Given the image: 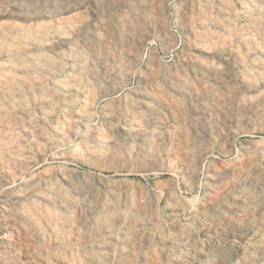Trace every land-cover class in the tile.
I'll list each match as a JSON object with an SVG mask.
<instances>
[{"label":"rangeland","instance_id":"1","mask_svg":"<svg viewBox=\"0 0 264 264\" xmlns=\"http://www.w3.org/2000/svg\"><path fill=\"white\" fill-rule=\"evenodd\" d=\"M4 1V3H3ZM16 2V3H13ZM0 0V25H4L8 27L3 33V38L0 36V69L3 68V75L0 74V110H3L2 113L0 111V175H1V169H2V175L0 176V264H162L163 261L166 264H198V260H200L199 264H264V154L263 148L264 147V77L262 75L264 69V45L262 46V43L264 44V30L263 26L264 24V0H135V4H133L134 0ZM24 1V2H22ZM73 1V2H72ZM94 1V2H93ZM97 1V2H96ZM140 1V2H139ZM198 1V2H197ZM220 1V2H219ZM225 1V2H224ZM238 1V2H237ZM248 1V2H247ZM8 2V3H7ZM44 2V3H43ZM47 2V3H46ZM57 2V3H56ZM67 2V3H66ZM70 4H69V3ZM90 2V3H89ZM96 2V4H95ZM124 2V3H123ZM144 2V3H143ZM146 2V4H145ZM190 4H189V3ZM212 2L209 5L206 3ZM222 2V3H221ZM228 2V3H227ZM232 2V3H230ZM237 2V3H236ZM244 2V3H243ZM255 4L252 6V4ZM260 2V4H259ZM23 3V4H21ZM54 3V4H53ZM60 3V4H59ZM62 3V4H61ZM138 3V4H137ZM192 3V4H191ZM247 7L245 10L244 6H241V4ZM258 3V4H257ZM29 4V5H28ZM33 4V5H32ZM44 7H43V5ZM47 4V5H46ZM56 4V5H55ZM73 4V5H72ZM129 4V6H128ZM141 4V5H140ZM206 4V5H205ZM225 4V6H224ZM228 4V5H226ZM234 6H231L233 5ZM238 4V5H236ZM240 4V5H239ZM28 7L26 9V6ZM42 5V7H41ZM80 5V6H79ZM85 5V6H84ZM138 5V6H137ZM189 7H188V6ZM197 5L199 6V9ZM212 5V6H211ZM230 5V7H229ZM258 5V6H257ZM16 6V7H15ZM18 6V7H17ZM25 6V7H24ZM32 6V7H31ZM34 6V7H33ZM46 6V8H45ZM56 8H54V7ZM58 6V7H57ZM61 6V7H60ZM64 6V7H63ZM95 6V7H94ZM106 6V7H105ZM124 6V7H123ZM132 6V7H131ZM187 6V8H186ZM191 6V7H190ZM205 6V7H204ZM207 6V7H206ZM210 6V7H209ZM219 6V7H218ZM221 6V8H220ZM240 6V7H239ZM262 6V7H261ZM14 9H13V8ZM24 7V8H23ZM36 7V8H35ZM40 7V8H39ZM53 7V8H52ZM68 7V8H67ZM84 7V8H83ZM131 7V8H130ZM137 7V8H136ZM142 7V8H141ZM213 7V8H212ZM235 7V8H233ZM243 7V8H242ZM261 7V8H260ZM22 8V9H21ZM32 8V9H31ZM65 8V9H63ZM73 10H72V9ZM75 8V9H74ZM81 8V10H80ZM83 8V9H82ZM130 8V9H129ZM135 8V9H132ZM182 8V9H181ZM185 8V9H183ZM189 8V9H188ZM212 8V9H211ZM221 9L222 11H219L218 9ZM231 13L230 12V10ZM233 8V9H232ZM258 8V9H257ZM263 8V9H262ZM7 9V10H6ZM19 9V10H18ZM21 9V10H20ZM43 9V10H41ZM79 9V10H78ZM181 9V10H180ZM204 9V10H202ZM211 9V10H208ZM226 11H225V10ZM239 9V10H238ZM257 9V11H256ZM260 9L262 11H260ZM46 10V11H45ZM51 12H50V11ZM56 10V11H54ZM127 10V11H126ZM186 10V11H185ZM189 10V11H188ZM200 10V11H199ZM236 10H238L236 12ZM244 10V11H243ZM255 10V11H254ZM6 11V12H5ZM45 11V12H43ZM53 11V14H52ZM58 11V13H57ZM129 11V12H128ZM182 11V12H181ZM212 11V13L210 12ZM216 11V12H215ZM228 11V12H227ZM235 11V12H234ZM243 11V12H242ZM11 12V15H10ZM20 12V13H17ZM26 12V13H25ZM43 12V13H42ZM50 12V13H49ZM68 12V13H67ZM136 12V13H135ZM198 12H200L198 14ZM225 14H224V13ZM249 12V13H248ZM258 12V14H257ZM3 13V15H1ZM24 14V16L22 15ZM78 13V14H76ZM187 13V16H183ZM202 13V14H201ZM213 15L212 17L208 15ZM215 13V14H214ZM230 13V14H229ZM238 13V14H237ZM242 13H246V15H242ZM248 13V14H247ZM254 16H252L253 14ZM260 13V14H259ZM6 14V16H5ZM9 14V16H7ZM28 14V15H27ZM34 16H33V15ZM38 14V15H37ZM42 14V16H41ZM48 14V15H47ZM72 14V16H71ZM138 14V15H137ZM140 14V15H139ZM177 14V15H176ZM201 14V15H200ZM205 14V15H204ZM235 14H237L236 18ZM251 14V15H250ZM14 15V16H13ZM19 18H18V16ZM30 15V16H29ZM68 15V16H67ZM70 15V16H69ZM147 15V16H146ZM181 15V16H180ZM190 15V17H189ZM194 15V17H193ZM198 15V17H197ZM217 15V16H214ZM222 15V16H221ZM230 15V16H229ZM232 22L229 19L232 18ZM259 17H258V16ZM3 16V17H2ZM12 16V17H11ZM27 16V17H26ZM37 16V17H36ZM39 16V17H38ZM127 16V17H126ZM196 16V17H195ZM208 18H207V17ZM219 16V19L217 18ZM227 18H225V17ZM229 16V17H228ZM245 16V17H242ZM260 16H263L262 18ZM68 17V18H65ZM116 17V18H115ZM136 19H135V18ZM185 17V18H184ZM189 17V18H188ZM204 17V18H203ZM206 17V18H205ZM257 17V18H255ZM57 18V19H56ZM101 18V19H100ZM128 18V19H127ZM145 18V19H144ZM159 22H158V20ZM184 18V19H183ZM188 18V20H186ZM192 18V19H191ZM204 19V23H202V20ZM212 18V19H211ZM214 18V19H213ZM223 18V19H222ZM229 18V19H228ZM246 20H245V19ZM259 18V19H258ZM61 19V20H60ZM118 19V20H117ZM144 21L142 22L141 21ZM241 19L243 22H241ZM251 19V21H250ZM263 19V20H261ZM4 20V21H3ZM13 20V21H12ZM32 23H31V21ZM52 20V21H51ZM58 20V21H56ZM64 20V21H62ZM66 20V21H65ZM84 20V21H83ZM146 20V21H145ZM152 20V21H151ZM186 20V21H185ZM190 20V21H189ZM192 20V21H191ZM210 20H216L219 25H216V21L210 22ZM226 20V21H224ZM7 21V22H6ZM11 21V22H10ZM21 21V23H20ZM35 21V22H34ZM39 21V22H38ZM50 21V22H49ZM55 21V22H54ZM60 21V23H59ZM62 21V22H61ZM70 21V22H68ZM127 21V22H126ZM150 23H149V22ZM185 21V22H184ZM194 21V22H193ZM200 23H199V22ZM246 21V25H245ZM249 21V22H248ZM258 21V22H256ZM261 21V22H260ZM5 22V23H2ZM91 22V23H90ZM105 24H104V23ZM121 22V23H120ZM132 24H130V23ZM147 22V23H146ZM158 22V23H157ZM183 24H182V23ZM198 22V23H197ZM219 22H222L221 24ZM226 24H225V23ZM236 22V23H235ZM238 22V23H237ZM251 22V23H250ZM8 23V26H7ZM29 24L27 26V24ZM38 23V24H36ZM47 23V24H46ZM48 23H51L48 24ZM76 23V24H74ZM143 23V24H142ZM180 23V24H179ZM188 23V24H187ZM207 23V24H206ZM216 23V24H215ZM231 23V26H229ZM258 23L260 24L258 26ZM12 24V25H11ZM17 28L16 30H10L9 27L13 26ZM20 24V27L17 25ZM36 24V27H34ZM48 25L46 28H44V25ZM67 24V25H66ZM74 24V25H73ZM88 24V25H87ZM116 24V25H115ZM139 24V25H138ZM146 26H145V25ZM148 24V25H147ZM159 24V25H158ZM162 24V25H161ZM200 24V25H199ZM202 24V26H201ZM209 24V25H208ZM216 27H215V25ZM233 24V25H232ZM235 24V25H234ZM238 24V25H237ZM252 24V25H251ZM255 24V25H254ZM16 25V26H15ZM25 25V26H24ZM40 25V26H38ZM45 25V26H46ZM79 27H76V26ZM102 25V26H101ZM105 27H104V26ZM135 25V26H134ZM156 26L155 27H152ZM188 25H190L188 27ZM251 25V27L249 26ZM54 26V27H53ZM72 26V27H71ZM82 26V27H81ZM88 26V27H87ZM98 26V28H97ZM118 26V27H117ZM140 26V27H139ZM149 26V27H148ZM159 26V27H158ZM163 26V28H162ZM212 28H211V27ZM229 26V27H228ZM250 27V31L247 29ZM255 26V27H253ZM25 27V28H23ZM41 30L43 29V32ZM56 27V28H55ZM69 27V28H68ZM76 27V28H74ZM131 27V30H129ZM143 27V28H142ZM183 27V28H182ZM186 27H188L186 29ZM228 27V28H227ZM238 27V29L234 28ZM242 27V31H241ZM257 27V28H256ZM259 27V28H258ZM19 28H23V30L20 31ZM37 28V29H36ZM62 32H61L58 30ZM73 30H70L72 29ZM211 28V29H210ZM216 28V29H215ZM228 30H227V29ZM236 29L230 31L231 29ZM240 28V30H239ZM244 28V29H243ZM252 28V29H251ZM262 28V30H261ZM52 29V30H51ZM65 29V30H63ZM69 29V30H68ZM81 29V30H78ZM118 29V30H117ZM145 31H144V30ZM154 29V30H153ZM160 31H159V30ZM184 29V30H183ZM196 29V32H195ZM206 29V30H205ZM215 29V33L212 31ZM224 29V30H223ZM260 29V31L258 30ZM34 30V31H33ZM38 32H36V31ZM57 30V31H56ZM75 30V32H74ZM113 30V31H112ZM138 30V31H137ZM147 30V31H146ZM157 30V31H156ZM162 30V31H161ZM187 30V31H186ZM192 30V31H191ZM194 30V31H193ZM202 32L206 38V36L209 35L206 39L204 38L203 34H197ZM201 30V31H200ZM203 30V31H202ZM211 30V31H209ZM244 30V31H243ZM247 30V31H246ZM256 30V31H255ZM10 31V34L8 33ZM24 31V32H23ZM30 31V32H29ZM32 31V32H31ZM56 31L55 33H53ZM77 31V32H76ZM80 31H83V33H80ZM92 31V32H91ZM136 31V32H135ZM154 31V32H153ZM165 31V32H164ZM169 31V32H168ZM235 31V33H234ZM239 31V32H237ZM258 31V32H257ZM263 31V32H262ZM26 35L21 36L23 34ZM34 32V33H33ZM58 32V34H57ZM65 32V33H64ZM73 32V33H72ZM94 32V33H93ZM104 32V33H103ZM112 32V34H111ZM118 32V33H117ZM121 32V33H120ZM158 32V33H157ZM167 32V33H166ZM187 32V33H186ZM220 32V35L218 34ZM222 32V33H221ZM228 32V33H226ZM237 32V33H236ZM253 32V33H252ZM255 32V33H254ZM260 32V33H259ZM15 33V34H14ZM21 35H20V34ZM23 33V34H22ZM36 33V34H35ZM47 33L52 35V37H46ZM92 33V34H91ZM98 33V34H97ZM107 33V34H106ZM139 33V34H138ZM164 33V34H163ZM194 35H193V34ZM211 33H214L211 35ZM240 33V36H239ZM250 35H249V34ZM253 35H252V34ZM260 36H259V34ZM14 34V35H13ZM19 34V36H17ZM40 36H36L39 35ZM61 34V35H60ZM64 34V35H63ZM101 34V35H100ZM120 34V35H119ZM147 34V35H146ZM200 35V39L198 40V36ZM219 36V37H217ZM248 34V35H246ZM255 34V35H254ZM258 34V35H257ZM263 36H262V35ZM11 35V36H10ZM16 35V36H15ZM35 35V36H34ZM42 35V37H41ZM54 35V36H53ZM58 35V36H57ZM111 35V36H110ZM132 35V36H131ZM141 35V36H140ZM163 37H162V36ZM166 35V37L164 36ZM211 35V36H210ZM226 38H225V36ZM233 35V37H232ZM237 35V36H236ZM253 37H252V36ZM14 37L11 38V37ZM45 36V37H44ZM59 38H57V37ZM62 36L65 38H62ZM74 36V37H73ZM97 36V37H96ZM190 36V37H189ZM223 38H221V37ZM245 36V37H244ZM251 36V37H250ZM27 37V38H26ZM29 37V38H28ZM40 37V38H39ZM69 37V39H68ZM89 37V39H88ZM148 37V38H147ZM170 37V39H169ZM196 37V38H195ZM216 37V38H215ZM240 39H239V38ZM38 38V39H37ZM47 39V41H40L39 39ZM51 38V39H50ZM67 38V40H66ZM71 38V39H70ZM73 38V39H72ZM85 38V39H84ZM97 38V39H94ZM107 38V39H106ZM110 38V39H108ZM214 38V41H213ZM225 38V39H224ZM248 38V39H247ZM260 40H259V39ZM262 38V39H261ZM24 41H21L23 40ZM35 39L36 41H33ZM62 39V40H61ZM81 39V40H80ZM88 39V40H87ZM91 39V41H89ZM139 39V40H138ZM211 39V40H210ZM230 39V40H229ZM237 39V40H236ZM254 39V40H253ZM3 40V42H2ZM31 40V41H29ZM38 40V41H37ZM55 40V41H53ZM63 40H66L65 42ZM71 40V41H70ZM83 40V41H82ZM85 40V41H84ZM93 40V41H92ZM95 40V41H94ZM101 40V41H100ZM105 40V42H104ZM142 40V41H141ZM166 40V41H165ZM168 40V41H167ZM190 40V41H189ZM203 40V41H202ZM221 40V42H220ZM226 40V41H225ZM228 40V41H227ZM242 40V42H241ZM258 40V41H257ZM5 41V42H4ZM8 41V42H7ZM14 41H17V47L19 52L21 54L19 55V60L14 62H8L7 54L9 50L13 47L12 43ZM52 45H50L49 43ZM51 41V42H50ZM63 41V42H62ZM77 41V42H76ZM87 41V42H86ZM99 41V42H98ZM103 41V42H102ZM108 41V42H107ZM115 41V42H114ZM214 43L213 45L210 44ZM230 41V42H229ZM237 41V42H236ZM256 42L255 44L253 42ZM261 41V42H259ZM7 42V43H6ZM30 42V43H29ZM35 44H34V43ZM41 44H39V43ZM61 42V43H60ZM74 44H72V43ZM92 42V44H91ZM94 42V43H93ZM99 43V45L97 44ZM117 42V43H116ZM168 42V43H167ZM187 42V43H186ZM216 42V44H215ZM218 42L220 44H218ZM224 42V43H223ZM228 42V43H226ZM11 45H10V44ZM44 43V44H42ZM46 43V45H45ZM87 43V44H86ZM101 43V44H100ZM110 43V44H108ZM186 43V44H185ZM206 43V44H204ZM232 43V44H231ZM258 43V44H257ZM262 46H260L259 45ZM7 44V45H6ZM14 44V43H13ZM66 44V45H65ZM68 44V45H67ZM70 44V45H69ZM83 44V45H82ZM90 44V45H89ZM96 44V45H94ZM105 44V45H104ZM121 44V46H120ZM190 44V45H189ZM192 44V45H191ZM202 46L200 47L199 46ZM209 44V45H208ZM218 44V45H217ZM231 44V45H230ZM248 44V46H247ZM250 44V45H249ZM23 45V46H21ZM28 45V46H27ZM40 45V46H39ZM48 45V46H47ZM72 45V46H71ZM75 45V46H73ZM91 46V47H88ZM95 49H94V46ZM103 45V46H102ZM110 45V46H109ZM123 45V46H122ZM130 45V46H129ZM132 45V47H131ZM197 45V47H196ZM216 45V46H215ZM221 45V46H220ZM225 45V47H224ZM239 45V48L234 47ZM246 45V47L244 46ZM259 45V47H258ZM5 46V47H4ZM10 48H9V47ZM12 46V47H11ZM66 46V47H65ZM73 47V49L71 47ZM193 46V47H192ZM205 46V47H203ZM206 46L209 48H206ZM242 46V47H241ZM258 48H257V47ZM8 47V49H7ZM27 47V48H25ZM30 50H29V48ZM49 49H48V48ZM54 47L56 49H54ZM60 47V48H59ZM77 47V48H76ZM88 49H87V48ZM98 47V48H97ZM116 47V48H115ZM135 47V48H134ZM213 47H215V51L213 50ZM220 47H224L223 49ZM232 47H234L232 49ZM256 47V48H254ZM6 48V49H5ZM62 48V49H61ZM64 48V49H63ZM93 48V49H92ZM134 48V49H133ZM165 48V49H164ZM207 49L209 53H205V50ZM244 48V51L242 50ZM5 49V50H4ZM27 49V51H26ZM36 49V50H34ZM40 49V50H39ZM52 49V50H51ZM59 51H58V50ZM61 49V50H60ZM72 50L69 52V50ZM79 49V50H78ZM83 53L81 52L82 50ZM97 49V51H95ZM99 49V50H98ZM123 49V50H122ZM192 49L194 51H192ZM201 49V50H199ZM218 51H217V50ZM242 51H241V50ZM250 51H249V50ZM42 50V52H40ZM45 50V52H43ZM53 52H51V51ZM68 50V51H67ZM128 50V51H127ZM133 50V51H132ZM189 50V51H188ZM232 52H230V51ZM239 53H236L237 51ZM252 50V51H251ZM5 51V52H4ZM7 51V54H6ZM30 51V52H29ZM37 51L35 54L34 52ZM67 51V52H66ZM77 51V52H76ZM94 51V52H92ZM101 51V52H99ZM114 51V52H113ZM136 51V52H135ZM211 51V52H210ZM226 51H228L226 53ZM236 51V52H235ZM259 51V52H258ZM40 52V53H39ZM49 55H47V53ZM60 52V53H59ZM62 52V54H61ZM75 52V53H74ZM84 52H86L84 54ZM92 52V53H91ZM96 52V53H95ZM132 52V53H131ZM136 55H135V53ZM213 52V53H212ZM225 52V53H224ZM243 52V53H242ZM254 52V53H253ZM23 53H27L26 55ZM30 53H32L30 55ZM57 53V55H56ZM104 53V55H103ZM126 53V54H125ZM193 53V56L192 54ZM198 53V56H197ZM201 53V54H200ZM221 55H220V54ZM250 53V54H249ZM263 53V54H262ZM4 54V55H3ZM37 54V55H36ZM45 54V58L44 57ZM61 54V55H60ZM79 54V55H77ZM91 54V55H90ZM122 54V55H120ZM189 54V56H188ZM204 54V55H202ZM207 54V55H206ZM209 54V55H208ZM231 54V55H230ZM240 54V55H239ZM258 54V55H257ZM22 55V56H21ZM24 55V56H23ZM30 55V56H29ZM40 56L38 59L33 56ZM64 55V56H63ZM70 55V58H68ZM82 55H84L82 57ZM88 55V56H87ZM94 55V56H93ZM119 55V56H118ZM128 57H127V56ZM135 55V56H134ZM186 55V56H185ZM195 55V56H194ZM207 57H206V56ZM236 55V56H235ZM243 57H242V56ZM250 57H249V56ZM257 55V56H256ZM4 56V57H3ZM26 56V57H25ZM29 56V57H28ZM43 56V57H42ZM49 59H47L48 57ZM89 60H87V58ZM103 56V57H102ZM107 56V58H106ZM112 56V57H111ZM134 56V57H133ZM184 56V57H182ZM197 58H194L196 57ZM234 56V57H233ZM248 56V57H247ZM259 56V60H258ZM25 57V58H24ZM59 57V58H58ZM78 57V58H77ZM82 57V58H81ZM85 57V58H84ZM102 57V58H101ZM119 57V59H117ZM186 57V59H185ZM201 57H203L201 59ZM240 61H239V58ZM254 57V58H252ZM6 59L4 61V59ZM43 58V61L42 59ZM57 60H56V59ZM65 58V59H64ZM77 58V59H76ZM80 58V59H79ZM94 58V59H93ZM101 58V59H99ZM104 58V61L102 60ZM112 58H115L112 60ZM130 58V59H128ZM208 58V60H207ZM224 60H222V59ZM230 58V59H229ZM233 58V59H231ZM28 59V60H26ZM29 59H33L32 61ZM72 59V60H71ZM74 59V61H73ZM79 59V60H78ZM82 59V60H81ZM85 59L88 61H85ZM92 59V60H90ZM106 59V60H105ZM110 59V60H109ZM117 59V60H116ZM134 59V60H133ZM185 59V60H184ZM212 59V60H211ZM237 59V60H236ZM252 59V60H251ZM45 60V61H44ZM72 62H71V61ZM85 62H84V61ZM100 60V61H99ZM136 60V61H135ZM182 60V61H181ZM193 60V61H192ZM195 60V61H194ZM219 60V61H218ZM226 60L227 63L225 62ZM233 60V61H232ZM244 60V62H243ZM258 60V61H257ZM25 61V63H24ZM31 61V63H30ZM34 61V63H33ZM37 61V62H36ZM40 61V62H38ZM55 61V62H54ZM62 61V63H61ZM70 61V62H69ZM77 61V62H76ZM80 61V62H79ZM95 61V62H92ZM99 61V62H98ZM118 61V62H117ZM127 61V64L125 65ZM199 61V62H198ZM214 63H213V62ZM237 61H239L237 63ZM252 61H256V64H253ZM3 62V63H2ZM23 62V63H22ZM48 62L50 64H48ZM67 62V63H66ZM82 62V63H81ZM88 67H87V63ZM101 62V64H100ZM104 62V63H103ZM110 62V64L108 63ZM191 62V63H190ZM208 62V63H207ZM219 62V63H217ZM222 62V63H221ZM263 62V64H261ZM7 65L5 66V64ZM20 63V64H18ZM25 64L24 66L22 64ZM53 63L56 65H53ZM57 63V64H56ZM61 65H60V64ZM72 63V64H71ZM75 63V64H74ZM77 63V64H76ZM81 63V64H80ZM85 63V64H84ZM90 63V65H89ZM122 63V64H121ZM125 63V64H124ZM134 63V64H133ZM163 63V64H161ZM179 63V64H178ZM184 63V64H183ZM187 63V65H186ZM199 63V64H198ZM201 63V64H200ZM206 63V64H204ZM214 65H213V64ZM231 63V64H230ZM234 63V64H233ZM243 63V64H241ZM252 63V65H251ZM12 64V65H11ZM34 64V65H33ZM38 64V65H37ZM45 64V65H44ZM47 64V65H46ZM52 64V65H51ZM64 64L65 68H64ZM67 64V65H66ZM79 64V66H78ZM83 64V65H82ZM93 64V66L91 65ZM104 64V65H103ZM106 64V65H105ZM109 64V66H107ZM165 64V65H164ZM181 64V65H180ZM209 64V65H208ZM218 64V65H215ZM225 65L221 68L220 65ZM227 64H229L227 66ZM235 66H233V65ZM246 64V65H244ZM261 64V66H260ZM4 65V66H3ZM21 66V68L19 67ZM38 67H36V66ZM40 65V67H39ZM69 65V66H68ZM74 65V66H70ZM85 65V66H84ZM103 65V66H102ZM122 65V67H121ZM124 65V66H123ZM131 65V66H130ZM211 65V66H210ZM241 65V66H240ZM250 65V66H249ZM3 66V67H2ZM46 68H45V67ZM48 66V67H47ZM58 67L55 68V67ZM63 68H62V67ZM93 68H91V67ZM109 69H106V67ZM111 66V68H110ZM130 66V67H128ZM134 66V67H132ZM148 66V67H147ZM154 68H153V67ZM165 66V69L164 67ZM170 66V67H169ZM187 66V67H186ZM211 68H210V67ZM240 66V67H239ZM249 66V67H248ZM255 66V67H253ZM8 67V68H6ZM20 69H19V68ZM60 67V68H59ZM82 69H81V68ZM84 67V68H83ZM120 67V68H118ZM125 69H124V68ZM167 67V68H166ZM191 67V69L189 68ZM209 67V68H207ZM221 69H219V68ZM247 69H246V68ZM251 67V68H250ZM257 67V69H256ZM262 67V68H261ZM6 68V69H5ZM10 68V70H9ZM26 69L24 71V69ZM49 68V69H48ZM75 68V69H74ZM79 71H78V69ZM86 68V71H85ZM129 68V69H127ZM163 68V69H162ZM177 70H176V69ZM205 68V69H204ZM207 68V69H206ZM214 68V69H213ZM231 68V70H229ZM238 68V69H237ZM256 70H255V69ZM259 68V69H258ZM18 69V70H17ZM34 69V70H33ZM43 71H42V70ZM47 69V71L45 70ZM51 69V70H50ZM61 69V70H60ZM100 70L99 73L95 70ZM104 69V71H103ZM118 69V70H117ZM124 69V70H123ZM152 69V70H151ZM160 69H162L160 71ZM182 69V70H181ZM185 69V70H184ZM211 71H210V70ZM236 69V70H233ZM240 69V70H239ZM244 69V70H243ZM250 71H249V70ZM252 69V70H251ZM263 69V70H262ZM5 70V71H4ZM29 70V71H28ZM36 70V71H35ZM41 70V71H40ZM45 70V71H44ZM64 70V71H63ZM76 70V71H75ZM82 70V71H81ZM88 70V71H87ZM90 70V71H89ZM106 70H110L108 74L103 73ZM115 70V71H114ZM121 70V71H120ZM128 72H126V71ZM130 70V71H129ZM155 70V71H154ZM167 72H166V71ZM175 70V71H174ZM195 70V72H194ZM209 70V73H208ZM218 70V71H216ZM223 70V71H221ZM242 70V71H241ZM255 70V71H254ZM259 70V71H257ZM19 71V72H18ZM60 71V73H59ZM85 71V73H84ZM94 72L91 73L90 72ZM102 71V73H100ZM119 71V72H118ZM125 71V72H124ZM187 71V72H186ZM193 74H191V72ZM218 74H216V72ZM226 71V72H224ZM238 71V72H237ZM241 71V72H239ZM248 71V72H247ZM251 71L253 72V76L251 75ZM262 71V72H261ZM7 72V73H6ZM14 72V73H13ZM23 72V73H22ZM32 72V73H30ZM44 72V73H43ZM48 72H51L50 74ZM81 72V73H80ZM88 74H87V73ZM114 72V73H112ZM141 72V74H140ZM155 73V74H152ZM180 74H179V73ZM186 72V73H185ZM201 72V75H200ZM230 72V73H229ZM234 72V73H233ZM10 73V74H9ZM37 73V74H36ZM42 73V75H41ZM55 73V74H54ZM58 73V74H57ZM151 73V74H150ZM160 73V74H159ZM173 73V74H172ZM175 73V74H174ZM177 73V74H176ZM197 75H196V74ZM224 75H223V74ZM248 73V74H247ZM258 73L259 77H258ZM12 74V75H11ZM17 74V75H15ZM33 74V75H32ZM36 74V75H35ZM98 74V75H97ZM105 74V76L103 75ZM127 75L126 78L123 75ZM130 74V75H129ZM171 74L173 76H171ZM179 74V75H178ZM185 74V75H184ZM216 74V75H215ZM222 74V76H221ZM232 74L234 76H232ZM256 74V75H254ZM264 74V73H263ZM11 75L14 80L9 79L7 76ZM15 75V76H14ZM22 75V77H21ZM27 77H26V76ZM46 75V76H44ZM49 75V76H47ZM70 77H69V76ZM80 75V76H79ZM95 75V76H91ZM97 75V76H96ZM103 75V76H102ZM107 75H110L107 77ZM123 77H122V76ZM142 75V76H140ZM144 75V76H143ZM154 75V76H152ZM162 75V76H159ZM168 75V76H167ZM207 79L205 78V76ZM212 75V76H210ZM220 75V76H219ZM3 76V77H2ZM16 78H14V77ZM52 76V77H51ZM76 76H79L76 78ZM85 79L88 81L84 80ZM116 76V77H115ZM151 76V77H150ZM159 76V77H158ZM167 76V77H166ZM193 76V77H192ZM200 76L202 77L200 79ZM219 76V77H217ZM230 78H229V77ZM243 76V80L242 79ZM248 76V77H247ZM251 76V77H250ZM262 76V77H261ZM6 77V78H5ZM81 77V78H80ZM93 77V78H91ZM104 77V78H102ZM113 77V78H112ZM128 77V78H127ZM156 77V78H155ZM165 77V79H164ZM185 77V78H184ZM188 77V78H187ZM191 77V78H190ZM218 79H217V78ZM226 79H223L225 78ZM236 77V78H235ZM256 77V78H252ZM21 78V79H20ZM23 78V79H22ZM25 78V79H24ZM33 78V79H32ZM36 78V79H35ZM48 78V79H46ZM59 78V79H58ZM67 78V79H66ZM71 78V79H70ZM73 78L74 82H73ZM89 80H88V79ZM106 78V79H105ZM122 78V79H120ZM162 78V79H160ZM180 78V79H178ZM184 78V79H183ZM204 78V79H203ZM246 78V79H245ZM248 78V79H247ZM261 78V80H259ZM7 79V81L5 80ZM38 79V80H37ZM66 79V80H65ZM80 79H82L80 81ZM102 79V80H101ZM114 81H111L113 80ZM120 79V80H119ZM127 79V80H125ZM143 79V80H142ZM192 80V82L190 81ZM198 79V80H197ZM205 81H203V80ZM235 79V80H234ZM238 79V80H237ZM9 80V82H8ZM27 80V81H26ZM34 80V82H32ZM43 80L46 82H43ZM63 80V81H62ZM76 80V82H75ZM92 80V81H91ZM119 80V81H118ZM125 80V81H124ZM152 80V81H151ZM173 82V83H171ZM184 80V81H181ZM196 82H195V81ZM212 80V81H211ZM217 84H215L214 82ZM228 80V81H227ZM230 80V81H229ZM250 80V81H247ZM13 81V82H12ZM24 81V82H23ZM40 81V82H37ZM59 81V84H58ZM62 81V84L61 82ZM81 82V84L79 82ZM96 81V82H95ZM202 83H201V82ZM209 81V82H208ZM226 81V82H225ZM233 81V82H232ZM238 81V82H237ZM244 81V82H243ZM252 81V82H251ZM258 81H262L261 83ZM3 82V84H1ZM31 82V83H30ZM55 84H54V83ZM67 82L68 85H65ZM72 82V83H71ZM98 82V83H97ZM108 82V83H107ZM114 82V84H113ZM119 82V83H118ZM121 82V83H120ZM125 82V84H124ZM128 82V83H127ZM145 82V83H143ZM151 82V83H150ZM153 82V84H152ZM158 84H157V83ZM242 82V83H241ZM247 82V83H246ZM254 82L256 84H254ZM30 83V84H29ZM34 83V85H33ZM38 83V84H37ZM40 83V84H39ZM57 83V84H56ZM64 83V84H63ZM89 83H93L89 86ZM101 83V84H100ZM106 83V84H105ZM150 83V84H149ZM206 86H203V84ZM220 83V84H219ZM224 83V84H223ZM231 83V84H230ZM8 84H13L8 85ZM29 84V85H28ZM43 84V86H42ZM83 84V85H82ZM85 84V85H84ZM87 84V85H86ZM97 84V85H96ZM114 88H113V86ZM124 84V85H123ZM162 84V85H161ZM172 84V85H171ZM189 84V85H188ZM214 84V85H213ZM228 84V85H227ZM259 84V85H258ZM6 87V89L3 87ZM8 85L10 86L7 88ZM16 85L22 89L23 87V100L22 98L17 99L16 98V90L13 87H16ZM23 85V86H21ZM28 85V86H27ZM40 85L41 88L38 86ZM46 85V86H45ZM57 85V86H56ZM71 85V88L69 87ZM77 86L76 89H74V86ZM80 85V86H79ZM82 85V86H81ZM93 85V86H92ZM95 85V88H94ZM100 85V86H99ZM111 85V86H110ZM194 87H193V86ZM222 85V86H221ZM229 86L230 90H227ZM237 85V86H236ZM254 85V86H253ZM256 85V86H255ZM263 85V86H262ZM28 88H27V87ZM32 86V87H31ZM59 86V87H58ZM69 87V89L67 87ZM73 86V87H72ZM83 86H87L83 88ZM106 86V87H105ZM119 88H118V87ZM150 86V89L148 88ZM175 86V87H174ZM182 86V87H181ZM199 86V87H198ZM203 88H202V87ZM213 86V87H212ZM249 86V87H248ZM26 87V88H24ZM29 87H31L29 90ZM36 87V88H35ZM48 87V89H46ZM61 87V88H60ZM103 87V88H102ZM162 87V88H160ZM174 87V88H173ZM178 87V88H177ZM181 87V88H180ZM211 87V88H210ZM220 89H219V88ZM224 87V88H223ZM245 89H244V88ZM252 87V88H251ZM262 87V88H261ZM5 90H4V89ZM52 88V89H51ZM82 88V90H80ZM89 91H88V89ZM92 88V89H91ZM111 88V89H110ZM140 88V89H139ZM155 88V89H154ZM165 88V90H164ZM173 88V89H172ZM180 88V89H179ZM191 88V89H190ZM202 88V89H201ZM210 88V89H209ZM213 88V89H212ZM227 88V89H226ZM232 88V89H231ZM238 88V89H237ZM261 88V89H260ZM14 89L12 92L11 90ZM36 89V90H35ZM38 89V90H37ZM39 89L41 91H39ZM54 89V90H53ZM67 91H66V90ZM73 89V90H72ZM78 89V90H77ZM95 89H97L95 91ZM99 89V91H98ZM117 89V90H116ZM120 89V90H119ZM133 89V90H132ZM146 89V90H145ZM159 89V90H158ZM163 91H162V90ZM176 89V90H175ZM182 89V91H181ZM193 89V90H192ZM206 89V90H205ZM215 89V90H214ZM219 89V91H218ZM237 89V90H236ZM244 89V90H243ZM253 89V90H252ZM258 89V90H256ZM260 89V91H259ZM65 90V91H64ZM86 90L89 94L86 93ZM91 90V91H90ZM137 90V92H136ZM150 90V91H149ZM176 92H175V91ZM187 90V91H186ZM199 92H198V91ZM213 90V91H211ZM223 90V92H222ZM225 90H227L225 92ZM233 90V91H232ZM249 90V91H248ZM252 90V91H251ZM28 91V92H27ZM52 91V92H50ZM57 91V92H56ZM85 91V92H82ZM92 91L93 94H92ZM108 93H107V92ZM130 91V92H129ZM134 91V92H133ZM143 91V92H142ZM149 91V92H148ZM153 93H152V92ZM161 91V92H160ZM174 91V92H173ZM216 91V92H214ZM221 91V93H220ZM229 91V92H228ZM256 93H255V92ZM8 92V93H7ZM12 92V93H11ZM36 92L38 94H36ZM46 92V94L44 93ZM55 92V94H53ZM61 92V93H60ZM98 92V93H97ZM156 92V93H155ZM168 92V93H166ZM179 94H178V93ZM207 92V93H206ZM232 92V93H231ZM235 92V93H234ZM240 92V93H239ZM247 92V93H246ZM249 92V93H248ZM254 92V93H252ZM10 93V94H9ZM51 93V94H50ZM57 93V94H56ZM64 93V94H63ZM94 93H97L94 94ZM126 93V94H125ZM133 93V94H132ZM141 93H144L143 95H140ZM160 93V96L157 94ZM162 93V94H161ZM173 93V94H172ZM182 93V94H181ZM194 93V94H192ZM212 93V94H211ZM217 93V94H216ZM238 93V95H236ZM246 93V94H245ZM13 94V95H12ZM43 94V95H42ZM59 94V95H58ZM75 97H73L74 95ZM81 94V95H80ZM85 94V95H83ZM87 94V96H86ZM101 94V95H100ZM106 94V95H105ZM108 94V95H107ZM138 94L140 96H138ZM157 94V95H155ZM207 94V95H206ZM211 94V97H210ZM220 94V95H219ZM232 99H230L229 95ZM241 94V95H240ZM248 94H251L248 95ZM10 97L8 98L7 97ZM11 95V96H10ZM38 95H40L38 97ZM48 97L46 98V96ZM54 95V96H53ZM62 95V97H60ZM98 95H100L98 97ZM124 95V96H123ZM137 95V96H136ZM148 95L151 96L148 97ZM164 96L162 98V96ZM177 95V97H176ZM185 95V96H184ZM191 95V96H190ZM193 95V96H192ZM245 95V96H243ZM254 95V96H253ZM262 95V96H261ZM29 96V97H28ZM36 99H35V97ZM45 98H44V97ZM51 96V97H50ZM58 96V97H56ZM67 96V97H66ZM71 96V97H70ZM82 98H81V97ZM85 96V97H84ZM127 96V97H126ZM130 96V97H129ZM143 96V97H142ZM167 96V97H166ZM171 96V97H169ZM174 96V97H173ZM188 96V97H187ZM199 96V97H198ZM217 98H216V97ZM226 96V97H225ZM235 96V97H234ZM240 96V97H238ZM242 96V97H241ZM14 97V98H13ZM27 97V98H26ZM41 97V98H40ZM51 100H50V98ZM53 97V99H52ZM87 97V98H86ZM93 97V98H92ZM95 97V98H94ZM116 97V98H115ZM122 97V98H121ZM154 97V98H153ZM161 97V99H160ZM167 100H166V98ZM186 97V99H185ZM213 97V98H212ZM248 97L247 98H244ZM250 97V98H249ZM255 97V99L253 98ZM8 99V103H6L4 100ZM14 100H13V99ZM44 98V99H43ZM55 98V99H54ZM59 98V99H57ZM63 98V99H62ZM66 98V99H64ZM70 98L73 99V101L69 100ZM90 98L93 100L90 101ZM102 98V99H101ZM115 98V99H114ZM125 98V99H124ZM147 98V99H146ZM150 98V99H149ZM159 98V99H158ZM208 98V99H207ZM236 98V99H235ZM258 98V100L256 99ZM261 98V99H260ZM4 99V100H3ZM17 99V100H16ZM25 99L28 101L25 102ZM33 100V101H30ZM43 100H50L53 103L50 108H41L38 107V103ZM57 99V100H56ZM99 99V100H98ZM117 99V100H116ZM128 99V100H127ZM135 101H134V100ZM146 99V100H145ZM156 99V100H155ZM173 99V100H172ZM188 99H190L188 101ZM200 99V100H199ZM205 99V100H204ZM211 99V100H210ZM214 99V100H213ZM239 99V100H238ZM242 101H241V100ZM252 99V100H250ZM16 100V101H15ZM19 100V101H18ZM36 100V101H35ZM40 100V101H39ZM53 100V101H52ZM56 100V101H54ZM63 100H65L63 102ZM68 100V101H67ZM83 100V101H82ZM86 102H85V101ZM97 100V101H96ZM111 100V101H110ZM122 100V101H121ZM127 100V101H126ZM131 100V101H129ZM142 102H140V101ZM145 100V101H144ZM157 100H159L157 102ZM177 102H176V101ZM235 100H238L236 102ZM250 104H249V101ZM262 100V101H261ZM7 101V100H6ZM35 101V103H34ZM39 101V102H38ZM49 101V102H50ZM89 103H88V102ZM152 101V102H151ZM161 101V102H160ZM172 103H170V102ZM213 101V102H212ZM217 101V102H216ZM221 101V104L219 105L218 102ZM246 101V102H245ZM253 101V102H251ZM261 101V102H260ZM4 102V103H3ZM50 102V103H51ZM56 102V103H55ZM84 104H83V103ZM108 102V103H107ZM115 102V103H113ZM129 102L130 107H129ZM147 102V104H146ZM169 102V104L167 103ZM201 102V103H200ZM228 102V103H226ZM236 102V103H235ZM257 102V104H255ZM260 102V103H258ZM12 103L14 106H12ZM65 103V104H64ZM67 103V104H66ZM95 103V104H94ZM119 103V104H118ZM127 103V104H126ZM137 103V104H134ZM156 103V104H155ZM163 105H161V104ZM167 103V104H166ZM190 107H189V104ZM208 105H207V104ZM225 103V106H224ZM230 103V104H229ZM234 103L236 105H234ZM247 103V104H246ZM253 103V104H252ZM4 104V105H3ZM25 104V106H24ZM32 104V105H31ZM52 104V103H51ZM64 104V105H63ZM88 106H87V105ZM118 104V105H117ZM126 104V105H125ZM146 104V105H145ZM149 104V106H147ZM160 104V105H159ZM177 104V106H175ZM217 104V107L215 106ZM237 104H239L237 106ZM255 104V105H254ZM2 105V107H1ZM8 105V106H7ZM22 105V106H21ZM29 105V106H28ZM58 105V106H56ZM66 105V106H65ZM91 105V106H90ZM110 105V106H109ZM122 105V107H121ZM125 105V106H124ZM144 105V106H143ZM150 105L151 108H150ZM160 107H159V106ZM170 105H174L173 107ZM203 105V106H202ZM206 105V107H205ZM230 105V106H229ZM263 105V106H262ZM6 110H5V108ZM25 108H24V107ZM31 110L27 113L25 109ZM95 106V109H94ZM109 106V107H106ZM143 106V107H142ZM154 106V107H153ZM156 106V108H155ZM161 106H164L161 108ZM169 106V107H168ZM198 106V107H196ZM212 106V107H211ZM222 106V107H221ZM237 106V107H236ZM249 106V107H248ZM261 106V107H260ZM11 107L12 109H10ZM14 107V108H13ZM22 107V108H20ZM38 107V109H37ZM83 107V108H82ZM85 107V108H84ZM119 107V108H117ZM129 107V108H125ZM136 109L134 110V108ZM148 107V109H147ZM165 107H168V109ZM177 107V108H176ZM185 107V108H184ZM194 107V108H193ZM206 110H205V108ZM224 107V108H223ZM227 107V108H226ZM234 107V108H233ZM263 107V108H262ZM15 108H17L15 110ZM93 110H92V109ZM104 110H103V109ZM108 108V109H107ZM109 108H112L111 110ZM145 110H143V109ZM155 110H154V109ZM158 108V111L156 110ZM161 108V109H160ZM176 108V109H175ZM183 108V109H182ZM202 108V109H201ZM209 108V109H208ZM215 108V109H214ZM218 108V109H217ZM221 108V111L219 110ZM245 108V109H244ZM255 108V109H254ZM263 110H262V109ZM41 109V110H40ZM78 109V110H77ZM82 109V110H81ZM85 109V110H84ZM100 109V110H99ZM106 109V110H105ZM118 109V110H116ZM132 109V110H131ZM141 109V110H140ZM153 109V110H152ZM161 111H160V110ZM187 109V110H186ZM193 109V110H190ZM215 110V112L213 111ZM217 109V111H216ZM233 109V110H232ZM240 109V110H239ZM242 109V110H241ZM10 110V112H9ZM12 110V112H11ZM13 110L15 112H13ZM23 110V111H22ZM40 110V111H38ZM79 112H77V111ZM89 110V112H88ZM91 110V111H90ZM95 110V111H94ZM104 112H102V111ZM128 110V111H127ZM140 110V111H139ZM176 110V111H175ZM223 110V111H222ZM230 110V111H229ZM236 112H235V111ZM256 110V111H255ZM4 111L6 114H4ZM56 111V112H55ZM85 111V113L83 112ZM95 113L94 116L91 115L92 113ZM119 111V113H118ZM131 111V112H130ZM153 111V112H152ZM157 113H156V112ZM167 111V112H166ZM169 111L171 113H169ZM175 111V112H174ZM182 113L180 114L179 113ZM184 111H187L186 113ZM192 111V112H191ZM197 111V112H196ZM209 111V112H208ZM250 111V113H249ZM33 114H32V113ZM37 112V113H36ZM66 112V113H64ZM77 112V113H76ZM84 114H83V113ZM107 112V113H106ZM126 112V113H125ZM140 112H142V115ZM145 112V113H144ZM151 112V113H149ZM161 112V113H160ZM184 112V113H183ZM196 112V113H195ZM213 112V113H212ZM226 112L228 113L227 115ZM233 112V113H232ZM252 112V113H251ZM13 113V114H12ZM21 113V114H20ZM23 113V115H22ZM26 113V114H25ZM36 113V114H34ZM57 113V114H56ZM73 113V115H72ZM121 113V114H120ZM125 113V114H123ZM133 113L134 116H131ZM137 113V117H136ZM174 115H173V114ZM220 113V114H219ZM223 113V114H222ZM225 113V114H224ZM236 113V114H235ZM244 113V114H243ZM259 113V114H258ZM8 114V115H7ZM11 114V115H9ZM30 114H32L30 116ZM49 114V115H48ZM55 114V122L53 121L54 118H52ZM66 114V115H65ZM69 114V115H67ZM81 114V115H80ZM88 114V115H87ZM98 114V115H97ZM101 114V115H100ZM118 114V115H117ZM130 114V115H129ZM147 114V115H145ZM150 114V115H149ZM154 114V115H153ZM158 114V115H157ZM172 114V115H170ZM178 114V115H177ZM194 116H192V115ZM208 114V116H206ZM213 114V115H212ZM216 114V115H215ZM235 114V116H234ZM242 114V115H240ZM249 114V115H248ZM255 114L257 116H255ZM263 114V116H261ZM7 115V117H6ZM26 115V117H25ZM52 117H51V116ZM62 115L66 118H63ZM77 115V117H76ZM80 115V116H79ZM117 115V116H116ZM142 115V117H141ZM153 115V116H152ZM160 115V116H159ZM191 115V116H190ZM237 115V116H236ZM9 116V117H8ZM17 116V117H16ZM36 116V118H35ZM72 116V118H71ZM74 116V117H73ZM85 118H84V117ZM103 116V117H102ZM115 116V117H113ZM127 116V117H126ZM147 116V117H145ZM204 116V117H203ZM210 116V117H209ZM250 116V117H249ZM5 117V119H4ZM22 117V118H21ZM31 117V118H28ZM111 117V118H110ZM117 117V118H116ZM131 117V118H128ZM154 117V118H153ZM165 117V118H164ZM179 117V118H178ZM183 117V119L181 118ZM190 120H188L189 118ZM192 117V118H191ZM197 117V118H196ZM249 119H246L248 118ZM14 118V119H13ZM17 118V120H16ZM21 118V120L19 119ZM27 118V119H26ZM35 118V119H33ZM77 118V119H76ZM120 118V119H119ZM128 118V119H127ZM133 118V119H132ZM135 118V119H134ZM137 118V119H136ZM139 118V119H138ZM148 118V119H147ZM159 118V119H158ZM181 118V119H180ZM242 118V120L240 119ZM255 118V119H254ZM8 122H7V120ZM71 121H68V120ZM75 121H74V120ZM101 119V120H100ZM125 119L127 122L125 124ZM142 123L140 125H136V121ZM146 119V120H144ZM168 119V121H167ZM195 119V120H194ZM246 119V120H245ZM255 121H254V120ZM257 119V121H256ZM260 120V122L258 121ZM12 123H10L11 121ZM35 120V121H34ZM64 120V121H63ZM67 120V121H66ZM83 120V121H82ZM87 120V122L85 121ZM92 120V121H91ZM121 120V121H119ZM130 120V121H129ZM158 120V121H157ZM162 120V121H161ZM179 122H178V121ZM200 120V121H199ZM205 122H204V121ZM245 120V121H244ZM250 120V121H249ZM61 121V122H60ZM66 121V122H65ZM79 121V122H76ZM124 121V122H123ZM146 123L144 124L143 123ZM155 121V122H154ZM161 121V122H160ZM184 121V122H183ZM187 121V122H186ZM190 121V122H189ZM199 121V125L196 123ZM227 121V122H226ZM230 121V122H228ZM251 121L253 123H251ZM6 124L4 125L3 124ZM8 124H7V123ZM21 122V123H19ZM32 122V123H31ZM75 124H74V123ZM91 122V123H90ZM136 122V123H135ZM149 126L152 127L150 128ZM153 122V123H152ZM170 122V123H169ZM204 122V123H203ZM235 122V123H234ZM240 122V123H239ZM255 122V123H254ZM258 122V124H257ZM13 123H16L13 125ZM18 123V125H17ZM48 123V124H47ZM61 123V124H60ZM72 123V124H71ZM77 123V124H76ZM120 123V124H119ZM152 123V124H151ZM167 123V124H166ZM185 123H188L185 125ZM195 123V124H194ZM203 123V124H202ZM206 123V124H205ZM227 123V124H226ZM231 123V125H230ZM3 124V125H1ZM56 124V125H55ZM74 124V125H73ZM79 124V125H78ZM83 125V128L82 125ZM86 124V125H85ZM89 124V125H88ZM93 124V125H92ZM99 124V125H98ZM101 124V125H100ZM111 124V125H110ZM128 124V125H127ZM151 124V125H150ZM156 124V125H155ZM170 124V125H169ZM185 126H182V125ZM192 124V125H191ZM225 124V125H224ZM235 124V125H234ZM239 124V125H238ZM243 124V125H241ZM249 124V126H248ZM13 125V126H12ZM22 127H21V126ZM34 125V126H33ZM47 125V126H45ZM49 125V127H48ZM55 125V127H54ZM66 125V126H65ZM70 125V126H69ZM72 125L74 127H72ZM81 125V126H80ZM85 125V127H84ZM121 125V126H120ZM159 125V126H158ZM179 127H178V126ZM238 125V126H236ZM247 125L248 128H245ZM8 126V128H7ZM12 126V127H11ZM65 126V127H64ZM76 126V128H75ZM80 126V127H79ZM88 126V127H87ZM90 126V127H89ZM101 126V127H100ZM110 126V127H109ZM114 126V127H112ZM125 127V131L123 128ZM138 126V127H137ZM141 126V127H140ZM168 126H170L168 128ZM173 126V127H172ZM201 126V127H198ZM204 126V128H203ZM236 126V127H235ZM240 126V127H239ZM242 126V127H241ZM244 126V127H243ZM251 126H253L251 128ZM4 127V128H3ZM19 127V128H18ZM32 127V128H31ZM49 129H48V128ZM64 127V128H62ZM66 127H71L66 129ZM92 127V128H91ZM97 127V128H95ZM104 127V128H103ZM120 127V129H119ZM130 127V128H129ZM135 127V128H134ZM145 127V128H143ZM164 127V128H163ZM186 127V129H185ZM195 127V128H194ZM238 127V131L237 128ZM17 128V129H16ZM36 128V129H34ZM38 128V129H37ZM73 128V129H72ZM75 128V130H74ZM85 128V129H84ZM88 128V129H87ZM90 128V129H89ZM106 128V129H105ZM115 128V129H114ZM129 128V130H127ZM132 128V129H131ZM137 128V129H136ZM168 128V129H167ZM173 128V129H172ZM175 128V130H174ZM180 128V129H179ZM189 128V129H188ZM231 128V129H230ZM27 129H31L30 131ZM53 129V130H52ZM61 131L63 132H60ZM64 129V130H63ZM82 130H88L81 131ZM94 129V130H93ZM108 129V131H107ZM136 129V130H135ZM147 129V130H146ZM151 129V130H149ZM166 129V130H165ZM179 131H178V130ZM188 129V130H187ZM195 129V130H193ZM235 129V131H234ZM17 130V131H16ZM24 130V131H22ZM27 130V131H25ZM52 130V131H51ZM58 130V131H56ZM74 130V131H73ZM93 130V131H92ZM101 131V133L99 131ZM110 130V131H109ZM134 130V131H133ZM141 130V131H139ZM145 130V131H144ZM171 130V131H170ZM193 130V131H192ZM241 130V131H240ZM16 131V132H15ZM22 131V132H21ZM36 131V132H35ZM42 131V132H41ZM51 131V132H50ZM73 131V132H72ZM120 131V132H118ZM122 131V132H121ZM132 131V132H130ZM144 131V132H143ZM154 131V132H153ZM184 131V133L182 132ZM188 131H190L188 133ZM199 131V132H198ZM206 131V132H205ZM231 131V132H230ZM28 132V133H27ZM45 132V133H44ZM99 132V133H98ZM116 135H114L113 134ZM126 132V134H124ZM137 132V134H135ZM140 132V133H139ZM168 132V133H166ZM2 133V135H1ZM31 133V134H30ZM37 133H40L37 134ZM43 133V134H41ZM54 133V134H53ZM56 133V134H55ZM61 135L59 136L58 135ZM63 135H62V134ZM69 136H67V134ZM70 133V134H69ZM74 133V134H73ZM95 133V134H94ZM123 133V134H122ZM128 133V134H127ZM130 133L133 135L131 136ZM143 133V134H142ZM147 135H146V134ZM157 133V134H156ZM188 133V134H187ZM196 133V134H195ZM226 133V134H224ZM7 136H6V135ZM10 134V135H9ZM48 136L45 138V135ZM73 134V136H72ZM82 135V136H79ZM87 134V135H86ZM149 134V135H148ZM161 134V135H160ZM182 134V135H181ZM206 134V136H204ZM35 135V136H34ZM78 135V136H77ZM105 135V136H104ZM112 135V137H111ZM118 135V136H117ZM159 135V136H158ZM168 138H166L167 136ZM187 135V137H186ZM196 135V136H195ZM234 135V136H233ZM5 136V137H4ZM10 136V137H9ZM13 136V137H12ZM15 136V138H14ZM22 138L20 139V137ZM42 136H44V140H42ZM72 136V137H71ZM99 136V137H97ZM123 136V137H122ZM128 136V138H127ZM149 136V137H148ZM176 136V137H175ZM199 136V137H198ZM230 136V137H229ZM3 137V138H2ZM18 137V138H17ZM25 137V138H24ZM31 137L32 139H28ZM63 137V138H61ZM69 137V138H68ZM80 137V138H77ZM113 137L114 140H113ZM117 137V138H116ZM125 137V138H124ZM134 137V138H133ZM172 137V138H170ZM174 137V138H173ZM6 138H9L6 140ZM11 138V139H10ZM41 140H40V139ZM58 138V139H57ZM67 138V139H66ZM83 138V139H82ZM86 138V139H85ZM89 138V139H88ZM94 140H93V139ZM122 138V139H121ZM124 138V139H123ZM145 138V139H144ZM177 138V139H175ZM181 141H180V139ZM189 138V139H188ZM224 138V140H223ZM226 138V141H225ZM16 139V140H15ZM23 139V140H22ZM69 139V140H68ZM91 139V140H90ZM98 139H100L99 143ZM118 139V140H117ZM133 139V140H132ZM144 139V140H143ZM148 141H147V140ZM161 139V140H160ZM184 139V140H182ZM187 139V140H185ZM192 139V142L191 140ZM5 140V141H4ZM11 140L17 144L11 142ZM21 140V141H20ZM25 140V141H24ZM40 140V142H39ZM63 140V142H62ZM68 140V141H66ZM75 140V141H74ZM90 140V141H89ZM128 142H127V141ZM141 140V141H140ZM151 140V141H150ZM164 140V141H163ZM166 140V142H165ZM170 140V141H169ZM176 140V141H175ZM179 140V142H178ZM200 140V141H199ZM35 141V144L34 142ZM51 141V143H50ZM56 141H58L56 143ZM71 141V143H70ZM74 141V142H73ZM80 141V142H79ZM83 141V143H82ZM96 141V142H95ZM127 143H126V142ZM140 141V142H139ZM163 141V142H162ZM203 141V142H202ZM223 141V142H222ZM10 142V143H8ZM25 142V143H24ZM60 142V144H59ZM79 143V144H76ZM85 142V143H84ZM95 142V143H94ZM102 142H104L102 144ZM121 142V144H119ZM125 142V143H124ZM145 142V144H143ZM170 142V143H169ZM177 142V143H174ZM186 142V143H185ZM198 142V143H197ZM8 143V144H7ZM15 145H12V144ZM38 143L40 145H38ZM43 145H42V144ZM57 145H56V144ZM91 143V144H90ZM111 143V144H110ZM113 143V144H112ZM140 143V145H138ZM163 144V146L160 145ZM181 143H183L181 145ZM227 143V144H225ZM253 143V144H252ZM19 144L23 147H20ZM31 144L35 145L33 148ZM76 145V150L73 147ZM90 146H88V145ZM97 144V146L95 145ZM115 144V145H114ZM123 144V145H122ZM125 144V145H124ZM142 144V145H141ZM156 144V145H155ZM174 150H172L173 146ZM178 146H177V145ZM202 144V145H201ZM205 144V145H204ZM251 144V146H250ZM256 144V145H254ZM258 144V145H257ZM261 144V145H259ZM33 145V146H34ZM45 145V147H44ZM81 147H80V146ZM83 145V146H82ZM87 145V146H86ZM94 147H92V146ZM120 145V146H119ZM127 145V146H126ZM151 147H149V146ZM159 147H158V146ZM173 145V146H172ZM188 145V146H187ZM198 145V146H196ZM207 147L205 148V146ZM4 146V148H3ZM11 150H10V148ZM12 146L14 147V153L12 152ZM79 146V147H78ZM103 146V148H100ZM131 146V147H130ZM143 146V147H142ZM171 146V147H170ZM177 146V147H176ZM191 146V147H189ZM193 146V147H192ZM196 146V147H195ZM209 146V147H208ZM247 146V147H246ZM256 146V147H255ZM260 146V147H259ZM8 147V148H7ZM18 149L21 148V150ZM84 147V148H83ZM87 147V148H85ZM91 147V148H90ZM99 151H98V149ZM114 147V148H113ZM115 147L117 149H115ZM164 147V148H162ZM183 147V148H182ZM204 150V154L202 153L201 149ZM243 147V148H242ZM245 147V148H244ZM255 147V148H254ZM38 148V149H37ZM40 148V149H39ZM43 148V149H42ZM50 148V149H49ZM56 150H55V149ZM106 148V149H105ZM121 148V149H120ZM123 148V149H122ZM171 148V149H170ZM209 148V149H207ZM242 148V149H241ZM26 149V150H24ZM35 149V150H34ZM43 151H42V150ZM54 149V151H53ZM79 149V151H78ZM87 149V150H86ZM130 151L131 153L129 154ZM130 149V150H129ZM148 151H147V150ZM155 149V150H154ZM168 149V151H167ZM172 151H170V150ZM180 155L178 154V151ZM191 149H193L191 151ZM223 149V150H222ZM246 149V151H244ZM258 149V150H257ZM10 150V151H9ZM17 150V152H16ZM29 152H26V151ZM38 152H37V151ZM82 150L85 152H82ZM93 150V151H92ZM101 150V151H100ZM120 150V151H119ZM141 152H139V151ZM146 150V153H145ZM152 150V153H151ZM158 150L161 151V154ZM181 150V151H180ZM244 151V153L242 152ZM254 150V151H253ZM4 151V152H3ZM9 151V152H7ZM43 153H41V152ZM104 151V153H103ZM154 151V152H153ZM156 151V152H155ZM162 151H164L162 153ZM188 151V152H187ZM198 151V152H197ZM237 151V152H236ZM261 151V152H260ZM3 152V153H2ZM6 152V154H5ZM19 152V153H18ZM68 152V153H67ZM72 152V153H71ZM78 152V153H77ZM108 152V153H107ZM135 152V153H134ZM167 154H166V153ZM169 152V153H168ZM173 152V153H172ZM187 152V153H186ZM202 154H201V153ZM255 152V153H254ZM37 153V154H36ZM76 155H75V154ZM84 153V154H81ZM107 153V154H105ZM116 153V154H115ZM140 153V154H139ZM145 153V156H144ZM154 153V154H153ZM172 153V154H171ZM184 153V154H183ZM191 153V154H190ZM238 153V154H237ZM248 153V155H247ZM251 155H250V154ZM9 154V155H7ZM12 154V156H10ZM41 154V155H39ZM43 154V155H42ZM79 154V155H78ZM87 154V155H85ZM94 154V155H93ZM115 154V155H114ZM118 154V155H117ZM121 154V156H120ZM133 154V155H131ZM139 154V155H138ZM142 154V155H141ZM150 154V155H148ZM153 154V155H152ZM164 154V155H162ZM171 154V155H170ZM242 154V155H240ZM244 154V155H243ZM69 155V156H68ZM90 155V157L88 156ZM127 155V156H126ZM156 155V156H155ZM181 157V160L178 159ZM196 155V156H195ZM199 155V156H198ZM246 155V156H245ZM254 155V156H253ZM15 156V157H14ZM42 156V157H41ZM58 156V157H57ZM68 156V157H67ZM82 156V157H80ZM112 156V157H111ZM119 158H117V157ZM120 156V157H119ZM130 156V157H128ZM134 156V157H133ZM143 158H142V157ZM186 156V157H185ZM201 156V157H200ZM244 156V157H243ZM20 159H19V158ZM40 157V159H39ZM65 157V158H64ZM67 157V158H66ZM71 157V159H70ZM85 157V158H83ZM92 157V158H91ZM99 157V158H98ZM139 157L135 160V158ZM143 159L141 161V159ZM171 160H170V158ZM189 157V158H188ZM239 157V158H237ZM250 157V158H249ZM252 157V158H251ZM69 158V159H68ZM76 158H80L79 160ZM89 158H91L89 160ZM94 158V159H93ZM124 158V159H123ZM154 158V159H153ZM183 158V159H182ZM187 158V160H186ZM201 158V159H200ZM257 158V159H256ZM26 159V160H24ZM29 159V160H27ZM99 159V160H98ZM114 161H113V160ZM133 159V160H132ZM153 159V160H152ZM164 159V160H163ZM170 161H169V160ZM235 159V160H234ZM244 159V160H243ZM246 159V160H245ZM248 159V161H247ZM255 159V160H254ZM9 160V161H8ZM33 160V162H32ZM108 160V161H107ZM121 160V161H120ZM152 160V161H151ZM155 160H157L155 162ZM174 160V161H172ZM179 160V161H178ZM185 160V161H184ZM199 160V161H198ZM42 161V162H41ZM81 161V162H80ZM105 161V162H104ZM116 161V164H115ZM160 163H159V162ZM167 161V162H166ZM189 161V162H188ZM244 161V163H242ZM11 164H9V163ZM36 162V164H35ZM84 162V163H83ZM86 162V163H85ZM93 162V163H92ZM104 162V163H103ZM125 162V163H124ZM131 162V163H130ZM140 162V163H139ZM146 162V163H145ZM172 162V163H171ZM179 162V163H178ZM193 162V163H192ZM197 162V163H196ZM248 162V163H247ZM251 162V163H250ZM263 162V163H262ZM7 163V165H6ZM34 163V164H33ZM89 163V164H88ZM109 165H108V164ZM118 163L120 165H118ZM123 163V164H121ZM142 163V165L139 164ZM154 163V164H153ZM159 163V164H157ZM164 163V164H163ZM176 163V164H175ZM189 163V164H188ZM196 165H195V164ZM235 163V164H234ZM246 163L245 168L244 165ZM253 163V164H252ZM255 163V164H254ZM19 164V165H18ZM99 164V165H98ZM104 164V165H103ZM135 164V165H134ZM145 164V165H144ZM150 166H149V165ZM168 164V165H167ZM170 164V165H169ZM174 165V167H172ZM180 164V165H179ZM243 165L242 167L240 165ZM249 164V165H248ZM2 165L4 168H2ZM31 165V166H30ZM95 165V166H94ZM108 165V166H107ZM129 165L131 169L129 168ZM161 165V167H160ZM194 165V167H193ZM248 165V166H247ZM255 165V166H254ZM115 166V167H114ZM138 166V167H136ZM143 166V167H142ZM159 168H156V167ZM189 166V168H188ZM234 166V167H233ZM263 168H262V167ZM7 167L12 171H9ZM14 167L16 169H14ZM111 167V168H110ZM117 167V168H116ZM124 167V168H122ZM128 167V168H127ZM141 167V168H140ZM149 167V168H148ZM169 167V168H168ZM172 167V168H170ZM228 167V168H227ZM231 167V168H230ZM256 167V168H255ZM28 168V169H27ZM69 168V169H68ZM106 168V169H105ZM174 168V169H173ZM188 168V169H186ZM196 168V169H195ZM230 168V169H229ZM251 168V169H250ZM261 168V169H260ZM6 169V170H5ZM18 169V170H17ZM50 169V170H49ZM67 172H66V170ZM130 169V170H129ZM153 169V170H152ZM167 169V170H166ZM175 169L177 171H175ZM185 169V170H183ZM224 169V170H223ZM229 169V170H228ZM244 169V170H242ZM6 173H5V171ZM7 170L9 172H7ZM64 170V171H63ZM140 170V171H139ZM195 170V171H194ZM228 170V171H227ZM241 172H240V171ZM251 170V171H250ZM18 171V172H17ZM22 172V174L20 173ZM24 171V172H23ZM27 171V172H26ZM54 171V173H53ZM61 172V174L59 172ZM74 171V172H73ZM139 171V172H137ZM171 171V172H170ZM185 171V172H184ZM233 171V172H232ZM249 172V173H246ZM46 174H45V173ZM48 172V173H47ZM51 172V173H50ZM65 172V173H64ZM70 172V173H69ZM72 172V173H71ZM129 172V173H128ZM134 172V173H133ZM188 172V173H187ZM217 172V173H216ZM221 172V173H220ZM228 172V173H227ZM254 172H258L254 174ZM261 174H260V173ZM9 175H8V174ZM44 173V175H43ZM63 173V174H62ZM79 173V174H78ZM94 173V174H93ZM183 173V174H181ZM186 173V175H184ZM223 173V174H222ZM243 173V174H242ZM16 176H14V175ZM20 174V175H19ZM48 174V175H47ZM51 174V175H50ZM59 174V176H58ZM71 176H69V175ZM73 174V175H72ZM83 174V175H82ZM198 174V175H195ZM237 174V175H236ZM247 174V177H246ZM261 176H260V175ZM8 175V176H6ZM32 175V176H31ZM63 175V176H62ZM67 175V176H65ZM98 177H97V176ZM206 175V176H205ZM219 175V176H216ZM222 175V176H221ZM239 175V176H238ZM241 175V176H240ZM14 176V177H11ZM31 176V177H30ZM35 176V178H34ZM45 176V177H44ZM52 176V177H51ZM69 178H66L68 177ZM76 176V177H75ZM82 177V178H79ZM87 176V178L85 177ZM103 176V178H102ZM110 176V177H109ZM225 178H224V177ZM227 176V177H226ZM245 176V177H244ZM251 176V177H250ZM10 177V178H9ZM28 177V178H27ZM33 177V178H32ZM45 179H44V178ZM49 177V178H48ZM107 177H109L107 179ZM194 177V178H193ZM222 177V178H220ZM239 177V179H238ZM244 177V178H243ZM253 177V178H252ZM263 177V178H262ZM38 178V179H37ZM65 178V180H63ZM71 178V179H70ZM73 178V179H72ZM77 178V179H76ZM92 178V180H91ZM95 178V179H94ZM105 178V179H104ZM117 178V179H116ZM123 178V179H122ZM126 178V179H125ZM186 178V179H185ZM192 178V179H191ZM215 178V180H214ZM220 178V179H219ZM257 178V180H256ZM13 179V181H11ZM24 179V180H22ZM28 181H27V180ZM33 179V181H32ZM47 179V180H46ZM51 181H50V180ZM76 179V180H75ZM100 179V180H98ZM107 179V180H106ZM114 179V181L112 180ZM197 179V180H195ZM221 181L219 182L218 181ZM222 179V180H221ZM241 179V180H240ZM249 181H248V180ZM46 180V181H45ZM58 180V181H57ZM75 180V182H74ZM94 180V182H93ZM190 180V181H187ZM240 180V181H239ZM8 181V182H7ZM21 181V182H20ZM38 181V182H37ZM43 181V182H42ZM45 181V185H44ZM50 181V183H49ZM73 183H70L72 182ZM84 181V182H83ZM86 181V182H85ZM118 181L120 183H118ZM195 181V182H194ZM214 181V182H213ZM240 184L242 181V184ZM246 181V182H245ZM260 183H259V182ZM64 182V183H63ZM109 183V185L107 184ZM116 182V184H115ZM124 182V183H123ZM215 184H213V183ZM224 182V183H223ZM233 185H232V183ZM235 182V183H234ZM2 183V184H1ZM26 183V184H25ZM56 185H54V184ZM60 183V184H58ZM93 183V184H92ZM101 183V184H100ZM104 183V184H103ZM113 183V184H112ZM129 183V184H128ZM173 183V185H172ZM209 183V184H208ZM237 183V184H236ZM10 186H9V185ZM19 184V185H18ZM25 184V185H24ZM52 184V185H49ZM57 184L59 186H57ZM70 184V185H69ZM77 184V185H76ZM79 184V185H78ZM85 184V185H84ZM88 184V185H87ZM92 184V185H91ZM97 184H99L97 186ZM121 184V186H120ZM125 186H124V185ZM127 184V185H126ZM249 184V185H248ZM252 184V185H251ZM260 184V185H258ZM3 185V187H2ZM23 187H21V186ZM27 185V186H26ZM37 187H35V186ZM67 185V186H66ZM84 188H82L83 186ZM91 185V186H89ZM123 185V186H122ZM136 185V186H135ZM193 185V186H191ZM209 185V186H208ZM224 185V187L222 186ZM230 185V187H229ZM239 185V186H238ZM254 185V186H253ZM7 186V187H6ZM32 186V188H31ZM44 188H43V187ZM47 186V187H46ZM51 186V187H49ZM54 186V188L52 187ZM65 189H64V187ZM78 186V187H77ZM86 186H89L86 188ZM127 186V187H126ZM139 186V187H138ZM142 186V187H141ZM170 186V187H169ZM207 186V187H206ZM212 186V188L210 187ZM219 186H221L219 188ZM234 188H233V187ZM253 186V187H252ZM21 187V189H20ZM30 187V188H29ZM46 187V188H45ZM72 187V188H71ZM73 187H76L74 191ZM116 187L118 188L116 190ZM123 187V188H122ZM131 187V188H130ZM141 187V188H140ZM146 187V189H145ZM168 187V188H167ZM238 187V188H237ZM251 187V188H250ZM255 187V188H254ZM258 187V189H256ZM9 188V189H8ZM11 188V189H10ZM27 188V189H26ZM34 188V189H33ZM35 188H39L38 190ZM43 188V189H42ZM50 188L49 191H47ZM59 190H56V189ZM81 188V189H79ZM100 188V189H99ZM102 188V189H101ZM115 188V189H114ZM167 188V190H165ZM169 188L171 190H169ZM216 188V189H214ZM218 188V189H217ZM228 188V191H227ZM254 188V189H253ZM260 188V190H259ZM263 188V189H262ZM17 189V190H16ZM29 189V190H28ZM46 189V190H45ZM52 189V191H51ZM55 189V190H54ZM62 189V190H61ZM96 189V190H95ZM107 191H105V190ZM111 189V190H108ZM133 189V190H131ZM174 189V190H173ZM211 189V190H210ZM213 189V190H212ZM242 189V190H241ZM16 190V191H15ZM26 190V191H25ZM32 190V191H31ZM35 190V191H34ZM38 191V194L35 192ZM42 190V193H41ZM80 192H79V191ZM84 190V193H82ZM113 190V191H112ZM123 190V191H122ZM142 190V191H141ZM144 190V191H143ZM150 190V191H149ZM208 190V191H207ZM231 190V191H230ZM236 190V191H235ZM247 190V191H246ZM250 190V192H249ZM9 191V192H8ZM15 191V192H14ZM30 191L32 193H30ZM40 191V192H39ZM60 193H59V192ZM68 191V196L65 195ZM73 191V192H72ZM77 191V192H76ZM82 191V192H81ZM87 191V192H86ZM98 191V193L95 192ZM104 191V192H103ZM119 191V192H118ZM125 191V193H124ZM127 191V192H126ZM131 191V192H130ZM154 191V192H153ZM174 191V195H173ZM176 191V192H175ZM238 191H241L238 193ZM257 191H259V194ZM261 191V192H260ZM6 192V193H5ZM14 192V193H13ZM19 192V193H18ZM45 192V193H44ZM53 192V193H52ZM56 192H58V196L62 199H60ZM91 192V193H90ZM129 192V193H128ZM142 192V194H141ZM152 192V193H151ZM170 192V193H169ZM215 192V193H214ZM223 192V193H222ZM263 192V193H262ZM5 193V194H4ZM11 193V195H10ZM24 193V195H23ZM28 193V194H27ZM41 193V194H40ZM56 195H55V194ZM64 193V195H63ZM74 193V194H73ZM82 193V194H81ZM112 193V194H111ZM115 193V194H114ZM123 193V194H122ZM130 193H132L130 195ZM139 193V194H138ZM147 193V194H145ZM149 193V194H148ZM172 193V194H171ZM214 193V194H213ZM238 193V194H237ZM246 193V194H245ZM40 194V195H39ZM46 194V195H45ZM85 194V196L83 195ZM99 196H98V195ZM110 194V195H109ZM119 194V195H118ZM135 194V196H134ZM171 194V195H169ZM176 194V195H175ZM207 194V195H206ZM209 194V195H208ZM214 196H213V195ZM216 194V195H215ZM220 194V195H219ZM224 194V196H223ZM228 194V195H227ZM234 194V195H233ZM245 194V195H244ZM6 195V196H5ZM9 197H8V196ZM17 195V196H15ZM21 195V198L19 197ZM44 197H43V196ZM49 197H48V196ZM52 195V196H51ZM71 195V196H70ZM73 195V196H72ZM112 195V196H111ZM115 195V196H114ZM118 195V196H117ZM130 195V196H129ZM137 195V196H136ZM140 195V196H139ZM146 195V196H145ZM252 195H254L252 197ZM15 196V198H14ZM39 196V197H37ZM42 196V197H41ZM51 196V197H50ZM69 199H67V197ZM95 200H93V197ZM143 196V197H142ZM169 196H172L170 198ZM247 198H243L246 197ZM250 196V198H249ZM258 196V197H257ZM77 197V198H76ZM111 199H110V198ZM127 199L125 200L124 199ZM127 197V198H126ZM141 197V198H140ZM145 197V198H144ZM148 197V198H147ZM153 197V198H152ZM177 197V198H176ZM213 197V199L211 198ZM215 197V198H214ZM222 197V199L220 198ZM236 197V198H235ZM238 197V199H237ZM241 197V198H240ZM31 198V199H30ZM43 198V199H42ZM46 198V199H45ZM70 198H74V200H71ZM88 198V199H87ZM101 198H104V203ZM144 198V199H143ZM157 198V200H156ZM208 198V199H207ZM218 198V199H217ZM235 198V200H234ZM243 198V199H242ZM254 198V199H253ZM262 198V199H261ZM6 199V200H4ZM10 199V200H9ZM13 199V201H12ZM17 199V200H16ZM34 199V201L32 200ZM39 202H38V200ZM48 201L46 202L45 200ZM77 199V200H76ZM80 199V200H79ZM87 199L89 201L84 200ZM92 199V200H91ZM102 201H99V200ZM115 199V200H114ZM124 199V200H123ZM130 199L131 202L130 203ZM139 199V200H137ZM148 199V200H147ZM169 199V200H168ZM171 199V200H170ZM182 199V200H181ZM215 199V200H214ZM237 199V200H236ZM242 199V200H241ZM259 199V203L257 201ZM263 200V201H260ZM34 202L31 203L30 202ZM50 200V201H49ZM54 200V201H53ZM68 200V202L66 201ZM114 200V201H113ZM137 200V202H136ZM189 205L191 212L194 213V215L191 212L184 211L182 208H180V201ZM187 200V201H186ZM207 200V202H205ZM230 200V201H229ZM232 200V201H231ZM246 200V201H245ZM251 200V201H249ZM253 200V202H252ZM16 201V202H15ZM56 201V202H55ZM60 203H59V202ZM71 203H70V202ZM76 201V202H75ZM94 201V202H93ZM97 201V202H95ZM99 201V203H98ZM111 201V202H110ZM156 201V202H155ZM168 201V202H167ZM191 201V202H190ZM237 201V202H236ZM243 201V202H241ZM6 202V203H5ZM11 202V203H10ZM20 202V203H19ZM27 202V203H26ZM49 202V204H48ZM55 204H54V203ZM63 204H62V203ZM78 202V203H77ZM126 204H125V203ZM179 204H178V203ZM190 202V204H189ZM227 202V203H226ZM10 203V204H9ZM76 203V206L74 204ZM102 203V205H101ZM117 203V206L115 205ZM224 203V204H222ZM248 203V204H247ZM255 203V206H254ZM2 204V205H1ZM8 206H7V205ZM23 204V205H22ZM35 206H34V205ZM53 204V205H52ZM60 204V205H59ZM65 204V205H64ZM68 204V205H67ZM72 204V205H71ZM86 204V205H85ZM114 204V206H113ZM123 206H122V205ZM129 204V205H128ZM138 204V205H137ZM166 204V205H165ZM199 204V205H198ZM214 204V205H213ZM235 204V205H234ZM248 206H246V205ZM10 205V206H9ZM39 205V206H38ZM56 205V206H54ZM59 205V206H58ZM88 205V206H87ZM96 205L98 207H96ZM127 205V206H126ZM131 205V206H130ZM153 205V206H152ZM212 205V206H211ZM229 205V206H227ZM250 205V207H249ZM252 205V206H251ZM259 205V206H257ZM262 205V206H261ZM18 206V207H17ZM31 208H30V207ZM45 206V207H44ZM82 206V207H80ZM94 206V207H92ZM102 208H101V207ZM144 206V207H143ZM155 206V207H154ZM167 206V208L165 207ZM172 206V207H171ZM178 206V207H177ZM215 206L214 208H212ZM232 206V208H231ZM4 207V208H3ZM10 207L9 211L7 212V208ZM16 207V208H15ZM40 207V208H39ZM59 209H56V208ZM61 207V208H60ZM79 207V209H78ZM90 207V208H89ZM127 207V208H126ZM132 207V209H131ZM138 207V208H137ZM154 207V208H152ZM198 207V208H197ZM207 207V208H206ZM229 207V208H228ZM242 207V208H241ZM253 207V209H252ZM255 207V208H254ZM262 207V208H261ZM23 208V210H22ZM29 208V209H27ZM45 208V209H44ZM64 208V209H63ZM69 208V209H68ZM88 210H90L88 212ZM107 208V211H106ZM148 208V209H145ZM157 208V209H156ZM196 208V209H192ZM212 208V210H211ZM223 208V209H221ZM238 208L240 209L238 211ZM245 208V209H244ZM51 214V216H48V212ZM68 209V210H67ZM103 209V211H100ZM113 209V210H112ZM131 209V210H130ZM174 209V210H173ZM179 209V210H178ZM181 209V210H180ZM200 209V211H199ZM209 209V211H208ZM255 209V210H254ZM260 209V210H259ZM13 210V211H12ZM15 210V211H14ZM28 210V212H27ZM40 211V213L37 212ZM52 210V211H51ZM70 210V215L69 214ZM120 210V211H119ZM146 210V211H145ZM172 210V212L170 211ZM176 210V211H175ZM195 210V211H194ZM214 210V211H213ZM229 210V211H228ZM4 211V212H3ZM31 211V212H30ZM35 211V212H32ZM46 211V212H45ZM64 211V213H63ZM66 211V212H65ZM81 211V212H80ZM84 211V212H83ZM125 211V212H124ZM180 211H184L180 213ZM198 211V212H197ZM202 211V212H201ZM217 211V212H216ZM10 212V213H9ZM62 212V213H61ZM68 212V213H67ZM77 212V213H76ZM118 212V213H117ZM120 212V213H119ZM152 212V216H151ZM208 212V213H207ZM251 212V213H249ZM263 212V213H262ZM16 213V214H15ZM29 213V214H28ZM40 215H38V214ZM56 213H59L55 215ZM66 213V214H65ZM75 213V214H74ZM80 213V214H79ZM83 213V214H82ZM91 213V214H90ZM123 213V214H122ZM155 213V214H154ZM189 213V214H188ZM203 213V214H202ZM211 213V215H210ZM218 213V214H217ZM257 213V214H256ZM259 213V214H258ZM4 214V215H3ZM8 214V215H7ZM21 214V215H20ZM32 214V215H30ZM42 214V215H41ZM47 214V215H46ZM65 216H64V215ZM68 217H66V215ZM77 216H74V215ZM79 214V215H78ZM133 214V216L131 215ZM149 214V215H148ZM185 214V215H184ZM187 214V215H186ZM206 214V215H205ZM208 214V215H207ZM223 214L225 216H223ZM237 216H236V215ZM241 214V215H240ZM248 214V215H247ZM256 214V215H255ZM263 214V215H262ZM37 215V216H36ZM87 215V216H86ZM94 215V216H93ZM101 215V216H99ZM105 217H104V216ZM114 215V216H112ZM128 215V216H127ZM138 215V216H137ZM191 215V216H190ZM197 215V216H196ZM253 215V216H251ZM21 218H20V217ZM28 216V217H27ZM36 217L33 219V217ZM42 216V218H41ZM58 216V217H57ZM86 216V217H85ZM91 216V217H90ZM103 216V218H101ZM110 216V217H108ZM131 216V217H130ZM140 216V217H139ZM171 216V217H170ZM240 216V217H239ZM244 216V218L242 217ZM18 217V218H17ZM26 217V218H23ZM31 217V218H30ZM65 217V218H64ZM71 217V218H70ZM82 219H81V218ZM144 217V218H143ZM212 217V218H211ZM217 217V218H216ZM5 218V219H4ZM12 218V219H11ZM28 218V219H27ZM30 218V219H29ZM53 218L55 220H53ZM73 218V219H72ZM75 218V220H74ZM78 218V219H76ZM88 218V219H87ZM96 220H95V219ZM98 218V219H97ZM101 218V219H100ZM107 218V220H105ZM124 218V219H123ZM132 218V219H131ZM149 218V219H148ZM9 219V220H8ZM33 219V220H32ZM50 221H49V220ZM63 220L62 222H59L57 220ZM67 221H66V220ZM69 219V220H68ZM80 219V220H79ZM87 219V220H86ZM97 221V222H95ZM103 219V220H102ZM137 219V220H136ZM154 219V220H153ZM160 219V220H159ZM167 219V220H166ZM194 219V220H193ZM202 219V222H201ZM224 219V220H223ZM226 219V220H225ZM245 222H244V220ZM5 220V221H4ZM25 220V221H24ZM29 220V221H28ZM32 220V221H31ZM37 222L35 223V221ZM55 222H53V221ZM60 220V221H61ZM81 220L83 222H81ZM86 220V221H84ZM89 220V221H88ZM92 220V222H90ZM120 220V221H118ZM122 220L126 222H122ZM149 220V221H148ZM156 220V221H155ZM173 220V221H172ZM227 220H229L227 222ZM234 220V221H232ZM242 220V222H241ZM247 220V221H246ZM259 220V221H258ZM261 220V221H260ZM10 221V222H9ZM15 221V222H14ZM28 221V224H26ZM44 221V222H43ZM69 221V222H68ZM79 221V222H77ZM94 221V222H93ZM100 221V222H99ZM112 221V222H111ZM138 221V222H137ZM144 221V222H143ZM152 221L154 223H152ZM160 221V222H159ZM216 221V222H215ZM223 221V222H222ZM7 222V223H6ZM19 222V223H18ZM59 222V223H58ZM72 224H71V223ZM99 222V223H98ZM110 222V223H107ZM116 222V224H115ZM136 222V223H135ZM176 222V223H175ZM261 222V223H260ZM32 223V224H31ZM46 225H45V224ZM51 223V224H50ZM62 223V224H61ZM66 223V224H65ZM92 223V224H91ZM121 223L124 226H120ZM132 225H131V224ZM162 223V224H161ZM165 223V224H164ZM215 223V224H214ZM220 223V225H219ZM223 223V224H222ZM227 223V224H226ZM236 223V224H235ZM240 223V224H239ZM254 223V224H252ZM258 223V226L256 224ZM39 224V225H38ZM56 224V225H55ZM60 224V225H59ZM79 224V225H78ZM97 224V225H96ZM100 224V225H99ZM126 224V225H125ZM137 224V227H136ZM139 224V225H138ZM140 224L142 226H140ZM148 224V225H147ZM164 224V225H163ZM172 226H169V225ZM178 224V226H177ZM181 224V226H180ZM187 224V225H186ZM204 224V225H203ZM209 224V225H208ZM212 224V226H210ZM217 224V225H216ZM228 224L230 225L228 227ZM232 224V225H231ZM260 224V226H259ZM20 225V226H19ZM34 225V226H33ZM102 225V226H101ZM105 225V226H104ZM113 227H112V226ZM119 225V226H118ZM135 225V226H134ZM167 225V227L165 226ZM176 225V226H175ZM183 225V226H182ZM215 225V226H214ZM220 227H219V226ZM227 225V226H226ZM235 225V226H234ZM240 225V227H239ZM242 225V226H241ZM251 225V226H250ZM255 225V226H254ZM13 226L14 229L11 227ZM22 226V227H21ZM30 226V227H29ZM34 227V228H31ZM41 226V228H39ZM43 226V227H42ZM50 229H49V227ZM74 226L76 228H74ZM83 226V227H82ZM96 226V227H95ZM108 226V227H107ZM118 226V227H117ZM129 226V227H128ZM156 226V227H155ZM165 226V227H164ZM189 226V229H188ZM224 226V227H223ZM233 226V228H232ZM238 226V227H237ZM19 227V228H18ZM22 229H21V228ZM60 232H58L57 228ZM86 227V228H85ZM124 227V228H123ZM134 227V228H132ZM155 227V229L153 228ZM163 227V228H159ZM172 229H171V228ZM177 227V228H176ZM181 227V228H180ZM11 228V229H10ZM64 228V229H63ZM72 228V229H71ZM103 228V230H102ZM120 228V229H119ZM153 228V229H152ZM166 228V229H165ZM176 228V229H174ZM210 228V229H209ZM212 228V229H211ZM219 228V229H218ZM231 228V229H230ZM242 228V229H241ZM39 229V230H38ZM46 229V230H44ZM62 229V230H61ZM117 229V231H116ZM144 229V231H143ZM161 229L163 232H161ZM179 231H178V230ZM184 229V230H183ZM187 229V230H186ZM204 229V230H203ZM222 229V230H221ZM228 229V230H227ZM239 229V230H238ZM259 229V230H258ZM11 230V231H10ZM14 230V231H13ZM18 230V231H17ZM36 230V231H35ZM69 230V231H68ZM74 230V231H73ZM80 230V231H79ZM99 232H98V231ZM106 230V231H105ZM110 230V231H109ZM112 230V231H111ZM138 231V232H135ZM169 232H168V231ZM177 230V231H176ZM210 230V231H209ZM220 230V231H219ZM226 230V232H225ZM231 230V231H230ZM258 230V231H257ZM25 231V232H24ZM57 231V233H56ZM91 231V232H90ZM94 233H93V232ZM102 231V232H101ZM116 231V233H115ZM150 231V233H149ZM160 231V232H159ZM165 231V232H164ZM172 231V232H171ZM184 231V232H183ZM189 231V232H188ZM215 231V232H214ZM233 231V232H232ZM252 231V232H251ZM15 232V233H14ZM28 232V233H27ZM76 232V233H75ZM85 232V233H84ZM106 232V233H104ZM119 232V234H118ZM156 232V233H155ZM182 234H181V233ZM222 232V233H220ZM230 234H229V233ZM239 232V233H238ZM17 233V234H16ZM26 235H25V234ZM41 233V234H40ZM54 233V235H53ZM62 234V238L61 235ZM81 233V234H80ZM84 233V234H83ZM91 233V234H90ZM98 233V235H97ZM108 233V234H107ZM135 233L137 235H135ZM140 233V234H139ZM142 233V234H141ZM168 233V234H167ZM174 233V234H173ZM228 233V234H227ZM37 234V235H36ZM94 234V235H93ZM113 234V235H112ZM128 234V235H127ZM153 234V235H152ZM160 234V235H158ZM163 234V236H162ZM176 234V235H175ZM178 234V235H177ZM187 234V235H186ZM190 234V235H189ZM246 234V235H245ZM248 234V235H247ZM250 234V235H249ZM15 235V236H14ZM19 235V236H18ZM41 235V236H40ZM47 235V236H46ZM59 235V236H58ZM66 235V237H65ZM68 235V236H67ZM73 235V236H72ZM83 235V236H82ZM87 237H85V236ZM137 237H135V236ZM180 235V237H179ZM185 235L186 238L183 236ZM222 235V236H221ZM227 235V236H226ZM29 236V237H28ZM60 239H58V237ZM89 236V237H88ZM122 236V237H121ZM139 236V238H138ZM150 236V237H149ZM157 236V237H156ZM172 239H171V237ZM221 236V237H220ZM237 236V238H236ZM248 236V237H247ZM17 237V238H15ZM32 237V239H30ZM44 237V239H42ZM46 237V238H45ZM73 237V238H72ZM75 237V238H74ZM127 239H126V238ZM163 242H162V238ZM176 237V238H175ZM178 237V239H177ZM189 237V238H188ZM7 238V239H6ZM19 238V239H18ZM26 238V239H25ZM82 240H81V239ZM86 238V239H83ZM90 238V239H88ZM114 238V240H113ZM135 238V239H134ZM145 238V239H144ZM169 238V239H168ZM224 238V239H223ZM242 238V239H241ZM244 238V239H243ZM246 238V239H245ZM21 239V240H20ZM42 239V240H41ZM49 240V242L47 241ZM148 239V240H147ZM157 239V241H156ZM168 239V240H167ZM221 239V240H220ZM237 239V240H236ZM249 239V240H248ZM254 239V240H253ZM8 240H11L7 242ZM13 243V241H15ZM63 240V241H62ZM81 240V241H80ZM109 240V241H108ZM125 240L127 243H125ZM177 240V241H176ZM187 240V241H186ZM191 240V241H190ZM196 240V242H195ZM205 240V241H204ZM244 240V241H243ZM258 240V241H257ZM260 240V242H259ZM61 241V242H60ZM93 241V243L91 242ZM97 241V242H96ZM120 241H122L120 243ZM131 241V242H130ZM134 241V242H132ZM144 241V242H143ZM147 241V242H146ZM151 241V242H150ZM172 241V242H171ZM175 241V242H174ZM179 241V242H178ZM212 241V242H211ZM254 241L256 243H254ZM11 242V243H10ZM48 242V243H47ZM58 242V243H56ZM60 242V243H59ZM73 242V244H72ZM85 242V243H84ZM96 242V243H95ZM124 242V243H123ZM148 245H146V243ZM168 242H171L170 245ZM178 242V244H177ZM182 242V243H181ZM229 242V243H228ZM250 242V243H249ZM23 243V244H22ZM46 245H45V244ZM105 243V244H104ZM110 243V244H109ZM130 243V245H129ZM166 243V244H165ZM168 243V244H167ZM188 245H187V244ZM208 243V244H207ZM215 243V244H214ZM43 244V245H42ZM98 244V245H97ZM109 244V245H107ZM128 244V245H125ZM162 244V245H161ZM196 244V245H195ZM198 244V248L196 247ZM202 246H200V245ZM214 244V245H213ZM250 244V246H249ZM9 245V246H8ZM18 247H17V246ZM24 245V246H23ZM26 245V246H25ZM52 245V246H51ZM104 245V246H102ZM106 245V246H105ZM116 245V246H114ZM122 247H121V246ZM146 245V246H145ZM155 245V246H154ZM173 245V246H171ZM175 245V247H174ZM182 245V246H181ZM187 245V246H186ZM195 247H194V246ZM253 245V246H252ZM259 245V246H258ZM24 248H23V247ZM36 246L38 248H36ZM44 246V247H43ZM54 246V247H53ZM73 246V247H72ZM145 246V248H144ZM152 246V247H151ZM161 246V247H160ZM163 246V250H162ZM186 246V247H185ZM212 246V247H211ZM219 246V247H217ZM247 246V247H246ZM249 246V247H248ZM35 247V248H34ZM40 247V248H39ZM42 247V248H41ZM64 247V248H63ZM99 247V248H98ZM112 247V248H108ZM121 247V248H120ZM131 247V249H130ZM136 247V248H135ZM185 247V250H184ZM189 247V249H188ZM191 247V248H190ZM207 247V249H206ZM226 247V248H225ZM238 247V249H236ZM243 247V248H242ZM246 247V248H245ZM251 247V248H250ZM258 247V249H257ZM13 248V249H12ZM20 248V249H19ZM29 248V249H28ZM31 248V249H30ZM75 250H74V249ZM80 248V249H79ZM90 248V249H89ZM93 250H92V249ZM108 248V249H107ZM119 248V250H118ZM135 248V249H134ZM139 248V249H138ZM166 248V250H165ZM170 248V249H169ZM194 248V250H193ZM214 248V249H213ZM220 248V249H219ZM228 248V249H227ZM39 249V250H38ZM41 249V250H40ZM59 249V250H58ZM111 249V250H110ZM144 249V250H143ZM169 249V250H168ZM187 249V250H186ZM205 249V250H204ZM219 249V250H218ZM228 250L227 252L224 251ZM241 249V250H240ZM244 249V251H242ZM261 249V250H260ZM5 253H4V251ZM25 250V252H23ZM44 250V251H43ZM56 250V251H55ZM77 250V251H76ZM83 252H82V251ZM85 250V251H84ZM122 252H121V251ZM147 250V251H146ZM190 250V251H189ZM198 250V251H196ZM199 250H202V252ZM209 253H208V251ZM222 250V252H221ZM258 250V251H254ZM42 251V252H41ZM53 253H52V252ZM70 251V252H68ZM91 251V252H90ZM94 251V252H93ZM96 251V252H95ZM100 251V252H99ZM129 251V252H128ZM131 251V252H130ZM159 251V252H158ZM167 251V252H166ZM194 251V252H193ZM207 251V253H206ZM213 251V252H212ZM235 251V252H234ZM248 251V252H247ZM3 252V253H2ZM12 252V253H11ZM19 252V253H18ZM35 252V253H34ZM46 252V253H45ZM60 252V253H59ZM92 252L94 254H92ZM128 252V253H127ZM133 252V253H132ZM136 252V253H135ZM157 252V253H156ZM169 252V253H168ZM193 252V253H192ZM197 252L201 254H197ZM215 252H217L215 254ZM245 252V253H244ZM253 252V253H252ZM257 252V253H256ZM263 252V253H262ZM45 253V255H44ZM59 253V254H58ZM78 253V254H77ZM82 253V254H80ZM85 255H84V254ZM96 253V254H95ZM100 253V254H99ZM104 253V254H103ZM132 253V254H131ZM142 253V254H140ZM144 253V254H143ZM163 253V254H162ZM212 253V254H211ZM235 253V254H234ZM237 253V254H236ZM243 253V254H242ZM262 254V256L260 255ZM29 254V255H28ZM37 254V255H36ZM53 256H52V255ZM77 254V255H76ZM108 254V255H107ZM120 254V255H119ZM136 254V255H135ZM159 254V256H158ZM166 254V255H165ZM175 254V255H174ZM180 254V255H179ZM185 254V256H184ZM211 254V255H210ZM222 254V255H221ZM225 254V255H224ZM251 254V255H249ZM27 255V256H25ZM32 255V256H31ZM57 255V256H56ZM69 255V256H68ZM103 255V256H102ZM145 255V257H144ZM148 255V256H146ZM162 255V258H160ZM171 255V256H170ZM188 257H187V256ZM193 255V257H191ZM200 255V256H197ZM207 255V256H206ZM236 255H240L239 257ZM242 255V256H241ZM244 255V256H243ZM253 255V257H252ZM25 258H24V257ZM55 256V257H54ZM75 256V257H74ZM85 256V257H84ZM89 256V257H88ZM91 256V257H90ZM93 256V257H92ZM105 256V257H104ZM124 256V258H122ZM168 256V257H167ZM220 256V257H219ZM259 256V257H258ZM12 257V258H11ZM16 257V259H15ZM23 257V258H21ZM37 259H36V258ZM58 257V259L56 258ZM74 257V258H73ZM99 258L95 259V258ZM110 259H108V258ZM112 257V258H111ZM159 257V258H158ZM187 257V258H186ZM209 257V258H208ZM213 257V258H212ZM217 257V260H216ZM230 260H229V258ZM235 259H234V258ZM244 259H243V258ZM249 257V258H248ZM258 257V258H257ZM262 257V258H261ZM6 258V259H4ZM42 258V259H40ZM52 258V259H51ZM56 258V259H55ZM73 258V259H72ZM90 258V259H89ZM104 258V259H103ZM106 258V259H105ZM130 258V259H129ZM136 258V260H135ZM145 258V259H144ZM193 258V259H192ZM199 258V259H198ZM211 258V259H210ZM219 258V259H218ZM233 258V260H232ZM249 260H248V259ZM256 258V259H255ZM9 261H8V260ZM32 259V260H31ZM39 259V261H38ZM44 259V260H43ZM47 259V260H45ZM61 259V260H60ZM66 259V260H65ZM72 259V260H71ZM76 259V260H75ZM95 259V260H94ZM103 259V260H102ZM113 259V260H112ZM123 259V260H122ZM149 259V260H148ZM166 259V260H165ZM172 262H171V260ZM176 259V260H175ZM190 259V260H189ZM213 259V260H212ZM223 259V260H222ZM228 259V260H227ZM239 259V260H238ZM242 259V260H241ZM255 259V261L253 260ZM259 259V260H258ZM261 259V261H260ZM263 259V260H262ZM13 260V261H12ZM34 260V261H33ZM45 262H43V261ZM50 260V261H49ZM55 260V261H54ZM58 260V261H56ZM60 260V261H59ZM81 260V261H80ZM88 262H87V261ZM92 262H91V261ZM125 260V262H124ZM140 260V261H139ZM144 260V261H143ZM148 260V261H147ZM156 260V262H155ZM170 262H169V261ZM175 260V261H174ZM197 260V261H196ZM236 260V261H235ZM245 260V261H244ZM3 261V262H2ZM8 261V262H6ZM42 261V262H41ZM80 261V262H79ZM85 263H83V262ZM98 261V262H97ZM143 261V262H142ZM157 261H160L157 263ZM166 261V262H165ZM185 261V262H184ZM203 263H202V262ZM221 261V262H220ZM242 261V262H241ZM260 261V262H259ZM263 261V262H262ZM17 262V263H16ZM58 262V263H57ZM60 262V263H59ZM62 262V263H61ZM69 262V263H68ZM73 262V263H72ZM78 262V263H77ZM96 262V263H94ZM123 262V263H122ZM142 262V263H139ZM184 262V263H183ZM190 262V263H189ZM248 262V263H247ZM163 263V264H164Z\"/></svg>","mask_w":264,"mask_h":264},{"label":"bare ground","instance_id":"2","mask_svg":"<svg viewBox=\"0 0 264 264\" xmlns=\"http://www.w3.org/2000/svg\"><path fill=\"white\" fill-rule=\"evenodd\" d=\"M6 1H7V0H6ZM12 1H13V0H12ZM24 1H25V0H24ZM24 1H22V2H24ZM56 1H57V0H56ZM63 1H65V0H63ZM67 1H69V0H67ZM75 1H76V0H75ZM199 1H200V0H199ZM202 1H203V0H202ZM220 1H222V0H220ZM220 1H219V2H220ZM235 1H236V0H235ZM243 1H244V0H243ZM245 1H246V0H245ZM250 1H252V0H250ZM262 1H263V0H262ZM16 2H17V1H16ZM16 2L13 1V3H16ZM58 2H59V0H58ZM72 2H73V1H72ZM93 2H94V1H93ZM96 2H97V1H96ZM96 2H95V4H96ZM134 2H135V0L133 1V4H135ZM139 2H140V1H139ZM197 2H198V1H197ZM208 2H209V0H208ZM222 2H223V1H222ZM222 2H221V3H222ZM224 2H225V1H224ZM237 2H238V1H237ZM237 2H236V3H237ZM247 2H248V1H247ZM3 3H4V1H3ZM7 3H8V2H7ZM43 3H44V2H43ZM46 3H47V2H46ZM56 3H57V2H56ZM66 3H67V2H66ZM68 3H69V2H68ZM70 3H71V2H70ZM70 3H69V4H70ZM89 3H90V2H89ZM123 3H124V2H123ZM143 3H144V2H143ZM188 3H189V2H188ZM204 3H206V2H204ZM210 3L212 4V2H210ZM210 3H209V4H210ZM227 3H228V2H227ZM230 3H232V2H230ZM243 3H244V2H243ZM249 3H251V2H249ZM21 4H23V3H21ZM24 4H25V2H24ZM53 4H54V3H53ZM59 4H60V3H59ZM61 4H62V3H61ZM137 4H138V3H137ZM145 4H146V2H145ZM189 4H190V3H189ZM191 4H192V3H191ZM206 4H208V3H206ZM206 4H205V5H206ZM209 4H208V5H209ZM240 4H241V3H240ZM240 4H239V5H240ZM251 4H252V6L255 5V4H253V3H251ZM257 4H258V3H257ZM259 4H260V2H259ZM28 5H29V4H28ZM28 5H27V6H28ZM32 5H33V4H32ZM42 5H43V4H42ZM42 5H41V7H42ZM44 5H45V4H44ZM44 5H43V7H44ZM46 5H47V4H46ZM55 5H56V4H55ZM72 5H73V4H72ZM140 5H141V4H140ZM146 5H147V4H146ZM226 5H228V4H226ZM236 5H238V4H236ZM0 6H1V5H0ZM25 6H26V5H25ZM25 6H24V7H25ZM27 6H26V9L28 8ZM79 6H80V5H79ZM84 6H85V5H84ZM128 6H129V4H128ZM135 6H136V4H135ZM137 6H138V5H137ZM187 6H188V5H187ZM187 6H186V8H187ZM197 6H198L197 9H199V6H200V5H197ZM211 6H212V5H211ZM224 6H225V4H224ZM231 6H234V4L231 5ZM241 6H244V5L241 4ZM257 6H258V5H257ZM15 7H16V6H15ZM17 7H18V6H17ZM24 7H23V8H24ZM31 7H32V6H31ZM33 7H34V6H33ZM53 7H54V6H53ZM53 7H52V8H53ZM57 7H58V6H57ZM60 7H61V6H60ZM63 7H64V6H63ZM94 7H95V6H94ZM105 7H106V6H105ZM123 7H124V6H123ZM131 7H132V6H131ZM131 7H130V8H131ZM188 7H189V6H188ZM190 7H191V6H190ZM204 7H205V6H204ZM206 7H207V6H206ZM209 7H210V6H209ZM218 7H219V6H218ZM225 7H226V6H225ZM229 7H230V5H229ZM239 7H240V6H239ZM244 7H245V6H244ZM261 7H262V6H261ZM261 7H260V8H261ZM12 8H13V7H12ZM35 8H36V7H35ZM39 8H40V7H39ZM45 8H46V6H45ZM54 8H56V7H54ZM67 8H68V7H67ZM83 8H84V7H83ZM83 8H82V9H83ZM130 8H129V9H130ZM136 8H137V7H136ZM141 8H142V7H141ZM212 8H213V7H212ZM212 8H211V9H212ZM220 8H221V6H220ZM220 8H219L218 10H219V11H222ZM233 8H235V7H233ZM233 8H232V9H233ZM242 8H243V7H242ZM246 8H247V7H245V10H246V12H247V10H248L249 8H248V9H246ZM253 8H254V6H253ZM13 9H14V8H13ZM21 9H22V8H21ZM21 9H20V10H21ZM31 9H32V8H31ZM63 9H65V8H63ZM71 9H72V8H71ZM74 9H75V8H74ZM132 9H135V8H132ZM181 9H182V8H181ZM181 9H180V10H181ZM183 9H185V8H183ZM188 9H189V8H188ZM211 9H208V10H211ZM228 9H229V8H228ZM257 9H258V8H257ZM257 9H256V11H257ZM262 9H263V8H262ZM6 10H7V9H6ZM18 10H19V9H18ZM41 10H43V9H41ZM72 10H73V9H72ZM78 10H79V9H78ZM80 10H81V8H80ZM202 10H204V9H202ZM224 10H225V9H224ZM229 10H230V9H229ZM238 10H239V9H238ZM238 10H236V12H237ZM45 11H46V10H45ZM45 11H43V12H45ZM49 11H50V10H49ZM54 11H56V10H54ZM126 11H127V10H126ZM185 11H186V10H185ZM188 11H189V10H188ZM199 11H200V10H199ZM225 11H226V10H225ZM243 11H244V10H243ZM243 11H242V12H243ZM254 11H255V10H254ZM260 11H262V10L260 9ZM5 12H6V11H5ZM43 12H42V13H43ZM50 12H51V11H50ZM50 12H49V13H50ZM128 12H129V11H128ZM181 12H182V11H181ZM209 12H210V11H209ZM215 12H216V11H215ZM227 12H228V11H227ZM230 12H231V10H230ZM234 12H235V11H234ZM238 12H239V11H238ZM0 13H1V12H0ZM16 13H17V12H16ZM18 13H20V12H18ZM18 13H17V14H18ZM25 13H26V12H25ZM57 13H58V11H57ZM67 13H68V12H67ZM135 13H136V12H135ZM199 13H200V12H198V14H199ZM210 13H212V11H211ZM223 13H224V12H223ZM225 13H226V12H225ZM225 13H224V14H225ZM231 13H233V12H231ZM239 13H240V12H239ZM248 13H249V12H248ZM248 13H247V14H248ZM52 14H53V11H52ZM76 14H78V13H76ZM201 14H202V13H201ZM201 14H200V15H201ZM214 14H215V13H214ZM229 14H230V13H229ZM237 14H238V13H237ZM237 14H235V17L237 16ZM240 14H241V13H240ZM252 14H253V13H252ZM257 14H258V12H257ZM259 14H260V13H259ZM261 14L263 15L264 13H261ZM1 15H3V13H2ZM10 15H11V12H10ZM22 15L24 16L23 13H22ZM27 15H28V14H27ZM32 15H33V14H32ZM37 15H38V14H37ZM47 15H48V14H47ZM137 15H138V14H137ZM139 15H140V14H139ZM176 15H177V14H176ZM204 15H205V14H204ZM208 15H209V13H208ZM242 15H246V13H242ZM250 15H251V14H250ZM3 16H4V15H3ZM3 16H2V17H3ZM5 16H6V14H5ZM7 16H9V14H8ZM13 16H14V15H13ZM17 16H18V15H17ZM29 16H30V15H29ZM33 16H34V15H33ZM41 16H42V14H41ZM67 16H68V15H67ZM69 16H70V15H69ZM71 16H72V14H71ZM146 16H147V15H146ZM180 16H181V15H180ZM183 16H187V13H186L185 15H183ZM209 16H211V15H209ZM209 16H208V17H209ZM212 16H213V15H212ZM212 16H211V17H212ZM214 16H217V15H214ZM221 16H222V15H221ZM229 16H230V15H229ZM229 16H228V17H229ZM233 16H234V15H232V18H231V19L228 18V19H229V22H230V20H231V22H232V19H235V18H233ZM252 16H254V14H253ZM257 16H258V15H257ZM11 17H12V16H11ZM26 17H27V16H26ZM36 17H37V16H36ZM38 17H39V16H38ZM126 17H127V16H126ZM189 17H190V15H189ZM189 17H188V18H189ZM193 17H194V15H193ZM195 17H196V16H195ZM197 17H198V15H197ZM206 17H207V16H206ZM206 17H205V18H206ZM208 17H207V18H208ZM224 17H225V16H224ZM241 17H242V16H241ZM243 17H245V16H243ZM243 17H242V18H243ZM258 17H259V16H258ZM260 17L262 18L263 16H260ZM18 18H19V16H18ZM65 18H68V17H65ZM115 18H116V17H115ZM134 18H135V17H134ZM184 18H185V17H184ZM184 18H183V19H184ZM188 18H186V20H188ZM203 18H204V17H203ZM203 18H202V19H203ZM209 18H210V17H209ZM217 18L219 19V16H218ZM225 18H227V17H225ZM236 18H238V17H236ZM245 18H247V17H245ZM245 18H244V19H245ZM255 18H257V17H255ZM263 18H264V17H263ZM56 19H57V18H56ZM100 19H101V18H100ZM127 19H128V18H127ZM135 19H136V18H135ZM144 19H145V18H144ZM156 19H157V18H156ZM191 19H192V18H191ZM211 19H212V18H211ZM213 19H214V18H213ZM222 19H223V18H222ZM247 19H249V18H247ZM258 19H259V18H258ZM60 20H61V19H60ZM117 20H118V19H117ZM157 20H158V19H157ZM159 20H160V19H159ZM159 20H158V22H159ZM186 20H185V21H186ZM245 20H246V19H245ZM261 20H263V19H261ZM3 21H4V20H3ZM12 21H13V20H12ZM30 21H31V20H30ZM51 21H52V20H51ZM56 21H58V20H56ZM62 21H64V20H62ZM62 21H61V22H62ZM65 21H66V20H65ZM83 21H84V20H83ZM141 21H142V19H141ZM145 21H146V20H145ZM151 21H152V20H151ZM185 21H184V22H185ZM189 21H190V20H189ZM191 21H192V20H191ZM203 21H204V19L202 20V23H204ZM211 21L214 22V21H216V20H214V21H213V20H210V22H211ZM224 21H226V20H224ZM250 21H251V19H250ZM0 22H1V21H0ZM6 22H7V21H6ZM10 22H11V21H10ZM34 22H35V21H34ZM38 22H39V21H38ZM49 22H50V21H49ZM54 22H55V21H54ZM68 22H70V21H68ZM126 22H127V21H126ZM142 22H144V21H142ZM148 22H149V21H148ZM158 22H157V23H158ZM184 22H183V23H184ZM193 22H194V21H193ZM198 22H199V21H198ZM198 22H197V23H198ZM241 22H243L242 19H241ZM248 22H249V21H248ZM256 22H258V21H256ZM260 22H261V21H260ZM2 23H5V22H2ZM20 23H21V21H20ZM31 23H32V21H31ZM59 23H60V21H59ZM70 23H71V22H70ZM90 23H91V22H90ZM103 23H104V22H103ZM120 23H121V22H120ZM129 23H130V22H129ZM146 23H147V22H146ZM149 23H150V22H149ZM181 23H182V22H181ZM183 23H182V24H183ZM199 23H200V22H199ZM216 23H217V21H216ZM216 23H215V24H216ZM219 23L221 24L222 22H219ZM224 23H225V22H224ZM226 23H227V22H226ZM226 23H225V24H226ZM235 23H236V22H235ZM237 23H238V22H237ZM243 23H244V22H243ZM250 23H251V22H250ZM26 24H27V23H26ZM36 24H38V23H36ZM36 24H34V25H35L34 27H36ZM46 24H47V23H46ZM46 24H45V25H46ZM48 24L51 25V23H48ZM74 24H76V23H74ZM74 24H73V25H74ZM104 24H105V23H104ZM130 24H131V23H130ZM142 24H143V23H142ZM179 24H180V23H179ZM187 24H188V23H187ZM206 24H207V23H206ZM215 24H214V25H215ZM222 24H223V23H222ZM222 24H221V25H222ZM262 24H264V23H262ZM11 25H12V24H11ZM28 25H29V24H27V26H28ZM45 25L43 26L44 28H46V27L48 26V25H46V26H45ZM66 25H67V24H66ZM87 25H88V24H87ZM115 25H116V24H115ZM131 25H132V24H131ZM138 25H139V24H138ZM144 25H145V24H144ZM147 25H148V24H147ZM158 25H159V24H158ZM161 25H162V24H161ZM199 25H200V24H199ZM208 25H209V24H208ZM216 25H219V24L217 23ZM216 25H215V27H216ZM232 25H233V24H232ZM234 25H235V24H234ZM237 25H238V24H237ZM245 25H246V21H245ZM251 25H252V24H251ZM251 25H249V26L251 27ZM254 25H255V24H254ZM259 25H260V24L258 23V26H259ZM7 26H8V23H7ZM15 26H16V25H15ZM18 26L20 27V24L17 25V27H18ZM24 26H25V25H24ZM38 26H40V25H38ZM101 26H102V25H101ZM103 26H104V25H103ZM134 26H135V25H134ZM145 26H146V25H145ZM189 26H190V25H188V27H189ZM201 26H202V24H201ZM229 26H231V23H230ZM229 26H228V27H229ZM53 27H54V26H53ZM71 27H72V26H71ZM76 27H79V26L77 25ZM76 27H74V28H76ZM81 27H82V26H81ZM87 27H88V26H87ZM104 27H105V26H104ZM117 27H118V26H117ZM139 27H140V26H139ZM148 27H149V26H148ZM152 27H155V28H156V26H153V25H152ZM158 27H159V26H158ZM188 27H186V29H187ZM190 27H191V26H190ZM210 27H211V26H210ZM228 27H227V28H228ZM247 27H248V26H247ZM250 27L247 28L249 31H250V29H249ZM253 27H255V26H253ZM263 27H264V26H263ZM9 28H10V30H16V31H17V28L14 27V24H13V26H11V27H9ZM23 28H25V27H23ZM23 28H19L20 31L23 30ZM37 28H38V27H37ZM37 28H36V29H37ZM39 28H40V27H39ZM39 28H38V29H39ZM55 28H56V27H55ZM68 28H69V27H68ZM97 28H98V26H97ZM142 28H143V27H142ZM162 28H163V26H162ZM182 28H183V27H182ZM211 28H212V27H211ZM211 28H210V29H211ZM227 28H226V29H227ZM234 28H236V27H234ZM256 28H257V27H256ZM258 28H259V27H258ZM6 29H8V27H6V26H4V25H2V24L0 25V36L3 35V33H4V31H5ZM46 29H47V28H46ZM215 29H216V28H215ZM215 29H214V31H213V29H212V31H213L214 33L217 31V30L215 31ZM230 29H231L230 31H232V30H235V31H236V29H238V27H237L236 29H233V28H230ZM243 29H244V28H243ZM251 29H252V28H251ZM39 30H40V29H39ZM41 30H42L43 32H47V31H44L43 29H41ZM41 30H40V31H41ZM51 30H52V29H51ZM58 30H59V28H58ZM60 30H61V29H60ZM60 30H59V31H60ZM63 30H65V29H63ZM68 30H69V29H68ZM70 30H73V28L70 29ZM78 30H81V29H78ZM117 30H118V29H117ZM129 30H131V27H130ZM143 30H144V29H143ZM153 30H154V29H153ZM158 30H159V29H158ZM183 30H184V29H183ZM205 30H206V29H205ZM223 30H224V29H223ZM227 30H228V29H227ZM239 30H240V28H239ZM257 30H258V29H257ZM261 30H262V28H261ZM263 30H264V28H263ZM33 31H34V30H33ZM35 31H36V30H35ZM42 31H41V33H42ZM56 31H57V30H56ZM56 31H54L53 33H55ZM112 31H113V30H112ZM137 31H138V30H137ZM144 31H145V30H144ZM146 31H147V30H146ZM156 31H157V30H156ZM159 31H160V30H159ZM161 31H162V30H161ZM186 31H187V30H186ZM191 31H192V30H191ZM193 31H194V30H193ZM200 31H201V30H200ZM202 31H203V30H202ZM209 31H211V30H209ZM212 31H211V32H212ZM235 31H234V33H235ZM241 31H242V27H241ZM243 31H244V30H243ZM246 31H247V30H246ZM255 31H256V30H255ZM258 31H260V29H259ZM258 31H257V32H258ZM23 32H24V31H23ZM29 32H30V31H29ZM31 32H32V31H31ZM36 32H37V31H36ZM60 32H61V31H60ZM74 32H75V30H74ZM76 32H77V31H76ZM91 32H92V31H91ZM135 32H136V31H135ZM153 32H154V31H153ZM164 32H165V31H164ZM168 32H169V31H168ZM195 32H196V29H195ZM237 32H239V31H237ZM237 32H236V33H237ZM262 32H263V31H262ZM8 33L10 34V31H9ZM33 33H34V32H33ZM37 33H38V32H37ZM64 33H65V32H64ZM72 33H73V32H72ZM80 33H83V31H80ZM93 33H94V32H93ZM103 33H104V32H103ZM117 33H118V32H117ZM120 33H121V32H120ZM157 33H158V32H157ZM166 33H167V32H166ZM186 33H187V32H186ZM200 33H202V32H200ZM200 33H198V30H197V34H200ZM214 33H211V35L214 34ZM221 33H222V32H221ZM226 33H228V32H226ZM252 33H253V32H252ZM252 33H251V34H252ZM254 33H255V32H254ZM259 33H260V32H259ZM259 33H258V34H259ZM14 34H15V33H14ZM14 34H13V35H14ZM19 34H20V33H19ZM19 34H18L17 36H19ZM22 34H23V33H22ZM28 34H29V33H28ZM28 34H27V35H28ZM35 34H36V33H35ZM57 34H58V32H57ZM61 34H62V32H61ZM61 34H60V35H61ZM91 34H92V33H91ZM97 34H98V33H97ZM106 34H107V33H106ZM111 34H112V32H111ZM138 34H139V33H138ZM163 34H164V33H163ZM192 34H193V33H192ZM197 34H196V35H197ZM202 34H203V33H202ZM204 34H205V32H204ZM204 34H203V36H204ZM206 34H207V33H206ZM206 34H205V35H206ZM218 34L220 35V32H219ZM248 34H249V33H248ZM248 34H246V35H248ZM258 34H257V35H258ZM20 35H21V34H20ZM24 35H26V32H25V34H23V35H21V36H24ZM27 35H26V36H27ZM31 35H32V34H31ZM31 35H30V36H31ZM45 35H46V33H45ZM47 35H48L49 37H52L51 34L49 35V34L47 33ZM47 35H46V37H48ZM63 35H64V34H63ZM100 35H101V34H100ZM119 35H120V34H119ZM146 35H147V34H146ZM193 35H194V34H193ZM211 35H210V36H211ZM215 35H216V34H215ZM249 35H250V34H249ZM252 35H253V34H252ZM252 35H251V36H252ZM254 35H255V34H254ZM261 35H262V34H261ZM3 36H4V35H3ZM3 36H2V38H3ZM10 36H11V35H10ZM15 36H16V35H15ZM15 36H13V37H11V38L14 39ZM21 36H19V37H21ZM28 36H29V35H28ZM30 36H29V37H30ZM32 36H33V35H32ZM32 36H31V37H32ZM34 36H35V35H34ZM36 36H40V34H39V35H36ZM53 36H54V35H53ZM57 36H58V35H57ZM57 36H56V37H57ZM110 36H111V35H110ZM131 36H132V35H131ZM140 36H141V35H140ZM161 36H162V35H161ZM164 36L166 37V35H164ZM197 36L199 37V38H198V40H199V39H200V35H197ZM216 36H217V35H216ZM224 36H225V35H224ZM236 36H237V35H236ZM239 36H240V33H239ZM251 36H250V37H251ZM259 36H260V34H259ZM262 36H263V35H262ZM29 37H28V38H29ZM41 37H42V35H41ZM44 37H45V36H44ZM73 37H74V36H73ZM96 37H97V36H96ZM162 37H163V36H162ZM189 37H190V36H189ZM207 37H209V35L206 36V38H207ZM217 37H219V36H217ZM220 37H221V36H220ZM232 37H233V35H232ZM244 37H245V36H244ZM252 37H253V36H252ZM24 38H25V36H24ZM26 38H27V37H26ZM39 38H40V37H39ZM57 38H59V37H57ZM62 38H65V36H64V37L62 36ZM147 38H148V37H147ZM166 38H167V37H166ZM195 38H196V37H195ZM204 38H205V36H204ZM206 38H205V39H206ZM215 38H216V37H215ZM221 38H222V37H221ZM225 38H226V36H225ZM225 38H224V39H225ZM238 38H239V37H238ZM37 39H38V38H37ZM50 39H51V38H50ZM68 39H69V37H68ZM70 39H71V38H70ZM72 39H73V38H72ZM84 39H85V38H84ZM88 39H89V37H88ZM88 39H87V40H88ZM94 39H97V38H94ZM106 39H107V38H106ZM108 39H110V38H108ZM169 39H170V37H169ZM222 39H223V38H222ZM239 39H240V38H239ZM247 39H248V38H247ZM258 39H259V38H258ZM261 39H262V38H261ZM32 40H33V39H32ZM43 40H44V41H47V39L45 38V39H42V40L39 39V42H40V41H43ZM61 40H62V39H61ZM66 40H67V38H66ZM66 40H63V41L65 42ZM80 40H81V39H80ZM110 40H111V39H110ZM112 40H113V39H112ZM112 40H111V41H112ZM138 40H139V39H138ZM210 40H211V39H210ZM229 40H230V39H229ZM236 40H237V39H236ZM253 40H254V39H253ZM259 40H260V39H259ZM21 41H24V39L21 40ZM29 41H31V40H29ZM33 41H36V40L34 39ZM37 41H38V40H37ZM53 41H55V40H53ZM63 41H62V42H63ZM70 41H71V40H70ZM82 41H83V40H82ZM84 41H85V40H84ZM89 41H91V39H90ZM92 41H93V40H92ZM94 41H95V40H94ZM100 41H101V40H100ZM141 41H142V40H141ZM165 41H166V40H165ZM167 41H168V40H167ZM189 41H190V40H189ZM202 41H203V40H202ZM213 41H214V38H213ZM225 41H226V40H225ZM227 41H228V40H227ZM257 41H258V40H257ZM2 42H3V40H2ZM4 42H5V41H4ZM7 42H8V41H7ZM7 42H6V43H7ZM31 42H32V41H31ZM39 42H38V43H39ZM50 42H51V41H50ZM76 42H77V41H76ZM86 42H87V41H86ZM98 42H99V41H98ZM98 42H97V44L99 45ZM102 42H103V41H102ZM104 42H105V40H104ZM107 42H108V41H107ZM114 42H115V41H114ZM208 42H210V41H208ZM220 42H221V40H220ZM229 42H230V41H229ZM236 42H237V41H236ZM241 42H242V40H241ZM252 42H253V41H252ZM259 42H261V41H259ZM13 43H14V44H13ZM13 43H12L13 47L11 46L12 48H11L10 50L8 49L9 46L7 47V49L9 50L8 54H7V51H6L7 59H8V62H9V63H10L11 61L14 62L15 60L18 61L19 58H20L19 55L21 54V52H19V50L21 51L22 48L19 49V50H18V48H16V47H17V44H16L17 41H14ZM29 43H30V42H29ZM33 43H34V42H33ZM48 43H49V41H48ZM60 43H61V42H60ZM71 43H72V42H71ZM93 43H94V42H93ZM105 43H106V42H105ZM116 43H117V42H116ZM167 43H168V42H167ZM186 43H187V42H186ZM186 43H185V44H186ZM223 43H224V42H223ZM226 43H228V42H226ZM253 43L255 44L256 42H253ZM9 44H10V43H9ZM34 44H35V43H34ZM39 44H41V43H39ZM42 44H44V43H42ZM49 44H50V43H49ZM54 44H55V43H54ZM54 44H52V45H54ZM72 44H74V43H72ZM86 44H87V43H86ZM91 44H92V42H91ZM100 44H101V43H100ZM108 44H110V43H108ZM204 44H206V43H204ZM210 44L213 45L214 43H211V42H210ZM215 44H216V42H215ZM218 44H220V43L218 42ZM218 44H217V45H218ZM228 44H229V43H228ZM231 44H232V43H231ZM231 44H230V45H231ZM257 44H258V43H257ZM6 45H7V44H6ZM10 45H11V44H10ZM45 45H46V43H45ZM50 45H51V44H50ZM52 45H51V46H52ZM65 45H66V44H65ZM67 45H68V44H67ZM69 45H70V44H69ZM82 45H83V44H82ZM89 45H90V44H89ZM89 45H88V47H91V46H92V45H91V46H89ZM94 45H96V44H94ZM94 45H93V46H94ZM104 45H105V44H104ZM189 45H190V44H189ZM191 45H192V44H191ZM208 45H209V44H208ZM249 45H250V44H249ZM259 45H260V43H259ZM259 45H258V47H259ZM263 45H264V44L262 43V46H263ZM0 46L2 47V45H0ZM21 46H23V45H21ZM27 46H28V45H27ZM39 46H40V45H39ZM47 46H48V45H47ZM71 46H72V45H71ZM71 46H70V47H71ZM73 46H75V45H73ZM102 46H103V45H102ZM109 46H110V45H109ZM120 46H121V44H120ZM122 46H123V45H122ZM129 46H130V45H129ZM199 46H200V44H199ZM215 46H216V45H215ZM220 46H221V45H220ZM244 46L246 47V45H244ZM247 46H248V44H247ZM260 46H261V45H260ZM262 46H261V47H262ZM4 47H5V46H4ZM52 47H53V46H52ZM65 47H66V46H65ZM131 47H132V45H131ZM192 47H193V46H192ZM196 47H197V45H196ZM200 47H202V46H200ZM203 47H205V46H203ZM224 47H225V45H224ZM224 47H223V48H224ZM234 47H235V45H234ZM234 47H232V49H233ZM236 47H237V46H236ZM236 47H235V48H236ZM241 47H242V46H241ZM256 47H257V46H256ZM256 47H254V48H256ZM258 47H257V48H258ZM9 48H10V47H9ZM25 48H27V47H25ZM28 48H29V47H28ZM47 48H48V47H47ZM56 48H57V47H56ZM56 48L54 47V49H56ZM59 48H60V47H59ZM71 48L73 49V47H71ZM76 48H77V47H76ZM86 48H87V47H86ZM97 48H98V47H97ZM115 48H116V47H115ZM134 48H135V47H134ZM134 48H133V49H134ZM206 48H209V46H208V47L206 46ZM220 48H222V47H220ZM223 48H222V49H223ZM238 48H239V45H238L237 49H238ZM259 48H260V47H259ZM5 49H6V48H5ZM5 49H4V50H5ZM48 49H49V48H48ZM61 49H62V48H61ZM61 49H60V50H61ZM63 49H64V48H63ZM72 49H70L69 52H70ZM87 49H88V48H87ZM92 49H93V48H92ZM94 49H95V46H94ZM164 49H165V48H164ZM209 49H210V48H209ZM224 49H225V48H224ZM29 50H30V48H29ZM34 50H36V49H34ZM39 50H40V49H39ZM51 50H52V49H51ZM51 50H50V51H51ZM57 50H58V49H57ZM78 50H79V49H78ZM81 50H82V49H81ZM98 50H99V49H98ZM122 50H123V49H122ZM199 50H201V49H199ZM202 50L204 51L205 49L203 48ZM206 50H207V49H206ZM206 50H205V53H206V52L209 53V52H208L209 50H208V51H206ZM213 50L215 51V47H213ZM216 50H217V49H216ZM240 50H241V49H240ZM242 50L244 51V48H243ZM242 50H241V51H242ZM248 50H249V49H248ZM26 51H27V49H26ZM53 51H55V50H53ZM53 51H51V52H53ZM58 51H59V50H58ZM67 51H68V50H67ZM67 51H66V52H67ZM83 51H85V50H82L81 52L83 53ZM95 51H97V49H96ZM127 51H128V50H127ZM132 51H133V50H132ZM188 51H189V50H188ZM192 51H194V50L192 49ZM217 51H218V50H217ZM229 51H230V50H229ZM236 51H237V50H236ZM236 51H235V52H236ZM238 51H239V50H238ZM238 51H237L236 53H239ZM245 51H247V50H245ZM245 51H244V53H245ZM249 51H250V50H249ZM251 51H252V50H251ZM263 51H264V48H263ZM4 52H5V51H4ZM29 52H30V51H29ZM36 52H37V51H35L34 54H35ZM40 52H42V50H41ZM40 52H39V53H40ZM43 52H45V50H44ZM72 52H73V50H72ZM76 52H77V51H76ZM92 52H94V51H92ZM92 52H91V53H92ZM99 52H101V51H99ZM113 52H114V51H113ZM135 52H136V51H135ZM135 52H134V53H135ZM210 52H211V51H210ZM227 52H228V51H226V53H227ZM230 52H231V51H230ZM232 52H233V51H232ZM232 52H231V53H232ZM258 52H259V51H258ZM19 53H20V54H19ZM46 53H47V52H46ZM48 53H49V52H48ZM48 53H47V55H49ZM59 53H60V52H59ZM74 53H75V52H74ZM85 53H86V52H84V54H85ZM95 53H96V52H95ZM97 53H98V51H97ZM131 53H132V52H131ZM212 53H213V52H212ZM224 53H225V52H224ZM242 53H243V52H242ZM253 53H254V52H253ZM23 54L26 55L27 53H23ZM31 54H32V53H30V55H31ZM61 54H62V52H61ZM61 54H60V55H61ZM86 54H87V53H86ZM125 54H126V53H125ZM190 54H192V56H193V53H190ZM200 54H201V53H200ZM219 54H220V53H219ZM221 54H222V53H221ZM221 54H220V55H221ZM249 54H250V53H249ZM262 54H263V53H262ZM3 55H4V54H3ZM30 55H29V56H30ZM36 55H37V54H36ZM36 55H35V56H36ZM56 55H57V53H56ZM58 55H59V54H58ZM58 55H57V56H58ZM77 55H79V54H77ZM90 55H91V54H90ZM103 55H104V53H103ZM120 55H122V54H120ZM135 55H136V53H135ZM135 55H134V56H135ZM202 55H204V54H202ZM206 55H207V54H206ZM206 55H205V56H206ZM208 55H209V54H208ZM230 55H231V54H230ZM239 55H240V54H239ZM257 55H258V54H257ZM257 55H256V56H257ZM21 56H22V55H21ZM23 56H24V55H23ZM29 56H28V57H29ZM32 56H33V55H32ZM35 56H33V57H35ZM49 56H51V55H49ZM63 56H64V55H63ZM79 56H80V55H79ZM83 56H84V55H82V57H83ZM87 56H88V55H87ZM87 56H86V58H87ZM93 56H94V55H93ZM118 56H119V55H118ZM122 56H123V55H122ZM126 56H127V55H126ZM134 56H133V57H134ZM185 56H186V55H185ZM188 56H189V54H188ZM194 56H195V55H194ZM197 56H198V53H197ZM197 56L194 57V58H197ZM235 56H236V55H235ZM241 56H242V55H241ZM248 56H249V55H248ZM248 56H247V57H248ZM3 57H4V56H3ZM25 57H26V56H25ZM25 57H24V58H25ZM39 57H40V56H38V58H39ZM42 57H43V56H42ZM45 57H46V56H45V54H44V57H43V58H45ZM47 57H48V56H47ZM82 57H81V58H82ZM102 57H103V56H102ZM102 57H101V58H102ZM111 57H112V56H111ZM127 57H128V56H127ZM182 57H184V56H182ZM198 57H199V56H198ZM206 57H207V56H206ZM233 57H234V56H233ZM242 57H243V56H242ZM249 57H250V56H249ZM36 58H37V56H36ZM38 58H37V59H38ZM43 58H40V59H42V61H43ZM49 58H50V57H48L47 59H49ZM58 58H59V57H58ZM68 58H70V55H69ZM77 58H78V57H77ZM77 58H76V59H77ZM84 58H85V57H84ZM101 58H99V59H101ZM106 58H107V56H106ZM202 58H203V57H201V59H202ZM238 58H239V57H238ZM252 58H254V57H252ZM3 59H4V58H3ZM52 59H53V58H52ZM52 59H51V60H52ZM55 59H56V58H55ZM64 59H65V58H64ZM79 59H80V58H79ZM79 59H78V60H79ZM93 59H94V58H93ZM113 59H115V58H112V60H113ZM117 59H119V57H118ZM117 59H116V60H117ZM121 59H122V58H121ZM121 59H119V60H121ZM123 59H124V58H123ZM123 59H122V60H123ZM128 59H130V58H128ZM185 59H186V57H185ZM185 59H184V60H185ZM221 59H222V58H221ZM229 59H230V58H229ZM231 59H233V58H231ZM240 59H241V58H239V61H240ZM261 59H262V58H261ZM261 59H260V60H261ZM5 60H6V59H4V61H5ZM26 60H28V59H26ZM29 60H31V59H29ZM32 60H33V59H32ZM32 60H31V61H32ZM49 60H50V59H49ZM51 60H50V61H51ZM53 60H54V59H53ZM56 60H57V59H56ZM71 60H72V59H71ZM71 60H70V61H71ZM81 60H82V59H81ZM87 60H89V59L87 58ZM87 60L85 59V61H87ZM90 60H92V59H90ZM102 60L104 61V58H103ZM105 60H106V59H105ZM109 60H110V59H109ZM122 60H121V61H122ZM133 60H134V59H133ZM207 60H208V58H207ZM211 60H212V59H211ZM222 60H223V59H222ZM236 60H237V59H236ZM251 60H252V59H251ZM258 60H259V56H258ZM258 60H257V61H258ZM260 60H259V62H260ZM31 61H30V63H31ZM44 61H45V60H44ZM70 61H69V62H70ZM73 61H74V59H73ZM83 61H84V60H83ZM85 61H84V62H85ZM99 61H100V60H99ZM99 61H98V62H99ZM135 61H136V60H135ZM181 61H182V60H181ZM192 61H193V60H192ZM194 61H195V60H194ZM218 61H219V60H218ZM223 61H224V60H223ZM227 61H229V60H226L225 62L227 63ZM232 61H233V60H232ZM239 61H237V63H238ZM12 62H11V63H12ZM36 62H37V61H36ZM38 62H40V61H38ZM51 62H52V61H51ZM54 62H55V61H54ZM71 62H72V61H71ZM76 62H77V61H76ZM79 62H80V61H79ZM87 62H88V61H87ZM87 62H86V63H87ZM92 62H95V61H92ZM104 62H105V61H104ZM104 62H103V63H104ZM113 62H114V60H113ZM117 62H118V61H117ZM198 62H199V61H198ZM212 62H213V61H212ZM214 62H215V61H214ZM214 62H213V63H214ZM240 62H241V61H240ZM243 62H244V60H243ZM245 62H246V61H245ZM245 62H244V63H245ZM252 62H253V64H256V63H255L256 61H252ZM2 63H3V62H2ZM22 63H23V62H22ZM22 63H21V64H22ZM24 63H25V61H24ZM33 63H34V61H33ZM61 63H62V61H61ZM66 63H67V62H66ZM81 63H82V62H81ZM81 63H80V64H81ZM108 63L110 64V62H108ZM122 63H123V61H122ZM122 63H121V64H122ZM131 63H132V62H131ZM131 63H129V64H131ZM190 63H191V62H190ZM207 63H208V62H207ZM213 63H212V64H213ZM217 63H219V62H217ZM221 63H222V62H221ZM0 64H1V63H0ZM18 64H20V63H18ZM48 64H50V63L48 62ZM56 64H57V63H56ZM59 64H60V63H59ZM71 64H72V63H71ZM74 64H75V63H74ZM76 64H77V63H76ZM84 64H85V63H84ZM100 64H101V62H100ZM109 64H107V66H109ZM124 64H125V63H124ZM129 64H127V61H126V64H125V65H129ZM133 64H134V63H133ZM161 64H163V63H161ZM178 64H179V63H178ZM183 64H184V63H183ZM198 64H199V63H198ZM200 64H201V63H200ZM204 64H206V63H204ZM230 64H231V63H230ZM233 64H234V63H233ZM233 64H232V65H233ZM241 64H243V63H241ZM261 64H263V62H262ZM261 64H260V66H261ZM1 65H2V64H1ZM1 65H0V66H1ZM6 65H7V63L5 64V66H6ZM11 65H12V64H11ZM22 65L24 66L25 64H22ZM33 65H34V64H33ZM37 65H38V64H37ZM44 65H45V64H44ZM46 65H47V64H46ZM51 65H52V64H51ZM53 65H55V64L53 63ZM60 65H61V64H60ZM62 65H64V64H62ZM66 65H67V64H66ZM82 65H83V64H82ZM86 65H87V67H88V63H87ZM89 65H90V63H89ZM91 65L93 66V64H91ZM103 65H104V64H103ZM103 65H102V66H103ZM105 65H106V64H105ZM164 65H165V64H164ZM180 65H181V64H180ZM186 65H187V63H186ZM208 65H209V64H208ZM213 65H214V64H213ZM215 65H218V64H215ZM219 65H220V64H219ZM222 65H223V64H222ZM222 65H220L219 67H221ZM225 65H226V64H225ZM225 65H223V66H225ZM228 65H229V64H227V66H228ZM244 65H246V64H244ZM251 65H252V63H251ZM3 66H4V65H3ZM3 66H2V67H3ZM35 66H36V65H35ZM55 66H56V65H55ZM55 66H54V67H55ZM68 66H69V65H68ZM70 66H74V65H70ZM78 66H79V64H78ZM84 66H85V65H84ZM123 66H124V65H123ZM130 66H131V65H130ZM130 66H128V67H130ZM210 66H211V65H210ZM210 66H209V67H210ZM223 66H222L221 68H225V67H223ZM229 66H230V65H229ZM233 66H235V65H233ZM240 66H241V65H240ZM240 66H239V67H240ZM249 66H250V65H249ZM249 66H248V67H249ZM19 67L21 68L20 65H19ZM19 67H18V68H19ZM36 67H37V66H36ZM39 67H40V65H39ZM44 67H45V66H44ZM47 67H48V66H47ZM61 67H62V66H61ZM90 67H91V66H90ZM105 67H106V66H105ZM121 67H122V65H121ZM132 67H134V66H132ZM147 67H148V66H147ZM152 67H153V66H152ZM163 67H164V69H165V66H163ZM169 67H170V66H169ZM186 67H187V66H186ZM209 67H207V68H209ZM219 67H218V68H219ZM230 67H231V66H230ZM248 67H247V68H248ZM253 67H255V66H253ZM6 68H8V67H6ZM6 68H5V69H6ZM20 68H19V69H20ZM37 68H38V67H37ZM45 68H46V67H45ZM55 68L58 69V67H55ZM59 68H60V67H59ZM62 68H63V67H62ZM64 68H65V65H64ZM80 68H81V67H80ZM83 68H84V67H83ZM91 68H93V67H91ZM110 68H111V66H110ZM118 68H120V67H118ZM123 68H124V67H123ZM153 68H154V67H153ZM166 68H167V67H166ZM189 68L191 69V67H189ZM207 68H206V69H207ZM210 68H211V67H210ZM221 68H219V69H221ZM245 68H246V67H245ZM247 68H246V69H247ZM250 68H251V67H250ZM261 68H262V67H261ZM23 69H24V68H23ZM48 69H49V68H48ZM74 69H75V68H74ZM77 69H78V68H77ZM81 69H82V68H81ZM106 69H109V68L106 67ZM111 69H112V68H111ZM124 69H125V68H124ZM124 69H123V70H124ZM127 69H129V68H127ZM162 69H163V68H162ZM162 69H160V71H161ZM175 69H176V68H175ZM204 69H205V68H204ZM213 69H214V68H213ZM225 69H226V68H225ZM237 69H238V68H237ZM254 69H255V68H254ZM256 69H257V67H256ZM256 69H255V70H256ZM258 69H259V68H258ZM263 69H264V67H263ZM263 69H262V70H263ZM9 70H10V68H9ZM17 70H18V69H17ZM25 70H26V69H24V71H25ZM33 70H34V69H33ZM41 70H42V69H41ZM41 70H40V71H41ZM45 70L47 71V69H45ZM45 70H44V71H45ZM50 70H51V69H50ZM60 70H61V69H60ZM92 70H95V69H92ZM117 70H118V69H117ZM151 70H152V69H151ZM176 70H177V69H176ZM181 70H182V69H181ZM184 70H185V69H184ZM209 70H210V69H209ZM209 70H208V73H209ZM211 70H212V69H211ZM211 70H210V71H211ZM229 70H231V68H230ZM232 70H233V69H232ZM234 70H236V69H234ZM234 70H233V71H234ZM239 70H240V69H239ZM243 70H244V69H243ZM248 70H249V69H248ZM251 70H252V69H251ZM255 70H254V71H255ZM4 71H5V70H4ZM28 71H29V70H28ZM35 71H36V70H35ZM42 71H43V70H42ZM63 71H64V70H63ZM75 71H76V70H75ZM78 71H79V69H78ZM81 71H82V70H81ZM85 71H86V68H85ZM85 71H84V73H85ZM87 71H88V70H87ZM89 71H90V70H89ZM95 71H97V72L99 73L100 70H99V71H98V70H95ZM103 71H104V69H103ZM107 71H108V70H106V71L103 72V73H107ZM109 71H110V70H109ZM109 71H108V74L111 72V71H110V72H109ZM114 71H115V70H114ZM120 71H121V70H120ZM125 71H126V70H125ZM125 71H124V72H125ZM129 71H130V70H129ZM154 71H155V70H154ZM165 71H166V70H165ZM174 71H175V70H174ZM216 71H218V70H216ZM216 71H215V72H216ZM221 71H223V70H221ZM241 71H242V70H241ZM241 71H239V72H241ZM249 71H250V70H249ZM254 71H253V72H254ZM257 71H259V70H257ZM18 72H19V71H18ZM118 72H119V71H118ZM126 72H128V71H126ZM166 72H167V71H166ZM186 72H187V71H186ZM186 72H185V73H186ZM190 72H191V71H190ZM194 72H195V70H194ZM194 72H193V73H194ZM224 72H226V71H224ZM237 72H238V71H237ZM247 72H248V71H247ZM253 72L251 71V75H252V76H253V74H252ZM261 72H262V71H261ZM2 73H3V68L0 69V74H1V75L5 74V73H3V74H2ZM6 73H7V72H6ZM13 73H14V72H13ZM22 73H23V72H22ZM30 73H32V72H30ZM43 73H44V72H43ZM48 73L50 74L51 72H48ZM59 73H60V71H59ZM80 73H81V72H80ZM86 73H87V72H86ZM91 73H94V72L92 71V72H90V74H91ZM100 73H102V71H101ZM112 73H114V72H112ZM155 73H156V72H155ZM155 73L152 72V74H155ZM178 73H179V72H178ZM193 73L191 72V74H193ZM229 73H230V72H229ZM233 73H234V72H233ZM254 73H255V72H254ZM263 73H264V71H263ZM263 73H262V75L264 76ZM9 74H10V73H9ZM36 74H37V73H36ZM36 74H35V75H36ZM54 74H55V73H54ZM57 74H58V73H57ZM87 74H88V73H87ZM110 74H111V73H110ZM140 74H141V72H140ZM150 74H151V73H150ZM159 74H160V73H159ZM172 74H173V73H172ZM172 74H171V76H173ZM174 74H175V73H174ZM176 74H177V73H176ZM179 74H180V73H179ZM179 74H178V75H179ZM195 74H196V73H195ZM216 74H218V73L216 72ZM216 74H215V75H216ZM222 74H223V73H222ZM222 74H221V76H222ZM247 74H248V73H247ZM259 74H260V73H258V77H259ZM11 75H12V74H11ZM11 75H9L10 78H9L7 75H6V76H7L9 79H13V78L11 77ZM15 75H17V74H15ZM15 75H14V76H15ZM32 75H33V74H32ZM41 75H42V73H41ZM50 75H51V74H50ZM97 75H98V74H97ZM97 75H96V76H97ZM103 75L105 76V74H103ZM103 75H102V76H103ZM122 75H123V74H122ZM122 75H121V76H122ZM129 75H130V74H129ZM155 75H156V74H155ZM184 75H185V74H184ZM196 75H197V74H196ZM200 75H201V72H200ZM223 75H224V74H223ZM254 75H256V74H254ZM14 76H13V77H14ZM25 76H26V75H25ZM44 76H46V75H44ZM47 76H49V75H47ZM68 76H69V75H68ZM79 76H80V75H79ZM79 76H78V77L76 76V78H78V80H79ZM91 76H95V75H91ZM108 76H110V75H107L106 78L109 79ZM123 76L126 78L127 75H126V76L123 75ZM123 76H122V77H123ZM140 76H142V75H140ZM143 76H144V75H143ZM152 76H154V75H152ZM159 76H162V75H159ZM159 76H158V77H159ZM167 76H168V75H167ZM167 76H166V77H167ZM174 76H176V75H174ZM174 76H173V78H175ZM204 76H205V75H204ZM210 76H212V75H210ZM219 76H220V75H219ZM219 76H217V77H219ZM232 76H234V75L232 74ZM2 77H3V76H2ZM18 77H20V76H18ZM18 77H17V78H18ZM21 77H22V75H21ZM26 77H27V76H26ZM51 77H52V76H51ZM69 77H70V76H69ZM115 77H116V76H115ZM150 77H151V76H150ZM177 77H178V76H177ZM177 77H176V78H177ZM192 77H193V76H192ZM217 77H216V78H217ZM228 77H229V76H228ZM247 77H248V76H247ZM250 77H251V76H250ZM261 77H262V76H261ZM5 78H6V77H5ZM14 78H16V77H14ZM17 78H16V79H13V81H14V80L16 81V80L19 79V78H18V79H17ZM80 78H81V77H80ZM91 78H93V77H91ZM102 78H104V77H102ZM106 78H105V79H106ZM112 78H113V77H112ZM127 78H128V77H127ZM155 78H156V77H155ZM176 78H175V79H176ZM184 78H185V77H184ZM184 78H183V79H184ZM187 78H188V77H187ZM190 78H191V77H190ZM201 78H202V77L200 76V79H201ZM205 78L207 79L206 76H205ZM229 78H230V77H229ZM235 78H236V77H235ZM252 78H256V77H252ZM20 79H21V78H20ZM22 79H23V78H22ZM24 79H25V78H24ZM32 79H33V78H32ZM35 79H36V78H35ZM46 79H48V78H46ZM58 79H59V78H58ZM66 79H67V78H66ZM66 79H65V80H66ZM70 79H71V78H70ZM74 79H75V78L72 79L73 82H74ZM83 79L86 80V79H85V76H84ZM87 79H88V78H87ZM120 79H122V78H120ZM120 79H119V80H120ZM160 79H162V78H160ZM164 79H165V77H164ZM178 79H180V78H178ZM203 79H204V78H203ZM203 79H202V80H203ZM217 79H218V78H217ZM223 79H226V77L223 78ZM242 79H243V76H242ZM245 79H246V78H245ZM247 79H248V78H247ZM263 79H264V77L262 78V80H263ZM5 80L7 81V79H5ZM37 80H38V79H37ZM81 80H82V79H80V81H81ZM88 80H89V79H88ZM101 80H102V79H101ZM119 80H118V81H119ZM125 80H127V79H125ZM125 80H124V81H125ZM142 80H143V79H142ZM197 80H198V79H197ZM234 80H235V79H234ZM237 80H238V79H237ZM243 80H244V79H243ZM259 80H261V78H260ZM13 81H12V82H13ZM15 81H14V82H15ZM18 81H19V80H18ZM26 81H27V80H26ZM62 81H63V80H62ZM62 81H60L61 84H62ZM86 81H87V80H86ZM91 81H92V80H91ZM111 81H114V79L111 80ZM151 81H152V80H151ZM169 81H170V80H169ZM181 81H184V80H181ZM190 81L192 82L191 79H190ZM194 81H195V80H194ZM203 81H204V80H203ZM211 81H212V80H211ZM227 81H228V80H227ZM229 81H230V80H229ZM244 81H245V80H244ZM244 81H243V82H244ZM247 81H250V80H247ZM8 82H9V80H8ZM23 82H24V81H23ZM32 82H34V80H33ZM37 82H40V81H37ZM43 82H46V80H45V81L43 80ZM75 82H76V80H75ZM77 82H79V81H77ZM95 82H96V81H95ZM170 82H171V81H170ZM195 82H196V81H195ZM200 82H201V81H200ZM204 82H205V81H204ZM208 82H209V81H208ZM213 82H214V80H213ZM225 82H226V81H225ZM232 82H233V81H232ZM237 82H238V81H237ZM251 82H252V81H251ZM259 82H260V81H258V83H259ZM261 82H262V81H261ZM261 82H260V83H261ZM30 83H31V82H30ZM30 83H29V84H30ZM34 83H35V82H34ZM34 83H33V85H34ZM53 83H54V82H53ZM71 83H72V82H71ZM79 83L81 84V82H79ZM97 83H98V82H97ZM107 83H108V82H107ZM118 83H119V82H118ZM120 83H121V82H120ZM127 83H128V82H127ZM143 83H145V82H143ZM150 83H151V82H150ZM150 83H149V84H150ZM156 83H157V82H156ZM171 83H173V82H171ZM192 83H193V82H192ZM201 83H202V82H201ZM214 83H215V82H214ZM241 83H242V82H241ZM246 83H247V82H246ZM1 84H3V82H1ZM29 84H28V85H29ZM37 84H38V83H37ZM39 84H40V83H39ZM54 84H55V83H54ZM56 84H57V83H56ZM58 84H59V81H58ZM63 84H64V83H63ZM68 84H69V83H68ZM68 84H67V82L65 83V85H68ZM87 84H88V81H87ZM87 84H86V85H87ZM91 84H93V83H91ZM91 84L89 83V86H90ZM100 84H101V83H100ZM105 84H106V83H105ZM113 84H114V82H113ZM124 84H125V82H124ZM124 84H123V85H124ZM152 84H153V82H152ZM157 84H158V83H157ZM215 84H216V83H215ZM217 84H218V83H217ZM217 84H216V85H217ZM219 84H220V83H219ZM223 84H224V83H223ZM230 84H231V83H230ZM254 84H256V83L254 82ZM8 85H11V84H8ZM8 85H5V86H8ZM12 85H13V84H12ZM12 85H11V86H12ZM28 85H27V86H28ZM59 85H60V84H59ZM82 85H83V84H82ZM82 85H81V86H82ZM84 85H85V84H84ZM96 85H97V84H96ZM111 85H112V84H111ZM111 85H110V86H111ZM161 85H162V84H161ZM171 85H172V84H171ZM188 85H189V84H188ZM206 85H207V83H205V85L203 84V86H206ZM213 85H214V84H213ZM227 85H228V84H227ZM227 85H226V86H227ZM258 85H259V84H258ZM263 85H264V84H263ZM263 85H262V86H263ZM2 86H3V85H2ZM21 86H23V85H21ZM27 86H26V87H27ZM38 86L41 88L40 85H38ZM42 86H43V84H42ZM45 86H46V85H45ZM56 86H57V85H56ZM73 86H74V85H73ZM73 86H72V87H73ZM79 86H80V85H79ZM92 86H93V85H92ZM99 86H100V85H99ZM112 86H113V85H112ZM192 86H193V85H192ZM207 86H208V85H207ZM221 86H222V85H221ZM236 86H237V85H236ZM253 86H254V85H253ZM255 86H256V85H255ZM3 87H4V86H3ZM9 87H10V86H8L7 88H9ZM26 87H24V88H26ZM31 87H32V86H31ZM31 87H29V90H31V89H30ZM58 87H59V86H58ZM66 87H67V86H66ZM69 87L71 88V85H70ZM69 87H67V88L69 89ZM74 87H75L74 89H76L77 86H74ZM85 87H87V86H83V88H85ZM105 87H106V86H105ZM117 87H118V86H117ZM174 87H175V86H174ZM174 87H173V88H174ZM181 87H182V86H181ZM181 87H180V88H181ZM193 87H194V86H193ZM198 87H199V86H198ZM201 87H202V86H201ZM212 87H213V86H212ZM227 87H228V89H227V88H226V89H227V90H230V89H229L230 87H229V86H227ZM248 87H249V86H248ZM0 88H1V87H0ZM4 88L6 89V87H4ZM4 88H3V89H4ZM13 88L16 90V95H15V96H16V98L18 97L17 99L22 98V97L25 95V94L23 95V92H24V91L22 90L23 87H21L22 89H20V88L16 85V87H13ZM27 88H28V87H27ZM27 88H26V89H27ZM35 88H36V87H35ZM60 88H61V87H60ZM94 88H95V85H94ZM102 88H103V87H102ZM113 88H114V86H113ZM118 88H119V87H118ZM148 88L150 89V86H149ZM160 88H162V87H160ZM173 88H172V89H173ZM177 88H178V87H177ZM180 88H179V89H180ZM202 88H203V87H202ZM202 88H201V89H202ZM210 88H211V87H210ZM210 88H209V89H210ZM218 88H219V87H218ZM223 88H224V87H223ZM243 88H244V87H243ZM251 88H252V87H251ZM261 88H262V87H261ZM261 88H260V89H261ZM5 89H4V90H5ZM9 89H10V88H9ZM14 89H12L11 91L13 92ZM41 89H42V91H43V87H42ZM46 89H48V87H47ZM51 89H52V88H51ZM85 89H86V88H85ZM87 89H88V88H87ZM91 89H92V88H91ZM110 89H111V88H110ZM139 89H140V88H139ZM154 89H155V88H154ZM190 89H191V88H190ZM212 89H213V88H212ZM219 89H220V88H219ZM219 89H218V91H219ZM231 89H232V88H231ZM237 89H238V88H237ZM237 89H236V90H237ZM244 89H245V88H244ZM244 89H243V90H244ZM260 89H259V91H260ZM1 90H2V88H1ZM35 90H36V89H35ZM37 90H38V89H37ZM48 90H49V89H48ZM53 90H54V89H53ZM65 90H66V89H65ZM65 90H64V91H65ZM72 90H73V89H72ZM77 90H78V89H77ZM80 90H82V88H81ZM96 90H97V89H95V91H96ZM116 90H117V89H116ZM119 90H120V89H119ZM132 90H133V89H132ZM145 90H146V89H145ZM158 90H159V89H158ZM161 90H162V89H161ZM164 90H165V88H164ZM175 90H176V89H175ZM175 90H174V91H175ZM192 90H193V89H192ZM205 90H206V89H205ZM214 90H215V89H214ZM227 90H225V92H226ZM252 90H253V89H252ZM252 90H251V91H252ZM256 90H258V89H256ZM6 91H7V89H6ZM31 91H32V90H31ZM39 91H41V90L39 89ZM42 91H41V92H42ZM66 91H67V90H66ZM88 91H89V89H88ZM90 91H91V90H90ZM98 91H99V89H98ZM149 91H150V90H149ZM149 91H148V92H149ZM162 91H163V90H162ZM174 91H173V92H174ZM181 91H182V89H181ZM186 91H187V90H186ZM197 91H198V90H197ZM211 91H213V90H211ZM232 91H233V90H232ZM248 91H249V90H248ZM12 92H11V93H12ZM27 92H28V91H27ZM50 92H52V91H50ZM56 92H57V91H56ZM82 92H85V91H82ZM93 92H94V91H92V94H93ZM106 92H107V91H106ZM129 92H130V91H129ZM133 92H134V91H133ZM136 92H137V90H136ZM142 92H143V91H142ZM151 92H152V91H151ZM160 92H161V91H160ZM175 92H176V91H175ZM198 92H199V91H198ZM214 92H216V91H214ZM222 92H223V90H222ZM228 92H229V91H228ZM254 92H255V91H254ZM254 92H252V93H254ZM260 92H261V91H260ZM7 93H8V92H7ZM38 93H39V92H38ZM38 93L36 92V94H38ZM42 93H43V92H42ZM44 93L46 94V92H44ZM60 93H61V92H60ZM86 93L89 94L90 92L88 93L87 90H86ZM97 93H98V92H97ZM97 93H94V94L97 95ZM107 93H108V92H107ZM152 93H153V92H152ZM155 93H156V92H155ZM166 93H168V92H166ZM177 93H178V92H177ZM206 93H207V92H206ZM220 93H221V91H220ZM223 93H224V92H223ZM231 93H232V92H231ZM234 93H235V92H234ZM239 93H240V92H239ZM246 93H247V92H246ZM246 93H245V94H246ZM248 93H249V92H248ZM255 93H256V92H255ZM9 94H10V93H9ZM50 94H51V93H50ZM53 94H55V92H54ZM56 94H57V93H56ZM63 94H64V93H63ZM87 94H86V96H87ZM125 94H126V93H125ZM132 94H133V93H132ZM143 94H144V93H141L140 95H143ZM157 94L160 96V93H157ZM157 94H155V95H157ZM161 94H162V93H161ZM172 94H173V93H172ZM178 94H179V93H178ZM181 94H182V93H181ZM192 94H194V93H192ZM211 94H212V93H211ZM211 94H210V97H211ZM216 94H217V93H216ZM12 95H13V94H12ZM42 95H43V94H42ZM58 95H59V94H58ZM73 95H74V94H73ZM80 95H81V94H80ZM83 95H85V94H83ZM100 95H101V94H100ZM100 95H98V97H99ZM105 95H106V94H105ZM107 95H108V94H107ZM140 95L138 94V96H140ZM158 95H157V96H158ZM206 95H207V94H206ZM219 95H220V94H219ZM228 95L230 96V94H228ZM236 95H238V93H237ZM240 95H241V94H240ZM248 95L251 96V94H248ZM10 96H11V95H10ZM39 96H40V95H38V97H39ZM53 96H54V95H53ZM123 96H124V95H123ZM136 96H137V95H136ZM161 96H162V95H161ZM184 96H185V95H184ZM190 96H191V95H190ZM192 96H193V95H192ZM243 96H245V95H243ZM253 96H254V95H253ZM261 96H262V95H261ZM7 97H8V95H7ZM28 97H29V96H28ZM34 97H35V96H34ZM43 97H44V96H43ZM47 97H48V95L46 96V98H47ZM50 97H51V96H50ZM50 97H49V98H50ZM56 97H58V96H56ZM60 97H62V95H61ZM66 97H67V96H66ZM70 97H71V96H70ZM73 97H75V95H74ZM80 97H81V96H80ZM84 97H85V96H84ZM100 97H101V96H100ZM126 97H127V96H126ZM129 97H130V96H129ZM142 97H143V96H142ZM148 97L151 98L150 95H148ZM163 97H164V96H162V98H163ZM166 97H167V96H166ZM166 97H165V98H166ZM169 97H171V96H169ZM173 97H174V96H173ZM176 97H177V95H176ZM187 97H188V96H187ZM198 97H199V96H198ZM215 97H216V96H215ZM225 97H226V96H225ZM234 97H235V96H234ZM238 97H240V96H238ZM241 97H242V96H241ZM8 98H10V97H8ZM13 98H14V97H13ZM13 98H12V99H13ZM26 98H27V97H26ZM40 98H41V97H40ZM44 98H45V97H44ZM44 98H43V99H44ZM75 98H76V97H75ZM81 98H82V97H81ZM86 98H87V97H86ZM92 98H93V97H92ZM92 98H90V101L93 100ZM94 98H95V97H94ZM115 98H116V97H115ZM115 98H114V99H115ZM121 98H122V97H121ZM150 98H149V99H150ZM153 98H154V97H153ZM177 98H178V97H177ZM212 98H213V97H212ZM216 98H217V97H216ZM229 98L232 99L233 97L231 98V96H230ZM243 98H244V97H243ZM245 98L248 99V97H245ZM245 98H244V99H245ZM249 98H250V97H249ZM253 98L255 99V97H253ZM4 99H5V98H4ZM4 99H3V100H4ZM17 99H16V100H17ZM35 99H36V97H35ZM43 99H42V101L39 100L40 102L38 101V102H39V103L37 104L38 107H41V108H43V109H44V108H50L51 105H52V109H53V107H55V105L53 106V103H54V102H51V101H50L51 98H50L49 101H50L52 104H51L48 100H46V99L43 100ZM52 99H53V97H52ZM54 99H55V98H54ZM57 99H59V98H57ZM57 99H56V100H57ZM62 99H63V98H62ZM64 99H66V98H64ZM101 99H102V98H101ZM124 99H125V98H124ZM146 99H147V98H146ZM146 99H145V100H146ZM158 99H159V98H158ZM160 99H161V97H160ZM185 99H186V97H185ZM207 99H208V98H207ZM235 99H236V98H235ZM256 99L258 100V98H256ZM260 99H261V98H260ZM6 100H7V101H6ZM13 100H14V99H13ZM16 100H15V101H16ZM21 100H23V98H22ZM33 100H34V99H33ZM33 100L30 99V101H33ZM56 100H54V101H56ZM69 100L73 101L72 98H70ZM98 100H99V99H98ZM116 100H117V99H116ZM127 100H128V99H127ZM127 100H126V101H127ZM133 100H134V99H133ZM145 100H144V101H145ZM155 100H156V99H155ZM166 100H167V98H166ZM172 100H173V99H172ZM189 100H190V99H188V101H189ZM199 100H200V99H199ZM204 100H205V99H204ZM210 100H211V99H210ZM213 100H214V99H213ZM238 100H239V99H238ZM238 100H235V101L238 102ZM240 100H241V99H240ZM250 100H252V99H250ZM4 101H5L6 103H8V99H5ZM18 101H19V100H18ZM23 101H24V100H23ZM26 101H27V100L25 99V102H26ZM35 101H36V100H35ZM35 101H34V103H35ZM52 101H53V100H52ZM59 101H60V99H59ZM64 101H65V100H63V102H64ZM67 101H68V100H67ZM82 101H83V100H82ZM84 101H85V100H84ZM96 101H97V100H96ZM110 101H111V100H110ZM121 101H122V100H121ZM129 101H131V100H129ZM134 101H135V100H134ZM139 101H140V100H139ZM141 101H142V100H141ZM141 101H140V102H141ZM158 101H159V100H157V102H158ZM167 101H168V100H167ZM175 101H176V100H175ZM241 101H242V100H241ZM248 101H249V100H248ZM261 101H262V100H261ZM261 101H260V102H261ZM73 102H75V104H76V101H75V100H74ZM85 102H86V101H85ZM87 102H88V101H87ZM151 102H152V101H151ZM160 102H161V101H160ZM169 102H170V101H169ZM169 102H167V103L169 104ZM176 102H177V101H176ZM212 102H213V101H212ZM216 102H217V101H216ZM236 102H235V103H236ZM245 102H246V101H245ZM251 102H253V101H251ZM260 102H258V103H260ZM3 103H4V102H3ZM27 103H28V101H27ZM55 103H56V102H55ZM82 103H83V102H82ZM88 103H89V102H88ZM107 103H108V102H107ZM113 103H115V102H113ZM141 103H142V102H141ZM167 103H166V104H167ZM170 103H172V102H170ZM200 103H201V102H200ZM219 103L221 104V101L218 102V104H219ZM226 103H228V102H226ZM235 103H234V105H236ZM0 104H2V103H0ZM64 104H65V103H64ZM64 104H63V105H64ZM66 104H67V103H66ZM83 104H84V103H83ZM94 104H95V103H94ZM118 104H119V103H118ZM118 104H117V105H118ZM126 104H127V103H126ZM126 104H125V105H126ZM134 104H137V103H134ZM146 104H147V102H146ZM146 104H145V105H146ZM155 104H156V103H155ZM160 104H161V103H160ZM160 104H159V105H160ZM188 104H189V103H188ZM206 104H207V103H206ZM220 104H219V105H220ZM229 104H230V103H229ZM246 104H247V103H246ZM249 104H250V101H249ZM252 104H253V103H252ZM255 104H257V102H256ZM255 104H254V105H255ZM3 105H4V104H3ZM31 105H32V104H31ZM86 105H87V104H86ZM125 105H124V106H125ZM130 105H131V104H130V102H129V107H130ZM159 105H158V106H159ZM161 105H163V104H161ZM207 105H208V104H207ZM238 105H239V104H237V106H238ZM7 106H8V105H7ZM12 106H14L13 103H12ZM21 106H22V105H21ZM24 106H25V104H24ZM24 106H23V107H24ZM28 106H29V105H28ZM28 106H26L27 109H25V111H27V113H28L29 111L32 110V109L29 110V109H28ZM56 106H58V105H56ZM65 106H66V105H65ZM87 106H88V105H87ZM90 106H91V105H90ZM109 106H110V105H109ZM109 106H106V107H109ZM131 106H132V105H131ZM143 106H144V105H143ZM143 106H142V107H143ZM147 106H149V104H148ZM151 106H152V105H150V108H151ZM170 106H172V105H170ZM173 106H174V105H173ZM173 106H172V107H173ZM175 106H177V104H176ZM202 106H203V105H202ZM215 106L217 107V104H216ZM224 106H225V103H224ZM229 106H230V105H229ZM237 106H236V107H237ZM262 106H263V105H262ZM1 107H2V105H1ZM38 107H37V109H38ZM121 107H122V105H121ZM129 107H125V108H129ZM153 107H154V106H153ZM159 107H160V106H159ZM162 107H164V106H161V108H162ZM168 107H169V106H168ZM168 107H165V109H166V108L168 109ZM189 107H190V104H189ZM196 107H198V106H196ZM205 107H206V105H205ZM205 107H204V108H205ZM211 107H212V106H211ZM221 107H222V106H221ZM248 107H249V106H248ZM260 107H261V106H260ZM263 107H264V106H263ZM263 107H262V108H263ZM4 108H5V106H4ZM9 108L12 109L11 107H9ZM13 108H14V107H13ZM20 108H22V107H20ZM24 108H25V107H24ZM82 108H83V107H82ZM84 108H85V107H84ZM117 108H119V107H117ZM155 108H156V106H155ZM161 108H160V109H161ZM176 108H177V107H176ZM176 108H175V109H176ZM184 108H185V107H184ZM190 108H191V107H190ZM193 108H194V107H193ZM206 108H207V107H206ZM206 108H205V110H206ZM223 108H224V107H223ZM226 108H227V107H226ZM233 108H234V107H233ZM262 108H261V109H262ZM16 109H17V108H15V110H16ZM91 109H92V108H91ZM94 109H95V106H94ZM102 109H103V108H102ZM107 109H108V108H107ZM109 109L111 110L112 108H109ZM135 109H136V107L134 108V110H135ZM142 109H143V108H142ZM147 109H148V107H147ZM153 109H154V108H153ZM153 109H152V110H153ZM160 109H159V110H160ZM182 109H183V108H182ZM201 109H202V108H201ZM208 109H209V108H208ZM214 109H215V108H214ZM214 109H213V111L215 112ZM217 109H218V108H217ZM217 109H216V111H217ZM244 109H245V108H244ZM254 109H255V108H254ZM5 110H6V108H5ZM40 110H41V109H40ZM40 110H38V111H40ZM53 110H55V109H53ZM77 110H78V109H77ZM77 110H76V111H77ZM81 110H82V109H81ZM84 110H85V109H84ZM92 110H93V109H92ZM99 110H100V109H99ZM103 110H104V109H103ZM105 110H106V109H105ZM116 110H118V109H116ZM131 110H132V109H131ZM140 110H141V109H140ZM140 110H139V111H140ZM143 110H145V109H143ZM154 110H155V109H154ZM156 110L158 111V108H157ZM186 110H187V109H186ZM190 110H193V109H190ZM219 110L221 111V108H220ZM232 110H233V109H232ZM239 110H240V109H239ZM241 110H242V109H241ZM262 110H263V109H262ZM0 111H1V113H2L3 110H0ZM22 111H23V110H22ZM32 111H33V110H32ZM90 111H91V110H90ZM94 111H95V110H94ZM101 111H102V110H101ZM127 111H128V110H127ZM160 111H161V110H160ZM175 111H176V110H175ZM175 111H174V112H175ZM222 111H223V110H222ZM229 111H230V110H229ZM234 111H235V110H234ZM236 111H237V110H236ZM236 111H235V112H236ZM255 111H256V110H255ZM9 112H10V110H9ZM11 112H12V110H11ZM13 112H15V111L13 110ZM55 112H56V111H55ZM77 112H78V111H77ZM77 112H76V113H77ZM79 112H80V111H79ZM79 112H78V113H79ZM83 112L85 113V111H83ZM83 112H82V113H83ZM88 112H89V110H88ZM102 112H103V111H102ZM130 112H131V111H130ZM152 112H153V111H152ZM155 112H156V111H155ZM166 112H167V111H166ZM184 112L186 113L187 111H184ZM184 112H183V113H184ZM191 112H192V111H191ZM196 112H197V111H196ZM196 112H195V113H196ZM208 112H209V111H208ZM1 113H0V114H1ZM6 113H8V112H6ZM6 113H5V111H4V114H6ZM31 113H32V112H31ZM36 113H37V112H36ZM36 113H34V114H36ZM64 113H66V112H64ZM84 113H83V114H84ZM89 113H90V112H89ZM92 113H93V111H92ZM103 113H104V112H103ZM106 113H107V112H106ZM118 113H119V111H118ZM125 113H126V112H125ZM125 113H123V114H125ZM140 113L142 114V112H140ZM144 113H145V112H144ZM149 113H151V112H149ZM156 113H157V112H156ZM160 113H161V112H160ZM169 113H171V112L169 111ZM179 113H180V111H179ZM212 113H213V112H212ZM232 113H233V112H232ZM249 113H250V111H249ZM251 113H252V112H251ZM12 114H13V113H12ZM20 114H21V113H20ZM25 114H26V113H25ZM32 114H33V113H32ZM32 114H30V116H31ZM56 114H57V113H56ZM94 114H95V113H93V114H91V115L94 116ZM120 114H121V113H120ZM172 114H173V113H172ZM172 114H170V115H172ZM180 114H182V113H180ZM219 114H220V113H219ZM222 114H223V113H222ZM224 114H225V113H224ZM227 114H228V113L226 112L225 115H227ZM235 114H236V113H235ZM235 114H234V116H235ZM243 114H244V113H243ZM258 114H259V113H258ZM258 114H257V115H258ZM263 114H264V113H263ZM263 114H262L261 116H263ZM2 115H3V113H2ZM7 115H8V114H7ZM7 115H6V117H7ZM9 115H11V114H9ZM22 115H23V113H22ZM48 115H49V114H48ZM53 115H54L53 117H52L51 115H50V116H51L52 118H54V119H53V121H54V120H55V114H53ZM65 115H66V114H65ZM67 115H69V114H67ZM72 115H73V113H72ZM80 115H81V114H80ZM80 115H79V116H80ZM87 115H88V114H87ZM97 115H98V114H97ZM100 115H101V114H100ZM117 115H118V114H117ZM117 115H116V116H117ZM129 115H130V114H129ZM142 115H144V114H142ZM142 115H141V117H142ZM145 115H147V114H145ZM149 115H150V114H149ZM153 115H154V114H153ZM153 115H152V116H153ZM157 115H158V114H157ZM173 115H174V114H173ZM177 115H178V114H177ZM191 115H192V114H191ZM191 115H190V116H191ZM212 115H213V114H212ZM215 115H216V114H215ZM240 115H242V114H240ZM248 115H249V114H248ZM257 115L255 114V116H257ZM3 116H4V115H3ZM131 116H134L133 113H132ZM159 116H160V115H159ZM192 116H194V115H192ZM206 116H208V114H206ZM236 116H237V115H236ZM0 117H2V116H0ZM8 117H9V116H8ZM16 117H17V116H16ZM25 117H26V115H25ZM62 117L65 118L63 115H62ZM73 117H74V116H73ZM76 117H77V115H76ZM83 117H84V116H83ZM85 117H86V116H85ZM85 117H84V118H85ZM102 117H103V116H102ZM113 117H115V116H113ZM126 117H127V116H126ZM136 117H137V113H136ZM145 117H147V116H145ZM203 117H204V116H203ZM209 117H210V116H209ZM249 117H250V116H249ZM249 117L246 118V119H249ZM21 118H22V117H21ZM21 118H20V119L18 118V119L21 120ZM28 118H31V117H28ZM35 118H36V116H35ZM35 118H33V119H35ZM71 118H72V116H71ZM110 118H111V117H110ZM116 118H117V117H116ZM128 118H131V117H128ZM128 118H127V119H128ZM153 118H154V117H153ZM164 118H165V117H164ZM178 118H179V117H178ZM181 118L183 119V117H181ZM181 118H180V119H181ZM188 118H189V117H188ZM191 118H192V117H191ZM196 118H197V117H196ZM0 119H2V118H0ZM4 119H5V117H4ZM13 119H14V118H13ZM26 119H27V118H26ZM65 119H66V118H65ZM76 119H77V118H76ZM119 119H120V118H119ZM132 119H133V118H132ZM132 119H131V120H132ZM134 119H135V118H134ZM136 119H137V118H136ZM138 119H139V118H138ZM147 119H148V118H147ZM158 119H159V118H158ZM240 119L242 120V118H240ZM246 119H245V120H246ZM254 119H255V118H254ZM254 119H253V120H254ZM6 120H7V119H6ZM16 120H17V118H16ZM73 120H74V119H73ZM100 120H101V119H100ZM123 120H125V119H123ZM144 120H146V119H144ZM188 120H190V118H189ZM194 120H195V119H194ZM245 120H244V121H245ZM10 121H11V120H10ZM12 121H13V120H12ZM12 121H11L10 123H12ZM34 121H35V120H34ZM55 121H56V120H55ZM55 121H54V122H55ZM63 121H64V120H63ZM66 121H67V120H66ZM66 121H65V122H66ZM68 121H71V120L69 119ZM74 121H75V120H74ZM82 121H83V120H82ZM84 121H85V120H84ZM91 121H92V120H91ZM119 121H121V120H119ZM129 121H130V120H129ZM132 121H136V120H132ZM146 121H147V120H146ZM157 121H158V120H157ZM161 121H162V120H161ZM161 121H160V122H161ZM167 121H168V119H167ZM177 121H178V120H177ZM179 121H180V120H179ZM179 121H178V122H179ZM199 121H200V120H199ZM199 121L196 122V123L198 124ZM203 121H204V120H203ZM249 121H250V120H249ZM254 121H255V120H254ZM256 121H257V119H256ZM258 121L260 122L259 119H258ZM0 122H1V120H0ZM7 122H8V120H7ZM7 122H6V123H7ZM60 122H61V121H60ZM76 122H79V121H76ZM85 122H87V120H86ZM123 122H124V121H123ZM126 122H127V121L125 120V124H126ZM136 122H137V121H136ZM136 122H135V123H136ZM138 122H141V121H138ZM138 122H137V124H135V126H136V125H140V124H142V123H139V124H138ZM154 122H155V121H154ZM180 122H181V121H180ZM183 122H184V121H183ZM186 122H187V121H186ZM189 122H190V121H189ZM204 122H205V121H204ZM204 122H203V123H204ZM226 122H227V121H226ZM228 122H230V121H228ZM263 122H264V121H263ZM19 123H21V122H19ZM31 123H32V122H31ZM73 123H74V122H73ZM90 123H91V122H90ZM121 123H122V121H121ZM127 123H128V122H127ZM143 123H144V121H143ZM146 123H147V122H146ZM146 123H144V124H146ZM152 123H153V122H152ZM152 123H151V124H152ZM169 123H170V122H169ZM203 123H202V124H203ZM234 123H235V122H234ZM239 123H240V122H239ZM251 123H253V122L251 121ZM254 123H255V122H254ZM3 124H4V122H3ZM3 124H1V125H3ZM7 124H8V123H7ZM14 124H16V123H13V125H14ZM21 124H22V123H21ZM47 124H48V123H47ZM60 124H61V123H60ZM71 124H72V123H71ZM74 124H75V123H74ZM74 124H73V125H74ZM76 124H77V123H76ZM119 124H120V123H119ZM151 124H150V125H151ZM166 124H167V123H166ZM186 124H188V123H185V125H186ZM194 124H195V123H194ZM199 124H200V123H199ZM199 124H198V125H199ZM205 124H206V123H205ZM226 124H227V123H226ZM257 124H258V122H257ZM4 125H6V124H4ZM13 125H12V126H13ZM17 125H18V123H17ZM55 125H56V124H55ZM55 125H54V127H55ZM73 125H72V127H74ZM78 125H79V124H78ZM81 125H82V124H81ZM81 125H80V126H81ZM85 125H86V124H85ZM85 125H84V127H85ZM88 125H89V124H88ZM92 125H93V124H92ZM98 125H99V124H98ZM100 125H101V124H100ZM110 125H111V124H110ZM127 125H128V124H127ZM155 125H156V124H155ZM169 125H170V124H169ZM185 125L183 124L182 126H185ZM188 125H189V124H188ZM191 125H192V124H191ZM224 125H225V124H224ZM230 125H231V123H230ZM234 125H235V124H234ZM238 125H239V124H238ZM238 125H236V126H238ZM241 125H243V124H241ZM12 126H11V127H12ZM20 126H21V125H20ZM33 126H34V125H33ZM45 126H47V125H45ZM65 126H66V125H65ZM65 126H64V127H65ZM69 126H70V125H69ZM80 126H79V127H80ZM120 126H121V125H120ZM147 126H149V122H148V125H147ZM158 126H159V125H158ZM177 126H178V125H177ZM236 126H235V127H236ZM248 126H249V124H248ZM21 127H22V126H21ZM48 127H49V125H48ZM48 127H47V128H48ZM64 127H62V128H64ZM87 127H88V126H87ZM89 127H90V126H89ZM100 127H101V126H100ZM109 127H110V126H109ZM112 127H114V126H112ZM123 127H124V126H123ZM137 127H138V126H137ZM140 127H141V126H140ZM149 127H150V126H149ZM169 127H170V126H168V128H169ZM172 127H173V126H172ZM178 127H179V126H178ZM198 127H201V126H198ZM239 127H240V126H239ZM241 127H242V126H241ZM243 127H244V126H243ZM249 127H250V126H249ZM252 127H253V126H251V128H252ZM3 128H4V127H3ZM7 128H8V126H7ZM18 128H19V127H18ZM31 128H32V127H31ZM68 128H71V127H68ZM68 128L66 127V129H68ZM75 128H76V126H75ZM75 128H74V130H75ZM81 128H83V125H82ZM85 128H86V127H85ZM85 128H84V129H85ZM91 128H92V127H91ZM95 128H97V127H95ZM103 128H104V127H103ZM129 128H130V127H129ZM129 128H128L127 130H129ZM134 128H135V127H134ZM143 128H145V127H143ZM150 128H152V127H150ZM163 128H164V127H163ZM168 128H167V129H168ZM194 128H195V127H194ZM203 128H204V126H203ZM245 128H248L247 125H246ZM1 129H2V128H1ZM1 129H0V130H1ZM16 129H17V128H16ZM34 129H36V128H34ZM37 129H38V128H37ZM48 129H49V128H48ZM64 129H65V128H64ZM64 129H63V130H64ZM72 129H73V128H72ZM87 129H88V128H87ZM89 129H90V128H89ZM105 129H106V128H105ZM114 129H115V128H114ZM119 129H120V127H119ZM123 129L125 130V127H124ZM131 129H132V128H131ZM136 129H137V128H136ZM136 129H135V130H136ZM172 129H173V128H172ZM179 129H180V128H179ZM185 129H186V127H185ZM188 129H189V128H188ZM188 129H187V130H188ZM230 129H231V128H230ZM235 129H237V131L239 130L238 127L235 128ZM235 129H234V131H235ZM27 130H29V129H27ZM27 130H25V131H27ZM30 130H31V129H30ZM30 130H29V131H30ZM52 130H53V129H52ZM52 130H51V131H52ZM68 130H70V129H68ZM74 130H73V131H74ZM93 130H94V129H93ZM93 130H92V131H93ZM146 130H147V129H146ZM149 130H151V129H149ZM165 130H166V129H165ZM174 130H175V128H174ZM177 130H178V129H177ZM193 130H195V129H193ZM193 130H192V131H193ZM16 131H17V130H16ZM16 131H15V132H16ZM22 131H24V130H22ZM22 131H21V132H22ZM51 131H50V132H51ZM56 131H58V130H56ZM73 131H72V132H73ZM81 131H84V134H85V131H88V130H82V129H81ZM98 131H99V130H98ZM107 131H108V129H107ZM109 131H110V130H109ZM125 131H126V130H125ZM133 131H134V130H133ZM139 131H141V130H139ZM144 131H145V130H144ZM144 131H143V132H144ZM170 131H171V130H170ZM178 131H179V130H178ZM240 131H241V130H240ZM35 132H36V131H35ZM41 132H42V131H41ZM60 132H62L61 129H60ZM63 132H64V131H63ZM63 132H62V133H63ZM99 132L101 133V131H99ZM99 132H98V133H99ZM118 132H120V131H118ZM121 132H122V131H121ZM126 132H127V131H126ZM126 132H125L124 134H126ZM130 132H132V131H130ZM153 132H154V131H153ZM182 132L184 133V131H182ZM189 132H190V131H188V133H189ZM198 132H199V131H198ZM205 132H206V131H205ZM230 132H231V131H230ZM27 133H28V132H27ZM44 133H45V132H44ZM62 133H61V134H62ZM139 133H140V132H139ZM166 133H168V132H166ZM188 133H187V134H188ZM30 134H31V133H30ZM37 134L40 135V133H37ZM41 134H43V133H41ZM53 134H54V133H53ZM55 134H56V133H55ZM66 134H67V133H66ZM69 134H70V133H69ZM73 134H74V133H73ZM73 134H72V136H73ZM94 134H95V133H94ZM113 134H114V132H113ZM122 134H123V133H122ZM127 134H128V133H127ZM132 134H133V132H132ZM132 134L130 133L131 136H133ZM135 134H137V132H136ZM142 134H143V133H142ZM145 134H146V133H145ZM156 134H157V133H156ZM195 134H196V133H195ZM224 134H226V133H224ZM1 135H2V133H1ZM5 135H6V134H5ZM9 135H10V134H9ZM44 135H45V134H44ZM58 135H59V133H58ZM62 135H63V134H62ZM86 135H87V134H86ZM114 135H115V134H114ZM146 135H147V134H146ZM148 135H149V134H148ZM160 135H161V134H160ZM181 135H182V134H181ZM6 136H7V135H6ZM34 136H35V135H34ZM59 136H61V135H59ZM67 136H69V135L67 134ZM72 136H71V137H72ZM77 136H78V135H77ZM79 136H82V135L79 134ZM104 136H105V135H104ZM115 136H116V135H115ZM117 136H118V135H117ZM158 136H159V135H158ZM166 136H167V135H166ZM195 136H196V135H195ZM204 136H206V134H205ZM233 136H234V135H233ZM4 137H5V136H4ZM9 137H10V136H9ZM12 137H13V136H12ZM47 137H48V136L45 135V138H47ZM82 137H83V136H82ZM97 137H99V136H97ZM111 137H112V135H111ZM122 137H123V136H122ZM148 137H149V136H148ZM175 137H176V136H175ZM186 137H187V135H186ZM198 137H199V136H198ZM229 137H230V136H229ZM2 138H3V137H2ZM14 138H15V136H14ZM17 138H18V137H17ZM21 138H22V136L20 137V139H21ZM24 138H25V137H24ZM43 138H44V136H42L41 139L44 140ZM61 138H63V137H61ZM68 138H69V137H68ZM77 138H80V137H77ZM114 138H115V137H113V140H114ZM116 138H117V137H116ZM124 138H125V137H124ZM124 138H123V139H124ZM127 138H128V136H127ZM133 138H134V137H133ZM166 138H168V136H167ZM170 138H172V137H170ZM173 138H174V137H173ZM7 139H9V138H6V140H7ZM10 139H11V138H10ZM28 139L30 140V139H32V138L29 137ZM39 139H40V138H39ZM41 139H40V140H41ZM57 139H58V138H57ZM66 139H67V138H66ZM82 139H83V138H82ZM85 139H86V138H85ZM88 139H89V138H88ZM92 139H93V138H92ZM121 139H122V138H121ZM144 139H145V138H144ZM144 139H143V140H144ZM175 139H177V138H175ZM179 139H180V138H179ZM188 139H189V138H188ZM1 140H2V139H1ZM1 140H0V141H1ZM15 140H16V139H15ZM22 140H23V139H22ZM32 140H34V139H32ZM40 140H39V142H40ZM63 140H64V138H63ZM63 140H62V142H63ZM68 140H69V139H68ZM68 140H66V141H68ZM90 140H91V139H90ZM90 140H89V141H90ZM93 140H94V139H93ZM117 140H118V139H117ZM132 140H133V139H132ZM146 140H147V139H146ZM160 140H161V139H160ZM182 140H184V139H182ZM185 140H187V139H185ZM190 140H191V142H192V139H190ZM223 140H224V138H223ZM2 141H3V140H2ZM4 141H5V140H4ZM20 141H21V140H20ZM24 141H25V140H24ZM74 141H75V140H74ZM74 141H73V142H74ZM99 141H100V139H98V142H97V143H99ZM126 141H127V140H126ZM126 141H125V142H126ZM140 141H141V140H140ZM140 141H139V142H140ZM147 141H148V140H147ZM150 141H151V140H150ZM163 141H164V140H163ZM163 141H162V142H163ZM169 141H170V140H169ZM175 141H176V140H175ZM180 141H181V139H180ZM199 141H200V140H199ZM225 141H226V138H225ZM11 142H13V141L11 140ZM33 142H34V144H35V141H33ZM57 142H58V141H56V143H57ZM68 142H69V141H68ZM79 142H80V141H79ZM95 142H96V141H95ZM95 142H94V143H95ZM125 142H124V143H125ZM127 142H128V141H127ZM127 142H126V143H127ZM165 142H166V140H165ZM178 142H179V140H178ZM202 142H203V141H202ZM222 142H223V141H222ZM8 143H10V142H8ZM8 143H7V144H8ZM13 143H15V141H14ZM17 143H18V142L16 141L15 144H17ZM24 143H25V142H24ZM50 143H51V141H50ZM56 143H55V144H56ZM70 143H71V141H70ZM82 143H83V141H82ZM84 143H85V142H84ZM103 143H104V142H102V144H103ZM169 143H170V142H169ZM174 143H177V142H174ZM185 143H186V142H185ZM197 143H198V142H197ZM11 144H12V143H11ZM15 144H12V145H15ZM34 144H33V145H34ZM41 144H42V143H41ZM59 144H60V142H59ZM76 144H79V143L76 142ZM90 144H91V143H90ZM104 144H105V143H104ZM104 144H103V145H104ZM110 144H111V143H110ZM112 144H113V143H112ZM119 144H121V142H120ZM143 144H145V142H144ZM182 144H183V143H181V145H182ZM225 144H227V143H225ZM252 144H253V143H252ZM33 145L31 144V146L34 148L35 145H34V146H33ZM38 145H40V144L38 143ZM42 145H43V144H42ZM56 145H57V144H56ZM74 145H75V144H74ZM87 145H88V144H87ZM87 145H86V146H87ZM95 145L97 146V144H95ZM114 145H115V144H114ZM122 145H123V144H122ZM124 145H125V144H124ZM138 145H140V143H139ZM141 145H142V144H141ZM155 145H156V144H155ZM160 145H161V143H160ZM173 145H174V144H173ZM173 145H172V146H173ZM176 145H177V144H176ZM201 145H202V144H201ZM204 145H205V144H204ZM254 145H256V144H254ZM257 145H258V144H257ZM259 145H261V144H259ZM0 146H1V145H0ZM15 146H17V145H15ZM19 146H20V147H23L24 145L21 146V145L19 144ZM79 146H80V145H79ZM79 146H78V147H79ZM82 146H83V145H82ZM88 146H90V145H88ZM91 146H92V145H91ZM119 146H120V145H119ZM126 146H127V145H126ZM148 146H149V145H148ZM157 146H158V145H157ZM161 146H163V144H162ZM177 146H178V145H177ZM177 146H176V147H177ZM187 146H188V145H187ZM196 146H198V145H196ZM196 146H195V147H196ZM250 146H251V144H250ZM262 146H263V145H262ZM262 146H261V147L259 146V147L264 149V147H262ZM8 147H9V146H8ZM8 147H7V148H8ZM17 147H18V146H17ZM17 147H15V148H17ZM44 147H45V145H44ZM80 147H81V146H80ZM92 147H93V146H92ZM130 147H131V146H130ZM142 147H143V146H142ZM149 147H150V146H149ZM158 147H159V146H158ZM170 147H171V146H170ZM174 147H175V145L173 146L172 150H174ZM189 147H191V146H189ZM192 147H193V146H192ZM206 147H207V145L205 146V148H206ZM208 147H209V146H208ZM246 147H247V146H246ZM251 147H252V146H251ZM255 147H256V146H255ZM255 147H254V148H255ZM3 148H4V146H3ZM9 148H10V147H9ZM13 148H14V147L12 146V149H13ZM75 148H76V145L73 147V151H74ZM83 148H84V147H83ZM85 148H87V147H85ZM90 148H91V147H90ZM93 148H94V147H93ZM96 148H97V147H96ZM100 148H103V146L99 147V149H100ZM113 148H114V147H113ZM150 148H151V147H150ZM162 148H164V147H162ZM182 148H183V147H182ZM199 148H200V147H198V149H199ZM242 148H243V147H242ZM242 148H241V149H242ZM244 148H245V147H244ZM17 149H18V148H17ZM19 149L21 150V148H19ZM19 149H18V151H19ZM37 149H38V148H37ZM39 149H40V148H39ZM42 149H43V148H42ZM42 149H41V150H42ZM49 149H50V148H49ZM54 149H55V148H54ZM54 149H53V151H54ZM97 149H98V148H97ZM99 149H98V151H99ZM105 149H106V148H105ZM115 149H117V148L115 147ZM120 149H121V148H120ZM122 149H123V148H122ZM170 149H171V148H170ZM170 149H169V150H170ZM200 149H201V148H200ZM207 149H209V148H207ZM10 150H11V148H10ZM10 150H9V151H10ZM24 150H26V149H24ZM34 150H35V149H34ZM55 150H56V149H55ZM75 150H76V149H75ZM86 150H87V149H86ZM129 150H130V149H129ZM146 150H147V149H146ZM146 150H145V153H146ZM154 150H155V149H154ZM172 150H170V151H172ZM192 150H193V149H191V151H192ZM204 150H205V149H201V151H202L203 154H204ZM222 150H223V149H222ZM257 150H258V149H257ZM0 151H1V150H0ZM9 151H7V152H9ZM21 151H22V150H21ZM36 151H37V150H36ZM42 151H43V150H42ZM76 151H77V150H76ZM78 151H79V149H78ZM92 151H93V150H92ZM100 151H101V150H100ZM119 151H120V150H119ZM127 151H128V149H127ZM138 151H139V150H138ZM141 151H142V150H141ZM141 151H139V152H141ZM147 151H148V150H147ZM167 151H168V149H167ZM177 151H178V149H177ZM180 151H181V150H180ZM244 151H246V149H245ZM244 151L242 150L243 153H244ZM253 151H254V150H253ZM3 152H4V151H3ZM3 152H2V153H3ZM12 152L14 153V149H13ZM16 152H17V150H16ZM26 152H29V151L27 150ZM37 152H38V151H37ZM40 152H41V151H40ZM82 152H84V151L82 150ZM128 152H129V154L131 153L130 151H128ZM142 152H143V151H142ZM153 152H154V151H153ZM155 152H156V151H155ZM159 152H160V154H161V151H160V150H158V154H159ZM163 152H164V151H162V153H163ZM187 152H188V151H187ZM187 152H186V153H187ZM197 152H198V151H197ZM236 152H237V151H236ZM260 152H261V151H260ZM18 153H19V152H18ZM41 153H43V152H41ZM67 153H68V152H67ZM71 153H72V152H71ZM77 153H78V152H77ZM84 153H85V152H84ZM84 153H81V154H84ZM103 153H104V151H103ZM107 153H108V152H107ZM107 153H105V154H107ZM134 153H135V152H134ZM145 153H144V156H145ZM151 153H152V150H151ZM165 153H166V152H165ZM168 153H169V152H168ZM172 153H173V152H172ZM172 153H171V154H172ZM200 153H201V152H200ZM202 153H201V154H202ZM254 153H255V152H254ZM5 154H6V152H5ZM36 154H37V153H36ZM43 154H44V153H43ZM43 154H42V155H43ZM74 154H75V153H74ZM115 154H116V153H115ZM115 154H114V155H115ZM139 154H140V153H139ZM139 154H138V155H139ZM153 154H154V153H153ZM153 154H152V155H153ZM160 154H159V155H160ZM166 154H167V153H166ZM171 154H170V155H171ZM178 154L180 155L179 151H178ZM183 154H184V153H183ZM190 154H191V153H190ZM237 154H238V153H237ZM244 154H245V153H244ZM244 154H243V155H244ZM249 154H250V153H249ZM263 154H264V151H263ZM7 155H9V154H7ZM39 155H41V154H39ZM75 155H76V154H75ZM78 155H79V154H78ZM85 155H87V154H85ZM93 155H94V154H93ZM117 155H118V154H117ZM131 155H133V154H131ZM141 155H142V154H141ZM148 155H150V154H148ZM162 155H164V154H162ZM240 155H242V154H240ZM247 155H248V153H247ZM250 155H251V154H250ZM0 156H1V155H0ZM10 156H12V154H11ZM68 156H69V155H68ZM68 156H67V157H68ZM88 156L90 157V155H88ZM120 156H121V154H120ZM120 156H119V157H120ZM126 156H127V155H126ZM150 156H151V155H150ZM155 156H156V155H155ZM175 156H176V155H175ZM177 156H178V155H177ZM177 156H176V157H177ZM195 156H196V155H195ZM198 156H199V155H198ZM245 156H246V155H245ZM253 156H254V155H253ZM14 157H15V156H14ZM41 157H42V156H41ZM57 157H58V156H57ZM67 157H66V158H67ZM80 157H82V156H80ZM111 157H112V156H111ZM116 157H117V156H116ZM128 157H130V156H128ZM133 157H134V156H133ZM141 157H142V156H141ZM141 157H140V159H141ZM145 157H146V156H145ZM185 157H186V156H185ZM200 157H201V156H200ZM243 157H244V156H243ZM18 158H19V157H18ZM64 158H65V157H64ZM83 158H85V157H83ZM91 158H92V157H91ZM91 158H89V160H90ZM98 158H99V157H98ZM117 158H118V157H117ZM130 158H131V157H130ZM138 158H139V157L135 158V160L138 159ZM142 158H143V157H142ZM169 158H170V157H169ZM177 158H178V157H177ZM188 158H189V157H188ZM237 158H239V157H237ZM249 158H250V157H249ZM251 158H252V157H251ZM19 159H20V158H19ZM39 159H40V157H39ZM68 159H69V158H68ZM70 159H71V157H70ZM76 159H78V158H76ZM79 159H80V158H79ZM79 159H78V160H79ZM93 159H94V158H93ZM118 159H119V158H118ZM123 159H124V158H123ZM153 159H154V158H153ZM153 159H152V160H153ZM178 159L181 160V157L178 158ZM182 159H183V158H182ZM200 159H201V158H200ZM256 159H257V158H256ZM24 160H26V159H24ZM27 160H29V159H27ZM80 160H81V159H80ZM98 160H99V159H98ZM112 160H113V159H112ZM114 160H115V159H114ZM114 160H113V161H114ZM132 160H133V159H132ZM142 160H143V159H141V161H142ZM152 160H151V161H152ZM163 160H164V159H163ZM168 160H169V159H168ZM170 160H171V158H170ZM170 160H169V161H170ZM186 160H187V158H186ZM234 160H235V159H234ZM243 160H244V159H243ZM245 160H246V159H245ZM254 160H255V159H254ZM262 160L264 161V159H262ZM0 161H1V160H0ZM8 161H9V160H8ZM90 161H91V160H90ZM107 161H108V160H107ZM120 161H121V160H120ZM156 161H157V160H155V162H156ZM172 161H174V160H172ZM178 161H179V160H178ZM184 161H185V160H184ZM198 161H199V160H198ZM247 161H248V159H247ZM32 162H33V160H32ZM41 162H42V161H41ZM80 162H81V161H80ZM104 162H105V161H104ZM104 162H103V163H104ZM158 162H159V161H158ZM166 162H167V161H166ZM174 162H175V161H174ZM188 162H189V161H188ZM8 163H9V162H8ZM83 163H84V162H83ZM85 163H86V162H85ZM92 163H93V162H92ZM124 163H125V162H124ZM130 163H131V162H130ZM139 163H140V162H139ZM139 163H138V164H139ZM145 163H146V162H145ZM159 163H160V162H159ZM159 163H157V164H159ZM171 163H172V162H171ZM178 163H179V162H178ZM192 163H193V162H192ZM196 163H197V162H196ZM242 163H244V161H242ZM247 163H248V162H247ZM250 163H251V162H250ZM262 163H263V162H262ZM9 164H10V163H9ZM33 164H34V163H33ZM35 164H36V162H35ZM88 164H89V163H88ZM107 164H108V163H107ZM115 164H116V161H115ZM121 164H123V163H121ZM153 164H154V163H153ZM163 164H164V163H163ZM175 164H176V163H175ZM175 164H173L172 167H174ZM188 164H189V163H188ZM194 164H195V163H194ZM234 164H235V163H234ZM252 164H253V163H252ZM254 164H255V163H254ZM6 165H7V163H6ZM10 165H11V164H10ZM18 165H19V164H18ZM98 165H99V164H98ZM103 165H104V164H103ZM108 165H109V164H108ZM108 165H107V166H108ZM118 165H120V164L118 163ZM134 165H135V164H134ZM139 165H142V163L139 164ZM144 165H145V164H144ZM148 165H149V164H148ZM167 165H168V164H167ZM169 165H170V164H169ZM179 165H180V164H179ZM195 165H196V164H195ZM248 165H249V164H248ZM248 165H247V166H248ZM30 166H31V165H30ZM94 166H95V165H94ZM123 166H124V164H123ZM130 166H131V165H129V168L131 169L132 166H131V167H130ZM149 166H150V165H149ZM240 166L242 167L243 165L241 164ZM245 166H246V163H245L244 167H245ZM254 166H255V165H254ZM0 167H1V166H0ZM114 167H115V166H114ZM136 167H138V166H136ZM142 167H143V166H142ZM155 167H156V166H155ZM160 167H161V165H160ZM172 167H170V168H172ZM193 167H194V165H193ZM233 167H234V166H233ZM249 167H250V165H249ZM249 167H245V168H247V170H248ZM261 167H262V166H261ZM2 168H4L3 165H2ZM110 168H111V167H110ZM116 168H117V167H116ZM122 168H124V167H122ZM127 168H128V167H127ZM140 168H141V167H140ZM148 168H149V167H148ZM156 168H158V167H156ZM161 168H162V167H161ZM168 168H169V167H168ZM174 168H175V167H174ZM174 168H173V169H174ZM188 168H189V166H188ZM188 168H186V169H188ZM227 168H228V167H227ZM230 168H231V167H230ZM230 168H229V169H230ZM255 168H256V167H255ZM262 168H263V167H262ZM7 169H9V168L7 167ZM14 169H16V168L14 167ZM27 169H28V168H27ZM68 169H69V168H68ZM105 169H106V168H105ZM130 169H129V170H130ZM132 169H133V167H132ZM138 169H139V167H138ZM195 169H196V168H195ZM229 169H228V170H229ZM250 169H251V168H250ZM260 169H261V168H260ZM5 170H6V169H5ZM5 170H4V171H5ZM17 170H18V169H17ZM49 170H50V169H49ZM65 170H66V169H65ZM152 170H153V169H152ZM158 170H159V168H158ZM166 170H167V169H166ZM183 170H185V169H183ZM188 170H189V169H188ZM223 170H224V169H223ZM228 170H227V171H228ZM242 170H244V169H242ZM242 170H241V171H242ZM263 170H264V169H263ZM9 171H11V170L9 169ZM9 171L7 170V172H9ZM12 171H13V170H12ZM12 171H11V172H12ZM63 171H64V170H63ZM139 171H140V170H139ZM139 171H137V172H139ZM175 171H177V170L175 169ZM194 171H195V170H194ZM239 171H240V170H239ZM241 171H240V172H241ZM250 171H251V170H250ZM17 172H18V171H17ZM23 172H24V171H23ZM26 172H27V171H26ZM58 172H59V171H58ZM66 172H67V170H66ZM73 172H74V171H73ZM170 172H171V171H170ZM184 172H185V171H184ZM232 172H233V171H232ZM5 173H6V171H5ZM20 173L22 174L21 171H20ZM44 173H45V172H44ZM44 173H43V175H44ZM47 173H48V172H47ZM50 173H51V172H50ZM53 173H54V171H53ZM59 173L61 174V172H59ZM64 173H65V172H64ZM69 173H70V172H69ZM71 173H72V172H71ZM128 173H129V172H128ZM133 173H134V172H133ZM187 173H188V172H187ZM216 173H217V172H216ZM220 173H221V172H220ZM227 173H228V172H227ZM246 173H249V172L246 171ZM255 173H256V172H254V174H255ZM259 173H260V172H259ZM7 174H8V173H7ZM9 174H10V173H9ZM9 174H8V175H9ZM45 174H46V173H45ZM62 174H63V173H62ZM78 174H79V173H78ZM93 174H94V173H93ZM181 174H183V173H181ZM222 174H223V173H222ZM242 174H243V173H242ZM257 174H258V172L256 173V175H257ZM260 174H261V173H260ZM260 174H259V175H260ZM1 175H2V169H1ZM1 175H0V176H1ZM8 175H6V176H8ZM12 175H14V174H12ZM19 175H20V174H19ZM47 175H48V174H47ZM50 175H51V174H50ZM67 175H69V174H67ZM67 175H65V176H67ZM72 175H73V174H72ZM82 175H83V174H82ZM184 175H186V173H184ZM195 175H198V174H195ZM236 175H237V174H236ZM14 176H16V175H14ZM14 176H11V177H14ZM31 176H32V175H31ZM31 176H30V177H31ZM58 176H59V174H58ZM62 176H63V175H62ZM69 176H71V175H69ZM69 176L66 177V178H69ZM96 176H97V175H96ZM186 176H187V175H186ZM205 176H206V175H205ZM216 176H219V175H216ZM221 176H222V175H221ZM238 176H239V175H238ZM240 176H241V175H240ZM260 176H261V175H260ZM44 177H45V176H44ZM44 177H43V178H44ZM51 177H52V176H51ZM75 177H76V176H75ZM85 177L87 178V176H85ZM97 177H98V176H97ZM109 177H110V176H109ZM109 177H107V179H108ZM223 177H224V176H223ZM226 177H227V176H226ZM244 177H245V176H244ZM244 177H243V178H244ZM246 177H247V174H246ZM250 177H251V176H250ZM9 178H10V177H9ZM27 178H28V177H27ZM32 178H33V177H32ZM34 178H35V176H34ZM48 178H49V177H48ZM79 178H82V177L79 176ZM102 178H103V176H102ZM193 178H194V177H193ZM220 178H222V177H220ZM220 178H219V179H220ZM224 178H225V177H224ZM252 178H253V177H252ZM262 178H263V177H262ZM37 179H38V178H37ZM44 179H45V178H44ZM70 179H71V178H70ZM72 179H73V178H72ZM76 179H77V178H76ZM76 179H75V180H76ZM94 179H95V178H94ZM104 179H105V178H104ZM107 179H106V180H107ZM116 179H117V178H116ZM122 179H123V178H122ZM125 179H126V178H125ZM185 179H186V178H185ZM191 179H192V178H191ZM219 179H218V181H219ZM222 179H223V178H222ZM222 179H221V180H222ZM238 179H239V177H238ZM22 180H24V179H22ZM26 180H27V179H26ZM46 180H47V179H46ZM46 180H45V181H46ZM49 180H50V179H49ZM63 180H65V178H64ZM75 180H74V182H75ZM91 180H92V178H91ZM98 180H100V179H98ZM112 180L114 181V179H112ZM195 180H197V179H195ZM214 180H215V178H214ZM240 180H241V179H240ZM240 180H239V181H240ZM247 180H248V179H247ZM249 180H250V179H249ZM249 180H248V181H249ZM256 180H257V178H256ZM11 181H13V179H12ZM24 181H25V180H24ZM27 181H28V180H27ZM32 181H33V179H32ZM45 181H44V185H45ZM50 181H51V180H50ZM50 181H49V183H50ZM57 181H58V180H57ZM65 181H66V180H65ZM187 181H190V180H187ZM215 181H216V180H215ZM7 182H8V181H7ZM20 182H21V181H20ZM37 182H38V181H37ZM42 182H43V181H42ZM76 182H77V181H76ZM76 182H75V183H76ZM83 182H84V181H83ZM85 182H86V181H85ZM93 182H94V180H93ZM194 182H195V181H194ZM213 182H214V181H213ZM213 182H212V183H213ZM219 182H221V181H219ZM242 182H243V181H242ZM242 182H241L240 184H242ZM245 182H246V181H245ZM258 182H259V181H258ZM63 183H64V182H63ZM70 183H73V181L70 182ZM118 183H120V182L118 181ZM123 183H124V182H123ZM223 183H224V182H223ZM231 183H232V182H231ZM234 183H235V182H234ZM237 183H238V181H237ZM237 183H236V184H237ZM259 183H260V182H259ZM1 184H2V183H1ZM25 184H26V183H25ZM25 184H24V185H25ZM53 184H54V183H53ZM58 184H60V183H58ZM58 184H57V186H59ZM92 184H93V183H92ZM92 184H91V185H92ZM100 184H101V183H100ZM103 184H104V183H103ZM107 184L109 185L108 182H107ZM112 184H113V183H112ZM115 184H116V182H115ZM128 184H129V183H128ZM208 184H209V183H208ZM213 184H215V183H213ZM238 184H239V183H238ZM240 184H239V185H240ZM8 185H9V184H8ZM18 185H19V184H18ZM49 185H52V184H49ZM54 185H56V184H54ZM69 185H70V184H69ZM76 185H77V184H76ZM78 185H79V184H78ZM84 185H85V184H84ZM87 185H88V184H87ZM91 185H89V186H91ZM98 185H99V184H97V186H98ZM123 185H124V184H123ZM123 185H122V186H123ZM126 185H127V184H126ZM172 185H173V183H172ZM232 185H233V183H232ZM239 185H238V186H239ZM248 185H249V184H248ZM251 185H252V184H251ZM258 185H260V184H258ZM0 186H1V185H0ZM9 186H10V185H9ZM20 186H21V185H20ZM26 186H27V185H26ZM34 186H35V185H34ZM37 186H38V185H37ZM37 186H35V187H37ZM66 186H67V185H66ZM82 186H83V185H82ZM89 186H86V188L89 187ZM120 186H121V184H120ZM124 186H125V185H124ZM135 186H136V185H135ZM191 186H193V185H191ZM208 186H209V185H208ZM222 186L224 187V185H222ZM233 186H234V185H233ZM233 186H232V187H233ZM253 186H254V185H253ZM253 186H252V187H253ZM2 187H3V185H2ZM6 187H7V186H6ZM21 187H22V186H21ZM21 187H20V189H21ZM23 187H24V186H23ZM23 187H22V188H23ZM42 187H43V186H42ZM46 187H47V186H46ZM46 187H45V188H46ZM49 187H51V186H49ZM52 187L54 188V186H52ZM59 187H61V186H59ZM63 187H64V186H63ZM77 187H78V186H77ZM84 187H85V186H83L82 188H84ZM126 187H127V186H126ZM138 187H139V186H138ZM141 187H142V186H141ZM141 187H140V188H141ZM169 187H170V186H169ZM206 187H207V186H206ZM210 187L212 188V186H210ZM220 187H221V186H219V188H220ZM229 187H230V185H229ZM29 188H30V187H29ZM31 188H32V186H31ZM43 188H44V187H43ZM43 188H42V189H43ZM71 188H72V187H71ZM74 188H76V187H73V189H74ZM122 188H123V187H122ZM130 188H131V187H130ZM167 188H168V187H167ZM167 188H166L165 190H167ZM233 188H234V187H233ZM237 188H238V187H237ZM250 188H251V187H250ZM254 188H255V187H254ZM254 188H253V189H254ZM0 189H1V188H0ZM8 189H9V188H8ZM10 189H11V188H10ZM26 189H27V188H26ZM33 189H34V188H33ZM35 189L38 190L39 188H35ZM47 189H48L47 191L50 190V188H47ZM64 189H65V187H64ZM79 189H81V188H79ZM99 189H100V188H99ZM101 189H102V188H101ZM114 189H115V188H114ZM117 189H118V188L116 187V190H117ZM145 189H146V187H145ZM214 189H216V188H214ZM217 189H218V188H217ZM256 189H258V187H257ZM262 189H263V188H262ZM1 190H2V189H1ZM16 190H17V189H16ZM16 190H15V191H16ZM28 190H29V189H28ZM37 190H36V191H37ZM45 190H46V189H45ZM54 190H55V189H54ZM56 190H59V189L57 188ZM61 190H62V189H61ZM75 190H76V189H74V191H75ZM95 190H96V189H95ZM104 190H105V189H104ZM108 190H111V189H108ZM131 190H133V189H131ZM146 190H147V189H146ZM169 190H171V189L169 188ZM173 190H174V189H173ZM210 190H211V189H210ZM212 190H213V189H212ZM241 190H242V189H241ZM259 190H260V188H259ZM15 191H14V192H15ZM25 191H26V190H25ZM31 191H32V190H31ZM31 191H30V193H32ZM34 191H35V190H34ZM51 191H52V189H51ZM78 191H79V190H78ZM105 191H106V190H105ZM112 191H113V190H112ZM122 191H123V190H122ZM141 191H142V190H141ZM143 191H144V190H143ZM149 191H150V190H149ZM207 191H208V190H207ZM227 191H228V188H227ZM230 191H231V190H230ZM235 191H236V190H235ZM246 191H247V190H246ZM8 192H9V191H8ZM14 192H13V193H14ZM39 192H40V191H39ZM58 192H59V191H58ZM58 192H56V194H57ZM60 192H61V191H60ZM60 192H59V193H60ZM72 192H73V191H72ZM76 192H77V191H76ZM79 192H80V191H79ZM81 192H82V191H81ZM86 192H87V191H86ZM94 192H95V191H94ZM103 192H104V191H103ZM106 192H107V191H106ZM118 192H119V191H118ZM126 192H127V191H126ZM130 192H131V191H130ZM153 192H154V191H153ZM175 192H176V191H175ZM239 192H241V191H238V193H239ZM249 192H250V190H249ZM257 192L259 193V191H257ZM260 192H261V191H260ZM263 192H264V190H263ZM263 192H262V193H263ZM5 193H6V192H5ZM5 193H4V194H5ZM18 193H19V192H18ZM35 193L38 194V191L35 192ZM41 193H42V190H41ZM41 193H40V194H41ZM44 193H45V192H44ZM52 193H53V192H52ZM82 193H84V190H83ZM82 193H81V194H82ZM90 193H91V192H90ZM95 193H98V191L95 192ZM124 193H125V191H124ZM128 193H129V192H128ZM151 193H152V192H151ZM169 193H170V192H169ZM214 193H215V192H214ZM214 193H213V194H214ZM222 193H223V192H222ZM238 193H237V194H238ZM250 193H251V192H250ZM27 194H28V193H27ZM40 194H39V195H40ZM54 194H55V193H54ZM56 194H55V195H56ZM73 194H74V193H73ZM111 194H112V193H111ZM114 194H115V193H114ZM122 194H123V193H122ZM131 194H132V193H130V195H131ZM138 194H139V193H138ZM141 194H142V192H141ZM145 194H147V193H145ZM148 194H149V193H148ZM171 194H172V193H171ZM171 194H169V195H171ZM213 194H212V195H213ZM245 194H246V193H245ZM245 194H244V195H245ZM259 194H261V193H259ZM263 194H264V193H263ZM10 195H11V193H10ZM23 195H24V193H23ZM45 195H46V194H45ZM45 195H44V196H45ZM60 195H61V194H60ZM60 195H59V196H60ZM63 195H64V193H63ZM65 195L68 196V191H67V193H66ZM83 195L85 196V194H83ZM97 195H98V194H97ZM109 195H110V194H109ZM118 195H119V194H118ZM118 195H117V196H118ZM130 195H129V196H130ZM132 195H133V194H132ZM173 195H174V191H173ZM175 195H176V194H175ZM206 195H207V194H206ZM208 195H209V194H208ZM215 195H216V194H215ZM219 195H220V194H219ZM227 195H228V194H227ZM233 195H234V194H233ZM261 195H262V194H261ZM0 196H1V195H0ZM5 196H6V195H5ZM7 196H8V195H7ZM15 196H17V195H15ZM15 196H14V198H15ZM42 196H43V195H42ZM42 196H41V197H42ZM44 196H43V197H44ZM47 196H48V195H47ZM51 196H52V195H51ZM51 196H50V197H51ZM57 196H58V194H57ZM59 196H58V197H59ZM67 196H66V197H67ZM70 196H71V195H70ZM72 196H73V195H72ZM98 196H99V195H98ZM111 196H112V195H111ZM114 196H115V195H114ZM134 196H135V194H134ZM136 196H137V195H136ZM139 196H140V195H139ZM145 196H146V195H145ZM213 196H214V195H213ZM223 196H224V194H223ZM253 196H254V195H252V197H253ZM8 197H9V196H8ZM19 197L21 198V195H20ZM37 197H39V196H37ZM48 197H49V196H48ZM61 197H62V195H61ZM68 197H69V196H68ZM68 197H67V199H69ZM92 197H93V196H92ZM94 197H95V196H94ZM94 197H93V200H95ZM142 197H143V196H142ZM169 197L172 198V196H169ZM257 197H258V196H257ZM39 198H40V197H39ZM59 198H60V197H59ZM76 198H77V197H76ZM109 198H110V197H109ZM126 198H127V197H126ZM140 198H141V197H140ZM144 198H145V197H144ZM144 198H143V199H144ZM147 198H148V197H147ZM152 198H153V197H152ZM176 198H177V197H176ZM210 198H211V197H210ZM214 198H215V197H214ZM220 198L222 199V197H220ZM235 198H236V197H235ZM235 198H234V200H235ZM240 198H241V197H240ZM243 198L245 199V198H247V196H246V197H243ZM243 198H242V199H243ZM249 198H250V196H249ZM30 199H31V198H30ZM42 199H43V198H42ZM45 199H46V198H45ZM60 199H62V198H60ZM70 199H71V200H74V198H70ZM87 199H88V198H87ZM87 199H84V200H87ZM101 199L103 200V203H104V201H105L104 198H101ZM110 199H111V198H110ZM124 199H125V197H124ZM124 199H123V200H124ZM172 199H174V198H172ZM207 199H208V198H207ZM211 199H213V197H212ZM217 199H218V198H217ZM237 199H238V197H237ZM237 199H236V200H237ZM242 199H241V200H242ZM253 199H254V198H253ZM261 199H262V198H261ZM261 199H260V201H263V200H261ZM4 200H6V199H4ZM9 200H10V199H9ZM16 200H17V199H16ZM32 200L34 201V199H32ZM37 200H38V199H37ZM62 200H65V199H62ZM76 200H77V199H76ZM79 200H80V199H79ZM91 200H92V199H91ZM98 200H99V199H98ZM102 200H99V201H102ZM114 200H115V199H114ZM114 200H113V201H114ZM125 200H127V199H125ZM137 200H139V199H137ZM137 200H136V202H137ZM147 200H148V199H147ZM156 200H157V198H156ZM168 200H169V199H168ZM170 200H171V199H170ZM181 200H182V199H181ZM214 200H215V199H214ZM258 200H259V199H257V201H258ZM0 201H1V200H0ZM12 201H13V199H12ZM45 201L47 202L48 199L45 200ZM49 201H50V200H49ZM53 201H54V200H53ZM66 201L68 202V200H66ZM87 201H89V200H87ZM99 201H98V203H99ZM139 201H140V200H139ZM179 201H180V200H179ZM186 201H187V200H186ZM229 201H230V200H229ZM231 201H232V200H231ZM245 201H246V200H245ZM249 201H251V200H249ZM13 202H14V201H13ZM15 202H16V201H15ZM30 202H31V200H30ZM38 202H39V200H38ZM55 202H56V201H55ZM58 202H59V201H58ZM69 202H70V201H69ZM75 202H76V201H75ZM90 202H91V201H89V206H90ZM93 202H94V201H93ZM95 202H97V201H95ZM110 202H111V201H110ZM155 202H156V201H155ZM167 202H168V201H167ZM190 202H191V201H190ZM190 202H189V204H190ZM205 202H207V200H206ZM236 202H237V201H236ZM241 202H243V201H241ZM252 202H253V200H252ZM5 203H6V202H5ZM10 203H11V202H10ZM10 203H9V204H10ZM19 203H20V202H19ZM26 203H27V202H26ZM31 203H34V202H31ZM53 203H54V202H53ZM59 203H60V202H59ZM61 203H62V202H61ZM70 203H71V202H70ZM77 203H78V202H77ZM124 203H125V202H124ZM130 203H132V202H131V199H130ZM177 203H178V202H177ZM226 203H227V202H226ZM258 203H259V201H258ZM48 204H49V202H48ZM54 204H55V203H54ZM62 204H63V203H62ZM73 204H74V203H73ZM104 204H105V203H104ZM125 204H126V203H125ZM132 204H133V203H132ZM178 204H179V203H178ZM222 204H224V203H222ZM247 204H248V203H247ZM1 205H2V204H1ZM6 205H7V204H6ZM22 205H23V204H22ZM33 205H34V204H33ZM52 205H53V204H52ZM59 205H60V204H59ZM59 205H58V206H59ZM64 205H65V204H64ZM67 205H68V204H67ZM71 205H72V204H71ZM74 205L76 206V203H75ZM85 205H86V204H85ZM101 205H102V203H101ZM115 205L117 206V203H116ZM121 205H122V204H121ZM128 205H129V204H128ZM133 205H134V204H133ZM137 205H138V204H137ZM165 205H166V204H165ZM198 205H199V204H198ZM213 205H214V204H213ZM234 205H235V204H234ZM245 205H246V204H245ZM7 206H8V205H7ZM9 206H10V205H9ZM34 206H35V205H34ZM38 206H39V205H38ZM54 206H56V205H54ZM87 206H88V205H87ZM105 206H106V204H105ZM113 206H114V204H113ZM122 206H123V205H122ZM126 206H127V205H126ZM130 206H131V205H130ZM152 206H153V205H152ZM211 206H212V205H211ZM227 206H229V205H227ZM246 206H248V205H246ZM251 206H252V205H251ZM254 206H255V203H254ZM257 206H259V205H257ZM261 206H262V205H261ZM0 207H1V206H0ZM17 207H18V206H17ZM29 207H30V206H29ZM44 207H45V206H44ZM80 207H82V206H80ZM92 207H94V206H92ZM96 207H98V206L96 205ZM100 207H101V206H100ZM106 207H107V206H106ZM143 207H144V206H143ZM154 207H155V206H154ZM154 207H152V208H154ZM165 207L167 208V206H165ZM171 207H172V206H171ZM177 207H178V206H177ZM214 207H215V206H213L212 208H214ZM249 207H250V205H249ZM3 208H4V207H3ZM15 208H16V207H15ZM30 208H31V207H30ZM39 208H40V207H39ZM60 208H61V207H60ZM89 208H90V207H89ZM89 208H87V210H88ZM101 208H102V207H101ZM126 208H127V207H126ZM137 208H138V207H137ZM180 208H182L185 212H186V211L191 212L190 206L187 205V204H185V203H183V202H181V201H180ZM197 208H198V207H197ZM206 208H207V207H206ZM212 208H211V210H212ZM228 208H229V207H228ZM231 208H232V206H231ZM241 208H242V207H241ZM254 208H255V207H254ZM261 208H262V207H261ZM7 209H8V210H7V212H8L9 209H10V207H8ZM27 209H29V208H27ZM44 209H45V208H44ZM56 209H59V208L57 207ZM63 209H64V208H63ZM68 209H69V208H68ZM68 209H67V210H68ZM78 209H79V207H78ZM131 209H132V207H131ZM131 209H130V210H131ZM145 209H148V208H145ZM156 209H157V208H156ZM192 209H196V208H192ZM221 209H223V208H221ZM235 209H238V208H235ZM244 209H245V208H244ZM252 209H253V207H252ZM22 210H23V208H22ZM24 210H25V209H24ZM24 210H23V211H24ZM90 210H91V209H90ZM90 210H88V212H89ZM112 210H113V209H112ZM173 210H174V209H173ZM178 210H179V209H178ZM180 210H181V209H180ZM239 210H240V209H238V211H239ZM254 210H255V209H254ZM259 210H260V209H259ZM12 211H13V210H12ZM14 211H15V210H14ZM51 211H52V210H51ZM91 211H92V210H91ZM100 211H103V209H101ZM106 211H107V208H106ZM119 211H120V210H119ZM145 211H146V210H145ZM170 211L172 212V210H170ZM175 211H176V210H175ZM184 211H182V212H184ZM194 211H195V210H194ZM199 211H200V209H199ZM208 211H209V209H208ZM213 211H214V210H213ZM228 211H229V210H228ZM3 212H4V211H3ZM27 212H28V210H27ZM30 212H31V211H30ZM32 212H35V211H32ZM37 212H38V210H37ZM45 212H46V211H45ZM47 212H48V209H47ZM53 212H54V209H53ZM53 212H52V213H53ZM65 212H66V211H65ZM80 212H81V211H80ZM83 212H84V211H83ZM124 212H125V211H124ZM182 212L180 211V213H182ZM192 212H193V211H192ZM192 212H191V213H192ZM197 212H198V211H197ZM201 212H202V211H201ZM216 212H217V211H216ZM9 213H10V212H9ZM38 213H40V211H39ZM38 213H36V214H38ZM49 213H50V212L47 213L48 216H49V215L51 216L52 213H51V214H49ZM54 213H55V212H54ZM61 213H62V212H61ZM63 213H64V211H63ZM67 213H68V212H67ZM76 213H77V212H76ZM117 213H118V212H117ZM119 213H120V212H119ZM194 213H195V212H194ZM194 213H192V214L194 215ZM207 213H208V212H207ZM249 213H251V212H249ZM262 213H263V212H262ZM15 214H16V213H15ZM28 214H29V213H28ZM47 214H46V215H47ZM57 214H59V213H56L55 215H57ZM65 214H66V213H65ZM69 214H70V210H69ZM69 214H67L66 217H68ZM74 214H75V213H74ZM74 214H73V215H74ZM79 214H80V213H79ZM79 214H78V215H79ZM82 214H83V213H82ZM90 214H91V213H90ZM122 214H123V213H122ZM154 214H155V213H154ZM188 214H189V213H188ZM202 214H203V213H202ZM217 214H218V213H217ZM256 214H257V213H256ZM256 214H255V215H256ZM258 214H259V213H258ZM263 214H264V213H263ZM263 214H262V215H263ZM3 215H4V214H3ZM7 215H8V214H7ZM20 215H21V214H20ZM30 215H32V214H30ZM38 215H40V214H38ZM41 215H42V214H41ZM63 215H64V214H63ZM70 215H71V214H70ZM131 215L133 216V214H131ZM148 215H149V214H148ZM184 215H185V214H184ZM186 215H187V214H186ZM205 215H206V214H205ZM207 215H208V214H207ZM210 215H211V213H210ZM235 215H236V214H235ZM240 215H241V214H240ZM247 215H248V214H247ZM36 216H37V215H36ZM64 216H65V215H64ZM71 216H72V215H71ZM74 216H77V215H74ZM86 216H87V215H86ZM86 216H85V217H86ZM93 216H94V215H93ZM99 216H101V215H99ZM103 216H104V215H103ZM103 216H102L101 218H103ZM105 216H106V215H105ZM105 216H104V217H105ZM112 216H114V215H112ZM127 216H128V215H127ZM137 216H138V215H137ZM151 216H152V212H151ZM190 216H191V215H190ZM196 216H197V215H196ZM223 216H225V215L223 214ZM236 216H237V215H236ZM251 216H253V215H251ZM19 217H20V216H19ZM27 217H28V216H27ZM32 217H33V216H32ZM57 217H58V216H57ZM90 217H91V216H90ZM108 217H110V216H108ZM130 217H131V216H130ZM139 217H140V216H139ZM170 217H171V216H170ZM239 217H240V216H239ZM242 217L244 218V216H242ZM17 218H18V217H17ZM20 218H21V217H20ZM22 218H23V217H22ZM24 218H26V217H24ZM24 218H23V219H24ZM30 218H31V217H30ZM30 218H29V219H30ZM34 218H36V217H33V219H34ZM41 218H42V216H41ZM64 218H65V217H64ZM70 218H71V217H70ZM80 218H81V217H80ZM101 218H100V219H101ZM143 218H144V217H143ZM211 218H212V217H211ZM216 218H217V217H216ZM4 219H5V218H4ZM11 219H12V218H11ZM27 219H28V218H27ZM33 219H32V220H33ZM42 219H43V218H42ZM55 219H56V218H55ZM55 219L53 218V220H55ZM72 219H73V218H72ZM76 219H78V218H76ZM81 219H82V218H81ZM87 219H88V218H87ZM87 219H86V220H87ZM94 219H95V218H94ZM94 219H93V220H94ZM97 219H98V218H97ZM123 219H124V218H123ZM131 219H132V218H131ZM148 219H149V218H148ZM8 220H9V219H8ZM32 220H31V221H32ZM48 220H49V219H48ZM53 220H52V221H53ZM60 220H61V219H60ZM60 220L58 219L57 221L62 222L64 219L61 220V221H60ZM65 220H66V219H65ZM68 220H69V219H68ZM74 220H75V218H74ZM79 220H80V219H79ZM86 220H84V221H86ZM95 220H96V219H95ZM95 220H94V221H95ZM102 220H103V219H102ZM105 220H107V218H106ZM136 220H137V219H136ZM153 220H154V219H153ZM159 220H160V219H159ZM166 220H167V219H166ZM193 220H194V219H193ZM223 220H224V219H223ZM225 220H226V219H225ZM243 220H244V219H243ZM4 221H5V220H4ZM24 221H25V220H24ZM28 221H29V220H28ZM28 221H27L26 224H28ZM34 221H35V220H34ZM49 221H50V220H49ZM66 221H67V220H66ZM88 221H89V220H88ZM94 221H93V222H94ZM97 221H98V220H97ZM97 221H95V222H97ZM118 221H120V220H118ZM126 221H127V220H126ZM126 221H125V220H124V221L122 220V222H126ZM148 221H149V220H148ZM155 221H156V220H155ZM155 221H154V222H155ZM172 221H173V220H172ZM228 221H229V220H227V222H228ZM232 221H234V220H232ZM246 221H247V220H246ZM258 221H259V220H258ZM260 221H261V220H260ZM263 221H264V220H263ZM9 222H10V221H9ZM14 222H15V221H14ZM36 222H37V220L35 221V223H36ZM43 222H44V221H43ZM53 222H55V221H53ZM59 222H58V223H59ZM68 222H69V221H68ZM77 222H79V221H77ZM81 222H83V221L81 220ZM90 222H92V220H91ZM99 222H100V221H99ZM99 222H98V223H99ZM111 222H112V221H111ZM127 222H128V221H127ZM127 222H126V224H127ZM137 222H138V221H137ZM143 222H144V221H143ZM154 222L152 221V223H154ZM159 222H160V221H159ZM201 222H202V219H201ZM215 222H216V221H215ZM222 222H223V221H222ZM241 222H242V220H241ZM244 222H245V220H244ZM6 223H7V222H6ZM18 223H19V222H18ZM70 223H71V222H70ZM107 223H110V222H107ZM135 223H136V222H135ZM175 223H176V222H175ZM202 223H203V222H202ZM260 223H261V222H260ZM31 224H32V223H31ZM44 224H45V223H44ZM50 224H51V223H50ZM61 224H62V223H61ZM65 224H66V223H65ZM71 224H72V223H71ZM91 224H92V223H91ZM110 224H111V223H110ZM115 224H116V222H115ZM126 224H125V225H126ZM130 224H131V223H130ZM161 224H162V223H161ZM164 224H165V223H164ZM164 224H163V225H164ZM214 224H215V223H214ZM222 224H223V223H222ZM226 224H227V223H226ZM235 224H236V223H235ZM239 224H240V223H239ZM252 224H254V223H252ZM255 224H256V223H255ZM38 225H39V224H38ZM45 225H46V224H45ZM55 225H56V224H55ZM59 225H60V224H59ZM78 225H79V224H78ZM96 225H97V224H96ZM99 225H100V224H99ZM119 225L121 226V223H120ZM119 225H118V226H119ZM127 225H128V224H127ZM131 225H132V224H131ZM138 225H139V224H138ZM147 225H148V224H147ZM186 225H187V224H186ZM203 225H204V224H203ZM208 225H209V224H208ZM216 225H217V224H216ZM219 225H220V223H219ZM219 225H218V226H219ZM231 225H232V224H231ZM19 226H20V225H19ZM33 226H34V225H33ZM101 226H102V225H101ZM104 226H105V225H104ZM111 226H112V225H111ZM118 226H117V227H118ZM122 226H124V225L122 224ZM122 226H121V227H122ZM134 226H135V225H134ZM140 226H142V225L140 224ZM165 226L167 227V225H165ZM165 226H164V227H165ZM169 226H172V225L170 224ZM175 226H176V225H175ZM177 226H178V224H177ZM180 226H181V224H180ZM182 226H183V225H182ZM210 226H212V224H211ZM214 226H215V225H214ZM226 226H227V225H226ZM229 226H230V225L228 224V227H229ZM234 226H235V225H234ZM241 226H242V225H241ZM250 226H251V225H250ZM254 226H255V225H254ZM256 226H258V223L256 224ZM259 226H260V224H259ZM21 227H22V226H21ZM21 227H20V228H21ZM29 227H30V226H29ZM42 227H43V226H42ZM48 227H49V226H48ZM50 227H52V226H50ZM50 227H49V229H50ZM82 227H83V226H82ZM95 227H96V226H95ZM107 227H108V226H107ZM112 227H113V226H112ZM128 227H129V226H128ZM136 227H137V224H136ZM155 227H156V226H155ZM155 227H153V228L155 229ZM219 227H220V226H219ZM223 227H224V226H223ZM237 227H238V226H237ZM239 227H240V225H239ZM11 228L15 230V228H13V226H12ZM11 228H10V229H11ZM18 228H19V227H18ZM31 228H34V227L31 226ZM39 228H41V226H40ZM56 228H57V227H56ZM74 228H76V227L74 226ZM85 228H86V227H85ZM123 228H124V227H123ZM132 228H134V227H132ZM153 228H152V229H153ZM159 228H163V227H159ZM170 228H171V227H170ZM176 228H177V227H176ZM176 228H174V229H176ZM180 228H181V227H180ZM232 228H233V226H232ZM21 229H22V228H21ZM41 229H42V228H41ZM63 229H64V228H63ZM71 229H72V228H71ZM119 229H120V228H119ZM165 229H166V228H165ZM171 229H172V228H171ZM188 229H189V226H188ZM209 229H210V228H209ZM211 229H212V228H211ZM218 229H219V228H218ZM230 229H231V228H230ZM241 229H242V228H241ZM14 230H13V231H14ZM38 230H39V229H38ZM44 230H46V229H44ZM57 230H58V228H57ZM61 230H62V229H61ZM102 230H103V228H102ZM177 230H178V229H177ZM177 230H176V231H177ZM183 230H184V229H183ZM186 230H187V229H186ZM203 230H204V229H203ZM221 230H222V229H221ZM227 230H228V229H227ZM238 230H239V229H238ZM258 230H259V229H258ZM258 230H257V231H258ZM10 231H11V230H10ZM17 231H18V230H17ZM35 231H36V230H35ZM68 231H69V230H68ZM73 231H74V230H73ZM79 231H80V230H79ZM97 231H98V230H97ZM105 231H106V230H105ZM109 231H110V230H109ZM111 231H112V230H111ZM116 231H117V229H116ZM116 231H115V233H116ZM138 231H140V230H138ZM138 231L135 230V232H138ZM143 231H144V229H143ZM167 231H168V230H167ZM178 231H179V230H178ZM209 231H210V230H209ZM219 231H220V230H219ZM230 231H231V230H230ZM24 232H25V231H24ZM58 232H60V231L58 230ZM90 232H91V231H90ZM92 232H93V231H92ZM98 232H99V231H98ZM101 232H102V231H101ZM159 232H160V231H159ZM161 232H163L162 229H161ZM164 232H165V231H164ZM168 232H169V231H168ZM171 232H172V231H171ZM183 232H184V231H183ZM183 232H182V233H183ZM188 232H189V231H188ZM214 232H215V231H214ZM225 232H226V230H225ZM232 232H233V231H232ZM251 232H252V231H251ZM0 233H1V232H0ZM14 233H15V232H14ZM27 233H28V232H27ZM56 233H57V231H56ZM75 233H76V232H75ZM84 233H85V232H84ZM84 233H83V234H84ZM93 233H94V232H93ZM104 233H106V232H104ZM149 233H150V231H149ZM155 233H156V232H155ZM180 233H181V232H180ZM182 233H181V234H182ZM220 233H222V232H220ZM228 233H229V232H228ZM228 233H227V234H228ZM238 233H239V232H238ZM16 234H17V233H16ZM24 234H25V233H24ZM40 234H41V233H40ZM58 234H60V233H58ZM80 234H81V233H80ZM90 234H91V233H90ZM107 234H108V233H107ZM118 234H119V232H118ZM139 234H140V233H139ZM141 234H142V233H141ZM167 234H168V233H167ZM173 234H174V233H173ZM183 234H184V233H183ZM229 234H230V233H229ZM25 235H26V234H25ZM36 235H37V234H36ZM53 235H54V233H53ZM60 235H61V238H62V234H60ZM93 235H94V234H93ZM97 235H98V233H97ZM112 235H113V234H112ZM127 235H128V234H127ZM135 235H137V234L135 233ZM135 235H134V236H135ZM152 235H153V234H152ZM158 235H160V234H158ZM175 235H176V234H175ZM177 235H178V234H177ZM186 235H187V234H186ZM189 235H190V234H189ZM245 235H246V234H245ZM247 235H248V234H247ZM249 235H250V234H249ZM14 236H15V235H14ZM18 236H19V235H18ZM40 236H41V235H40ZM46 236H47V235H46ZM58 236H59V235H58ZM58 236H57V237H58ZM67 236H68V235H67ZM72 236H73V235H72ZM82 236H83V235H82ZM84 236H85V235H84ZM86 236H87V235H86ZM86 236H85V237H86ZM162 236H163V234H162ZM221 236H222V235H221ZM221 236H220V237H221ZM226 236H227V235H226ZM28 237H29V236H28ZM65 237H66V235H65ZM88 237H89V236H88ZM121 237H122V236H121ZM135 237H137V236H135ZM149 237H150V236H149ZM156 237H157V236H156ZM170 237H171V236H170ZM179 237H180V235H179ZM183 237L186 238L185 235H184ZM247 237H248V236H247ZM15 238H17V237H15ZM45 238H46V237H45ZM72 238H73V237H72ZM74 238H75V237H74ZM86 238H87V237H86ZM86 238H83V239H86ZM125 238H126V237H125ZM138 238H139V236H138ZM161 238H162V237H161ZM175 238H176V237H175ZM188 238H189V237H188ZM236 238H237V236H236ZM263 238H264V237H263ZM6 239H7V238H6ZM18 239H19V238H18ZM25 239H26V238H25ZM30 239H32V237H31ZM42 239H44V237H43ZM42 239H41V240H42ZM58 239H60V238L58 237ZM80 239H81V238H80ZM88 239H90V238H88ZM126 239H127V238H126ZM134 239H135V238H134ZM139 239H140V238H139ZM144 239H145V238H144ZM168 239H169V238H168ZM168 239H167V240H168ZM171 239H172V237H171ZM177 239H178V237H177ZM223 239H224V238H223ZM241 239H242V238H241ZM243 239H244V238H243ZM245 239H246V238H245ZM20 240H21V239H20ZM81 240H82V239H81ZM81 240H80V241H81ZM113 240H114V238H113ZM147 240H148V239H147ZM161 240H162V242H163V238H162ZM220 240H221V239H220ZM236 240H237V239H236ZM248 240H249V239H248ZM253 240H254V239H253ZM6 241H7V240H6ZM9 241H11V240H8L7 242H9ZM47 241L49 242L48 239H47ZM62 241H63V240H62ZM108 241H109V240H108ZM156 241H157V239H156ZM176 241H177V240H176ZM186 241H187V240H186ZM190 241H191V240H190ZM204 241H205V240H204ZM243 241H244V240H243ZM257 241H258V240H257ZM14 242H16V240L13 241V243H14ZM48 242H47V243H48ZM60 242H61V241H60ZM60 242H59V243H60ZM91 242L93 243V241H91ZM96 242H97V241H96ZM96 242H95V243H96ZM121 242H122V241H120V243H121ZM127 242H129V241H127ZM127 242H126V240H125V243H127ZM130 242H131V241H130ZM132 242H134V241H132ZM143 242H144V241H143ZM146 242H147V241H146ZM146 242H145V243H146ZM150 242H151V241H150ZM171 242H172V241H171ZM171 242H168L169 245H170ZM174 242H175V241H174ZM178 242H179V241H178ZM178 242H177V244H178ZM195 242H196V240H195ZM211 242H212V241H211ZM259 242H260V240H259ZM10 243H11V242H10ZM49 243H50V242H49ZM56 243H58V242H56ZM84 243H85V242H84ZM123 243H124V242H123ZM168 243H167V244H168ZM181 243H182V242H181ZM228 243H229V242H228ZM249 243H250V242H249ZM254 243H256V242L254 241ZM14 244H15V243H14ZM22 244H23V243H22ZM44 244H45V243H44ZM72 244H73V242H72ZM104 244H105V243H104ZM109 244H110V243H109ZM109 244H107V245H109ZM165 244H166V243H165ZM186 244H187V243H186ZM207 244H208V243H207ZM214 244H215V243H214ZM214 244H213V245H214ZM42 245H43V244H42ZM45 245H46V244H45ZM97 245H98V244H97ZM125 245H128V244H125ZM129 245H130V243H129ZM146 245H147V243H146ZM146 245H145V246H146ZM161 245H162V244H161ZM187 245H188V244H187ZM187 245H186V246H187ZM195 245H196V244H195ZM199 245H200V244H199ZM201 245H202V244H201ZM201 245H200V246H201ZM8 246H9V245H8ZM16 246H17V245H16ZM23 246H24V245H23ZM23 246H22V247H23ZM25 246H26V245H25ZM51 246H52V245H51ZM102 246H104V245H102ZM105 246H106V245H105ZM114 246H116V245H114ZM120 246H121V245H120ZM130 246H131V245H130ZM145 246H144V248H145ZM154 246H155V245H154ZM171 246H173V245H171ZM181 246H182V245H181ZM186 246H185V247H186ZM193 246H194V245H193ZM202 246H203V245H202ZM202 246H201V247H202ZM249 246H250V244H249ZM249 246H248V247H249ZM252 246H253V245H252ZM258 246H259V245H258ZM17 247H18V246H17ZM43 247H44V246H43ZM53 247H54V246H53ZM72 247H73V246H72ZM121 247H122V246H121ZM121 247H120V248H121ZM147 247H148V245H147ZM151 247H152V246H151ZM160 247H161V246H160ZM174 247H175V245H174ZM185 247H184V250H185ZM194 247H195V246H194ZM196 247L198 248V244H197ZM211 247H212V246H211ZM217 247H219V246H217ZM246 247H247V246H246ZM246 247H245V248H246ZM23 248H24V247H23ZM34 248H35V247H34ZM36 248H38V247L36 246ZM39 248H40V247H39ZM41 248H42V247H41ZM63 248H64V247H63ZM98 248H99V247H98ZM108 248H112V247H108ZM108 248H107V249H108ZM135 248H136V247H135ZM135 248H134V249H135ZM190 248H191V247H190ZM225 248H226V247H225ZM242 248H243V247H242ZM250 248H251V247H250ZM12 249H13V248H12ZM19 249H20V248H19ZM28 249H29V248H28ZM30 249H31V248H30ZM73 249H74V248H73ZM79 249H80V248H79ZM89 249H90V248H89ZM91 249H92V248H91ZM112 249H113V248H112ZM130 249H131V247H130ZM138 249H139V248H138ZM169 249H170V248H169ZM169 249H168V250H169ZM188 249H189V247H188ZM206 249H207V247H206ZM213 249H214V248H213ZM219 249H220V248H219ZM219 249H218V250H219ZM227 249H228V248H227ZM236 249H238V247H237ZM257 249H258V247H257ZM263 249H264V248H263ZM38 250H39V249H38ZM40 250H41V249H40ZM58 250H59V249H58ZM74 250H75V249H74ZM92 250H93V249H92ZM110 250H111V249H110ZM118 250H119V248H118ZM143 250H144V249H143ZM162 250H163V246H162ZM165 250H166V248H165ZM186 250H187V249H186ZM193 250H194V248H193ZM204 250H205V249H204ZM240 250H241V249H240ZM260 250H261V249H260ZM0 251H1V250H0ZM3 251H4V250H3ZM43 251H44V250H43ZM55 251H56V250H55ZM76 251H77V250H76ZM81 251H82V250H81ZM84 251H85V250H84ZM120 251H121V250H120ZM146 251H147V250H146ZM189 251H190V250H189ZM194 251H195V250H194ZM194 251H193V252H194ZM196 251H198V250H196ZM200 251L202 252V250H199V252H200ZM207 251H208V250H207ZM207 251H206V253H207ZM209 251H210V250H209ZM209 251H208V253H209ZM224 251L227 252L228 250H225V249H224ZM242 251H244V249H243ZM254 251H258V250H254ZM23 252H25V250H24ZM41 252H42V251H41ZM51 252H52V251H51ZM68 252H70V251H68ZM82 252H83V251H82ZM90 252H91V251H90ZM93 252H94V251H93ZM93 252H92V254H94ZM95 252H96V251H95ZM99 252H100V251H99ZM121 252H122V251H121ZM128 252H129V251H128ZM128 252H127V253H128ZM130 252H131V251H130ZM158 252H159V251H158ZM166 252H167V251H166ZM193 252H192V253H193ZM199 252H197V254H198ZM210 252H211V251H210ZM212 252H213V251H212ZM221 252H222V250H221ZM234 252H235V251H234ZM247 252H248V251H247ZM2 253H3V252H2ZM4 253H5V251H4ZM11 253H12V252H11ZM18 253H19V252H18ZM34 253H35V252H34ZM45 253H46V252H45ZM45 253H44V255H45ZM52 253H53V252H52ZM59 253H60V252H59ZM59 253H58V254H59ZM132 253H133V252H132ZM132 253H131V254H132ZM135 253H136V252H135ZM156 253H157V252H156ZM168 253H169V252H168ZM216 253H217V252H215V254H216ZM244 253H245V252H244ZM252 253H253V252H252ZM256 253H257V252H256ZM262 253H263V252H262ZM77 254H78V253H77ZM77 254H76V255H77ZM80 254H82V253H80ZM83 254H84V253H83ZM95 254H96V253H95ZM99 254H100V253H99ZM103 254H104V253H103ZM140 254H142V253H140ZM143 254H144V253H143ZM162 254H163V253H162ZM199 254H201V253H199ZM211 254H212V253H211ZM211 254H210V255H211ZM234 254H235V253H234ZM236 254H237V253H236ZM242 254H243V253H242ZM263 254H264V253H263ZM28 255H29V254H28ZM36 255H37V254H36ZM51 255H52V254H51ZM84 255H85V254H84ZM107 255H108V254H107ZM119 255H120V254H119ZM135 255H136V254H135ZM165 255H166V254H165ZM174 255H175V254H174ZM179 255H180V254H179ZM221 255H222V254H221ZM224 255H225V254H224ZM249 255H251V254H249ZM260 255L262 256L261 253H260ZM25 256H27V255H25ZM31 256H32V255H31ZM52 256H53V255H52ZM56 256H57V255H56ZM68 256H69V255H68ZM102 256H103V255H102ZM146 256H148V255H146ZM158 256H159V254H158ZM160 256H161L160 258H162V255H160ZM170 256H171V255H170ZM184 256H185V254H184ZM186 256H187V255H186ZM197 256H200V255H197ZM206 256H207V255H206ZM236 256H238V255H236ZM239 256H240V255H239ZM239 256H238V257H239ZM241 256H242V255H241ZM243 256H244V255H243ZM0 257H1V256H0ZM23 257H24V256H23ZM23 257H21V258H23ZM54 257H55V256H54ZM74 257H75V256H74ZM74 257H73V258H74ZM84 257H85V256H84ZM88 257H89V256H88ZM90 257H91V256H90ZM92 257H93V256H92ZM104 257H105V256H104ZM144 257H145V255H144ZM167 257H168V256H167ZM187 257H188V256H187ZM187 257H186V258H187ZM191 257H193V255H192ZM219 257H220V256H219ZM252 257H253V255H252ZM258 257H259V256H258ZM258 257H257V258H258ZM11 258H12V257H11ZM24 258H25V257H24ZM35 258H36V257H35ZM56 258L58 259V257H56ZM56 258H55V259H56ZM73 258H72V259H73ZM107 258H108V257H107ZM111 258H112V257H111ZM122 258H124V256H122ZM125 258H126V257H125ZM125 258H124V259H125ZM158 258H159V257H158ZM208 258H209V257H208ZM212 258H213V257H212ZM228 258H229V257H228ZM233 258H234V257H233ZM233 258H232V260H233ZM242 258H243V257H242ZM244 258H245V257H244ZM244 258H243V259H244ZM248 258H249V257H248ZM248 258H247V259H248ZM261 258H262V257H261ZM4 259H6V258H4ZM15 259H16V257H15ZM36 259H37V258H36ZM40 259H42V258H40ZM51 259H52V258H51ZM72 259H71V260H72ZM89 259H90V258H89ZM95 259H98V260H99V258H97V257H96ZM95 259H94V260H95ZM103 259H104V258H103ZM103 259H102V260H103ZM105 259H106V258H105ZM108 259H109V258H108ZM129 259H130V258H129ZM144 259H145V258H144ZM192 259H193V258H192ZM198 259H199V258H198ZM210 259H211V258H210ZM218 259H219V258H218ZM234 259H235V258H234ZM255 259H256V258H255ZM255 259H253V260L255 261ZM7 260H8V259H7ZM16 260H17V259H16ZM31 260H32V259H31ZM43 260H44V259H43ZM43 260H42V261H43ZM45 260H47V259H45ZM60 260H61V259H60ZM60 260H59V261H60ZM65 260H66V259H65ZM75 260H76V259H75ZM109 260H110V259H109ZM112 260H113V259H112ZM122 260H123V259H122ZM135 260H136V258H135ZM148 260H149V259H148ZM148 260H147V261H148ZM165 260H166V259H165ZM170 260H171V259H170ZM175 260H176V259H175ZM175 260H174V261H175ZM189 260H190V259H189ZM212 260H213V259H212ZM216 260H217V257H216ZM222 260H223V259H222ZM227 260H228V259H227ZM229 260H230V258H229ZM238 260H239V259H238ZM241 260H242V259H241ZM248 260H249V259H248ZM258 260H259V259H258ZM262 260H263V259H262ZM8 261H9V260H8ZM8 261H6V262H8ZM12 261H13V260H12ZM33 261H34V260H33ZM38 261H39V259H38ZM42 261H41V262H42ZM49 261H50V260H49ZM54 261H55V260H54ZM56 261H58V260H56ZM80 261H81V260H80ZM80 261H79V262H80ZM86 261H87V260H86ZM90 261H91V260H90ZM139 261H140V260H139ZM143 261H144V260H143ZM143 261H142V262H143ZM168 261H169V260H168ZM196 261H197V260H196ZM199 261H200V260H198V264L200 263ZM235 261H236V260H235ZM244 261H245V260H244ZM260 261H261V259H260ZM260 261H259V262H260ZM263 261H264V260H263ZM263 261H262V262H263ZM2 262H3V261H2ZM39 262H40V261H39ZM43 262H44V261H43ZM82 262H83V261H82ZM87 262H88V261H87ZM91 262H92V261H91ZM97 262H98V261H97ZM124 262H125V260H124ZM142 262H139V263H142ZM155 262H156V260H155ZM158 262H160V261H157V263H158ZM165 262H166V261H165ZM169 262H170V261H169ZM171 262H172V260H171ZM184 262H185V261H184ZM184 262H183V263H184ZM186 262H187V261H186ZM186 262H185V264H186ZM201 262H202V261H201ZM220 262H221V261H220ZM241 262H242V261H241ZM16 263H17V262H16ZM44 263H45V262H44ZM57 263H58V262H57ZM59 263H60V262H59ZM61 263H62V262H61ZM68 263H69V262H68ZM70 263H71V262H70ZM70 263H69V264H70ZM72 263H73V262H72ZM77 263H78V262H77ZM83 263H85V262H83ZM94 263H96V262H94ZM122 263H123V262H122ZM163 263H164V261H163ZM163 263H162V264H163ZM189 263H190V262H189ZM202 263H203V262H202ZM247 263H248V262H247ZM11 264H13V263H11ZM26 264H28V263H26ZM36 264H37V263H36ZM39 264H40V263H39ZM49 264H50V263H49ZM62 264H63V263H62ZM96 264H97V263H96ZM106 264H107V262H106ZM108 264H109V263H108ZM110 264H111V263H110ZM128 264H129V263H128ZM164 264H165V263H164ZM166 264H167V263H166ZM168 264H169V263H168ZM187 264H188V263H187ZM191 264H192V263H191ZM223 264H224V263H223ZM234 264H235V263H234ZM239 264H240V263H239ZM242 264H244V263H242ZM248 264H249V263H248ZM256 264H258V263H256Z\"/></svg>","mask_w":264,"mask_h":264}]
</instances>
